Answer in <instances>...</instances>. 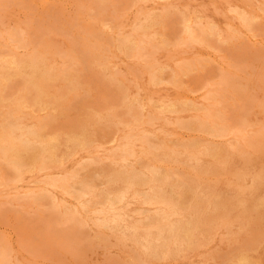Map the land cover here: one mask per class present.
<instances>
[{"label": "rangeland", "instance_id": "rangeland-1", "mask_svg": "<svg viewBox=\"0 0 264 264\" xmlns=\"http://www.w3.org/2000/svg\"><path fill=\"white\" fill-rule=\"evenodd\" d=\"M19 1V2H18ZM45 1V3H44ZM16 0V4H15V0H1L0 1V36L3 40L0 41V48L2 49L0 51V118L2 119V115L6 113H8L9 111H12L13 113V118L14 119H18L19 117V121L21 122V124L30 126L32 125L33 127H38L41 125L44 126V132L42 137L43 139H45V141L49 140V146L47 147V150L45 149L44 151H41L39 147H36V145L33 146H28L27 149H24L22 152H19L18 156L19 159H21V168H22V173L20 175V177L17 179H13V183L12 186L10 185V182H7L9 180H12L11 178L13 177V174H8V172H6L5 170H1L0 171V176H2V174H7V175H3L2 177H0V195H3V198H1L0 201V207H2L1 203H5L6 202V206L8 204L9 207L14 206L13 208L7 209L8 207L5 206V208L1 209L0 208V248L6 250L7 255H8V261H10V264H49L51 262V264H68L67 262L65 263V261H68L69 264H71L74 261V264H82L81 262H83V264H140V263H147V264H238V263H242V264H264V175H262V173L264 174V107L262 105H264V25H261L262 22L264 24V0H258L257 3H255L256 1L254 0H160L163 2H158L157 0ZM57 1V2H56ZM59 2H67L65 3L66 6H63L64 3H58ZM69 1V2H68ZM71 1V2H70ZM75 1V2H74ZM77 1V2H76ZM94 1V2H93ZM104 3H103V2ZM112 1V3L110 2ZM115 1V2H114ZM132 1V2H131ZM135 1V2H133ZM137 1V2H136ZM148 1V2H147ZM156 1V2H155ZM165 1V2H164ZM190 1V2H189ZM200 1V3L198 4V2ZM13 2V3H12ZM33 2V3H32ZM39 2V3H38ZM47 2V3H46ZM90 2V3H88ZM121 2V3H120ZM125 2V3H124ZM143 2V3H142ZM151 2L154 4H151ZM173 2V3H172ZM184 5H183V3ZM196 2V3H195ZM209 2V4H208ZM217 2V3H216ZM224 2V3H223ZM234 2V3H233ZM250 2V3H249ZM253 2V3H251ZM20 3V4H19ZM38 3V4H37ZM71 3V4H69ZM99 3V4H97ZM134 3V4H133ZM137 3V4H136ZM164 3V4H163ZM181 3V4H179ZM207 3V4H206ZM232 3V4H231ZM249 5H247V4ZM255 3V4H254ZM263 4V6L261 4ZM7 4V6H6ZM12 4V5H11ZM14 4V5H13ZM20 6H19V5ZM46 4V5H45ZM50 4V5H49ZM55 4V5H54ZM59 4V7L58 5ZM61 4V5H60ZM94 6H93V5ZM126 6H125V5ZM141 4V5H139ZM174 4V5H173ZM190 4V5H189ZM193 4V5H191ZM206 4V5H205ZM217 4V5H216ZM234 4V5H233ZM240 4V5H237ZM244 6H243V5ZM3 5V6H2ZM16 5V6H15ZM23 5V6H22ZM32 5V6H31ZM98 5V7H97ZM103 5V6H102ZM113 7H112V6ZM144 5V6H142ZM159 5V6H158ZM229 5V6H228ZM258 5V6H256ZM5 6V7H4ZM22 6V7H21ZM29 6V7H28ZM46 6V7H45ZM51 6V7H50ZM119 6V7H118ZM133 6V8H132ZM147 6V7H145ZM172 6V8H171ZM180 6V7H179ZM184 8H183V7ZM190 6V7H189ZM224 6V7H223ZM234 6V8H233ZM242 6V7H241ZM246 6V7H245ZM260 6V7H259ZM8 7V8H7ZM12 9H11V8ZM17 7V8H15ZM27 7V9L25 8ZM50 10H49V8ZM62 7V8H61ZM94 7V8H93ZM107 7V8H105ZM111 7V8H110ZM123 7V9L121 10V8ZM137 7V9H136ZM151 7V8H150ZM194 7V8H193ZM213 7V10L211 9ZM222 7V8H221ZM244 7V8H243ZM251 7V8H250ZM257 7V9L255 8ZM5 8V9H4ZM19 8V9H18ZM21 8V9H20ZM24 8L26 10H24ZM59 8H61L59 10ZM120 8V9H119ZM204 12H203V10ZM42 9V10H41ZM78 9V10H77ZM89 9V11H88ZM99 9V10H98ZM110 11H109V10ZM114 9V10H113ZM125 9V10H124ZM151 9V10H150ZM161 9V10H160ZM173 9V10H172ZM180 11H179V10ZM184 11H183V10ZM202 11H201V10ZM207 9V11H206ZM211 9L212 12L209 10ZM219 9V10H218ZM260 9V11L258 10ZM263 9V11H262ZM36 10V11H35ZM39 10V11H38ZM47 10V11H46ZM59 10V11H58ZM86 10V11H85ZM93 10H95V12H93ZM127 10V11H126ZM155 10V11H154ZM160 10V11H159ZM178 10V11H177ZM182 10V11H181ZM189 10V11H188ZM225 10H228L225 12ZM241 10V12H240ZM244 10V11H243ZM247 10V12H246ZM251 10V11H250ZM16 11V12H15ZM29 11V12H28ZM33 11V12H32ZM66 11V12H65ZM73 11V12H72ZM76 11V12H75ZM98 11V13H97ZM109 13H108V12ZM197 11V12H196ZM235 13H234V12ZM251 13H249V12ZM15 12V13H13ZM26 14H24V13ZM37 12V13H36ZM46 15H44L43 14ZM63 12V13H62ZM68 12V13H67ZM113 12V14H112ZM119 12V13H117ZM131 12V13H130ZM133 12V13H132ZM143 12V13H142ZM153 12V13H152ZM159 12V13H158ZM173 12V14L171 13ZM180 12V14H179ZM182 12V13H181ZM215 12V13H214ZM219 12H221L222 14H219ZM229 12V14H228ZM233 12V13H231ZM246 12V13H245ZM9 13V14H8ZM61 13V14H60ZM66 15H63L65 14ZM71 15H70V14ZM73 13V14H72ZM81 13V14H80ZM82 13H85L84 15ZM86 13H87V17H86ZM102 13V14H101ZM136 13V14H135ZM184 13V14H183ZM188 13V14H187ZM212 13V14H211ZM237 13V15H236ZM240 13H244L247 15H254L256 18L253 22V26L249 27L250 30L247 28V30L245 29V23H243L242 19L240 17ZM263 13V14H262ZM11 14V15H10ZM31 14V15H30ZM38 14V15H37ZM40 14V15H39ZM54 14V15H53ZM58 17H57V15ZM79 14V15H78ZM94 14V15H93ZM101 16H100V15ZM128 14V15H127ZM131 14V15H130ZM155 14V15H154ZM164 14V17H163ZM166 14V15H165ZM183 14V15H182ZM187 16H186V15ZM203 14V15H202ZM231 14V15H230ZM7 15V16H6ZM21 15V16H20ZM33 15V16H32ZM99 15V16H98ZM103 15V16H102ZM105 15V16H104ZM120 17H119V16ZM133 15V18H132ZM135 15V16H134ZM153 15V16H152ZM190 17H189V16ZM221 15V16H220ZM239 15V18H238ZM259 15H263V16H259ZM19 16V17H18ZM24 16V17H23ZM62 16V18H61ZM109 16V17H108ZM113 16H116L114 18H112ZM125 16V17H123ZM142 16V17H141ZM160 16V17H159ZM162 16V19H160ZM194 16V17H193ZM211 18H210V17ZM223 16V18H222ZM226 16V17H225ZM237 16V17H236ZM32 17H34L35 19H33ZM38 17H40L38 19ZM42 17V19H41ZM66 17V18H65ZM78 19H77V18ZM83 17V18H82ZM86 17V18H85ZM89 17H93L92 19H90ZM98 17V18H97ZM103 17V18H102ZM130 17V18H129ZM152 17V19H151ZM197 17V18H196ZM200 17V18H199ZM204 17V18H203ZM235 17V18H234ZM30 18V19H29ZM58 18V19H56ZM60 18V19H59ZM85 18V19H84ZM118 18V19H117ZM121 18V19H120ZM124 20H123V19ZM167 18V19H166ZM195 19L196 21L194 22ZM206 18V19H205ZM222 18V19H221ZM260 18V19H259ZM8 19V20H7ZM12 19V20H11ZM16 19V20H15ZM26 19V20H25ZM32 19V22L35 24H32V22L30 21ZM55 19V22H54ZM104 21H103V20ZM114 19V20H113ZM130 19V20H129ZM158 19V20H156ZM179 19V20H178ZM200 19V20H197ZM212 19V20H211ZM226 19V20H224ZM238 19V20H237ZM262 19V20H261ZM35 20V21H33ZM42 20V21H40ZM44 20V22H43ZM62 20V21H61ZM81 20V21H80ZM86 20V21H84ZM117 20V21H116ZM172 20L175 24L173 25V22L170 21ZM176 20V21H175ZM206 20V21H205ZM229 20V21H228ZM232 20V21H231ZM5 21V22H4ZM21 23H20V22ZM64 21V22H63ZM72 21L74 24H72ZM78 21V22H77ZM94 21V22H93ZM138 23H136V22ZM147 21V22H146ZM152 21V22H151ZM167 21V22H166ZM169 23L172 22V23ZM182 21V22H181ZM188 21L191 26H192V21L194 22L193 24V28H197L195 30H197V32L199 33L202 31H205L202 34V38L203 39H199V40H194L189 38L186 39V31H183V22ZM231 21V22H230ZM242 21V22H241ZM258 21V22H257ZM12 24H11V23ZM27 22V23H25ZM47 22V23H45ZM57 22V23H56ZM87 22V23H85ZM91 24H90V23ZM102 22V23H101ZM110 22V24H109ZM121 22V24H120ZM143 22V24H142ZM151 22V24H150ZM155 22V23H153ZM158 22V23H157ZM176 22H178L176 24ZM181 22V23H180ZM213 22V23H212ZM234 24H233V23ZM239 22V24H238ZM14 23V24H13ZM44 23V24H43ZM56 23V24H55ZM89 23V24H88ZM98 23V24H97ZM105 23V24H104ZM118 23V24H116ZM153 23V24H152ZM197 23V24H196ZM203 23V24H202ZM242 23V24H241ZM255 23V24H254ZM29 24V25H28ZM36 25V26H32V25ZM42 24V26L40 25ZM57 26L54 27L53 26ZM60 24V25H59ZM67 24V25H66ZM80 26L78 27L77 26ZM87 24V25H86ZM103 24V25H102ZM127 24V25H126ZM131 24V25H130ZM150 24V25H147ZM164 26H163V25ZM218 24V25H217ZM221 24V25H220ZM223 24V25H222ZM228 24V25H226ZM11 25V26H10ZM13 25H15L16 27H14ZM22 25L24 27H22ZM47 25V27H45ZM52 25V27H51ZM71 25V26H70ZM76 25V26H75ZM118 27H117V26ZM161 27H160V26ZM180 25V26H179ZM196 25V27H195ZM198 25V26H197ZM201 25V26H200ZM220 25V26H219ZM236 25V27H234ZM238 25V26H237ZM244 25V26H243ZM254 25L256 27H254ZM260 25V26H259ZM9 28L10 31L12 29V33L9 32V29L5 28ZM41 28H40V27ZM61 26V27H60ZM85 26V27H82ZM91 26V27H89ZM104 26V27H103ZM115 26V28L113 27ZM150 26V28H149ZM155 26V27H154ZM159 26V27H158ZM175 26V27H174ZM212 26V27H211ZM223 26V27H222ZM233 26V27H232ZM241 26V28H240ZM26 27V28H25ZM51 27V28H50ZM73 27V29H72ZM88 27V28H87ZM103 27V28H102ZM121 29H120V28ZM144 27V28H142ZM146 27V28H145ZM169 27V28H168ZM174 27V28H173ZM200 27V28H199ZM209 27V28H208ZM238 27V28H237ZM243 27V28H242ZM246 27H248L246 25ZM254 27V29H253ZM50 28V30H49ZM69 28V29H68ZM78 28V29H77ZM90 28V29H89ZM92 28V29H91ZM96 30L94 31L93 29ZM107 28V29H106ZM128 28H131L128 29ZM133 28V29H132ZM182 28V29H180ZM199 28V30H198ZM202 28V29H201ZM206 28V29H205ZM216 28V29H215ZM256 28V29H255ZM3 31H2V30ZM6 29V30H5ZM26 29V30H25ZM29 29V30H28ZM34 31H33V30ZM35 29L37 30V32H35ZM57 29V34L56 32H54V30L56 31ZM66 29V30H65ZM103 29V31H102ZM104 29H106L104 31ZM116 29V31H115ZM141 29V30H140ZM176 29V30H174ZM210 29V30H209ZM228 29V30H226ZM235 29V30H234ZM262 31L261 33L259 32V30ZM18 30V31H16ZM49 30V32H48ZM52 30V31H51ZM60 30V31H59ZM100 30V31H99ZM109 30V31H108ZM134 30V31H132ZM155 30V31H154ZM160 30H162L160 32ZM218 30V31H217ZM243 30V31H242ZM245 30V32H244ZM253 30V31H252ZM255 30V31H254ZM1 31L3 33H1ZM6 31V33H5ZM16 31V32H15ZM28 31V32H27ZM43 31V32H42ZM44 31H46V34L44 33ZM62 31V32H61ZM81 31V33L79 32ZM142 31V32H141ZM147 31V32H146ZM173 31L175 33H173ZM212 31V32H211ZM235 31V33H234ZM240 31V32H238ZM17 32H19L17 34ZM32 34H30V33ZM54 32V33H53ZM61 32V33H60ZM65 32V34L63 33ZM68 32V33H66ZM91 32V33H88ZM113 32V33H112ZM134 34H132V33ZM178 34H177V33ZM218 34H217V33ZM224 32V33H223ZM250 35H252V38L247 35V33ZM14 34L17 36L15 41L10 40L8 37L9 35ZM29 33V34H28ZM43 33V34H41ZM48 33V35H47ZM52 33V34H50ZM56 33V34H55ZM63 33V34H62ZM74 33V34H72ZM84 33V34H83ZM101 33V34H100ZM106 35H105V34ZM209 33V34H208ZM220 33V34H219ZM231 33V34H230ZM257 33V36H255L254 34ZM9 34V35H8ZM82 36H81V35ZM93 34V35H92ZM125 34V35H124ZM128 34V35H127ZM141 34V36L139 37V35ZM148 36H147V35ZM158 34V35H157ZM172 34V35H171ZM216 34V35H215ZM228 34V35H226ZM238 34V36L236 35ZM241 34V36H240ZM246 35L243 37V35ZM261 34V35H260ZM6 37H5V36ZM25 37V36H27ZM47 35V36H46ZM50 35L52 37H50ZM55 37H54V36ZM76 35V36H75ZM90 35V36H88ZM92 35V36H91ZM96 35V37L94 38V36ZM99 35V38H98ZM112 35V36H111ZM135 35V36H134ZM146 35V36H145ZM160 35V36H159ZM168 35L169 38L166 36ZM179 38H178V36ZM184 35V36H183ZM205 35H207V40L205 39ZM215 35V36H214ZM235 35V36H234ZM263 35V36H262ZM22 36V37H21ZM33 37V42H31L30 37ZM39 38H38V37ZM42 36V37H41ZM45 36V38H44ZM59 36V37H58ZM70 36V37H69ZM84 36V38H83ZM88 36V37H87ZM101 36V37H100ZM114 36V37H113ZM175 36V37H174ZM223 36V37H222ZM233 36H234V41H233ZM240 36V38H239ZM72 37V38H71ZM80 37V38H79ZM92 37L94 38L92 40ZM134 37V38H133ZM137 39H136V38ZM145 37V38H143ZM148 37V38H146ZM157 37V38H156ZM160 37V39H159ZM166 37V38H165ZM183 37V38H182ZM243 37V38H242ZM258 37V38H257ZM260 37V38H259ZM0 38V39H1ZM7 38L8 40L6 41L5 39ZM18 38V39H17ZM44 38V39H43ZM69 38V39H67ZM71 38V39H70ZM86 38V39H85ZM90 38V39H89ZM98 40H97V39ZM131 38V39H130ZM133 38V39H132ZM143 38V39H141ZM215 38V40L213 39ZM225 38V39H224ZM245 38V39H244ZM25 39V40H23ZM42 39V40H41ZM47 39V42H46ZM49 39V40H48ZM55 39V40H54ZM88 39V40H87ZM117 42H116V40ZM155 39V40H154ZM157 39V40H156ZM178 41H177V40ZM186 39V40H184ZM238 39V40H237ZM245 41H244V40ZM254 39V40H252ZM262 39V40H261ZM19 40V41H18ZM36 40V41H35ZM40 40V42H39ZM73 40H76L73 42ZM85 40V41H84ZM107 43H105L104 42ZM109 40V41H108ZM130 40V41H127ZM136 40V41H135ZM139 42H138V41ZM160 40V41H159ZM174 40V41H173ZM184 42L182 43L181 42ZM190 40V41H189ZM252 40V41H251ZM260 40V41H259ZM12 41V42H11ZM23 41V43H22ZM29 41V42H28ZM54 41V42H53ZM69 41V43H67ZM73 45H71L72 43ZM119 41V42H118ZM125 41V42H124ZM127 41V42H126ZM135 41V42H134ZM145 41V42H144ZM150 41V42H149ZM153 41V42H152ZM157 41V42H156ZM188 41V43H186ZM194 41V42H193ZM196 41V42H195ZM214 41V42H213ZM218 41V42H217ZM222 41V42H220ZM236 41V42H235ZM239 41V43H238ZM243 41V42H242ZM255 43H254V42ZM262 41V43H261ZM10 44L11 42V45ZM20 42V43H19ZM34 42L38 45L33 46ZM61 42V43H60ZM132 42V43H131ZM134 42V43H133ZM169 42V43H168ZM200 42V43H199ZM220 42V43H219ZM260 42V43H259ZM5 43V44H4ZM19 47H17L18 45ZM32 43V44H31ZM40 43V44H39ZM65 43V44H64ZM92 43V44H89ZM118 49H117V46ZM128 43V44H127ZM138 45H136V44ZM141 43V44H139ZM146 43V45H145ZM149 43V44H148ZM172 43V44H171ZM187 45H186V44ZM196 45H195V44ZM205 45H204V44ZM211 46H210V44ZM216 43V44H215ZM222 43L224 45V47L222 46ZM236 43V44H234ZM250 43V44H249ZM256 43H258V45H256ZM7 44V45H6ZM98 44V46H96ZM104 44V45H103ZM170 44V45H169ZM181 44V45H180ZM202 44V45H201ZM216 47H214V45ZM9 45V49L8 46ZM13 45V47H12ZM26 45V46H24ZM28 45H31V49ZM35 45V44H34ZM41 45V46H40ZM44 45V46H43ZM51 46V49L50 46ZM60 45V46H59ZM69 45V46H68ZM71 45V46H70ZM76 45V46H74ZM95 47L94 49L91 47ZM99 45L101 47H99ZM124 45V46H123ZM126 45V46H125ZM133 45V46H132ZM154 45V46H153ZM162 45V46H161ZM177 45V46H176ZM180 45V46H179ZM184 45V46H183ZM199 47H198V46ZM202 47H201V46ZM209 45V46H208ZM213 45V46H212ZM221 47H220V46ZM229 45V46H228ZM246 47H245V46ZM263 47H262V46ZM5 46V48L3 47ZM11 46V48H10ZM73 46V47H72ZM84 46V47H83ZM105 46V48L103 47ZM123 46V47H122ZM138 48H136V47ZM168 46V47H167ZM175 46V47H174ZM226 46V48H225ZM240 46V47H239ZM16 47V48H14ZM22 47V50H21ZM43 47V48H42ZM71 47V48H70ZM91 47V48H90ZM110 47H112L110 49ZM127 47V48H126ZM132 47V48H130ZM144 47V49H143ZM152 49H151V48ZM156 50H155V48ZM163 49H162V48ZM198 47V48H197ZM212 47V48H211ZM223 47V48H222ZM230 47V48H229ZM236 47V48H235ZM244 48L243 49H241ZM254 47V48H253ZM259 47V48H258ZM4 48V49H3ZM14 48V49H13ZM26 48V49H24ZM57 48V49H56ZM60 48V49H59ZM73 48V49H72ZM76 48V49H75ZM83 48V49H82ZM98 48V49H97ZM140 48V51L138 50ZM154 48V49H153ZM161 48V49H160ZM202 48L204 50H202ZM207 48V49H206ZM210 48V49H209ZM225 48V49H224ZM229 48V51H228ZM233 48V49H232ZM24 49V51H23ZM30 49V50H29ZM47 49V50H46ZM53 49V50H52ZM62 49V50H61ZM70 49V50H69ZM72 49V51H71ZM93 49V50H92ZM103 49V50H102ZM106 49V50H104ZM114 49V50H113ZM124 49V50H123ZM127 49V50H126ZM133 49V50H132ZM148 49V50H147ZM151 49V50H150ZM169 49V50H168ZM188 49V51H187ZM200 49V52H199ZM241 50V53L239 50ZM13 50V52H12ZM34 53H32V51ZM43 50V51H42ZM46 50V51H45ZM51 50V51H50ZM57 50V51H56ZM59 50V51H58ZM69 50L70 53H68L67 51ZM76 50V51H75ZM95 50V51H94ZM101 50V51H100ZM116 50V53H115ZM143 50V51H142ZM166 50V52L164 51ZM168 50V52H167ZM173 50V51H172ZM182 50V51H181ZM184 50V51H183ZM190 50V51H189ZM211 50H214L215 53H213ZM220 52H218V51ZM260 50V51H259ZM9 51V52H7ZM16 51V52H15ZM31 51V53H30ZM54 51V53H53ZM61 51V52H60ZM79 51V52H78ZM99 51V52H98ZM106 51V52H104ZM147 51V52H146ZM152 53H151V52ZM158 51V52H157ZM160 51V52H159ZM162 51V52H161ZM170 51H172L170 53ZM176 53H175V52ZM209 51V52H208ZM224 51V52H223ZM233 53H232V52ZM240 55V57L235 53V52ZM6 52V53H5ZM12 52V54H11ZM37 52V53H36ZM44 52V54H43ZM50 52L53 54H50ZM65 52V53H64ZM82 52V53H80ZM88 56H86L87 54ZM96 52V54H95ZM120 52V53H118ZM127 52V53H126ZM135 52V53H132ZM163 52H165L166 54L163 55ZM179 52V53H178ZM181 52V53H180ZM202 52V54H201ZM205 52V53H204ZM209 54H208V53ZM219 54H217V53ZM228 52V53H226ZM256 54H255V53ZM2 53V54H1ZM5 53V54H4ZM25 53V54H24ZM46 53V54H45ZM58 53V55L56 54ZM62 55H61V54ZM83 54L80 55L79 57L77 54ZM90 53H92L90 55ZM112 53V54H111ZM118 53V55H117ZM132 53V55L130 54ZM141 55H139V54ZM142 53V54H141ZM148 53V54H147ZM235 53V54H234ZM248 53V54H247ZM250 53V54H249ZM18 54V55H17ZM19 54H20V58H19ZM22 54V56H21ZM36 54V55H35ZM60 54V56H59ZM70 54V55H69ZM116 54V55H115ZM121 54V55H120ZM169 54V55H168ZM189 56H188V55ZM192 54V55H191ZM201 54V55H200ZM223 54V55H222ZM243 54V58L242 55ZM254 58L253 57V55ZM262 54V55H260ZM28 55V56H27ZM67 57H65V56ZM72 55H74L76 58H74V56L72 57ZM101 55V56H100ZM129 55V56H128ZM144 55V56H143ZM162 55V56H161ZM178 55V56H177ZM183 55V56H182ZM185 55V56H184ZM191 55V57H190ZM195 55V56H194ZM205 55V56H204ZM232 55V56H231ZM258 55V56H257ZM5 56V58L3 57ZM8 56V57H7ZM13 56V58H12ZM31 56V57H30ZM38 56V57H37ZM54 56V57H53ZM103 56V57H102ZM106 58H105V57ZM132 56H137L134 59L132 58ZM147 56V57H146ZM157 56V57H156ZM166 58H165V57ZM169 56H171L172 58H170ZM202 56V57H201ZM221 56V57H220ZM224 56V58L222 57ZM247 56V57H246ZM22 57V58H21ZM28 57H30L29 59H27ZM43 57V59H42ZM59 57V59H58ZM81 57L82 60H80L79 58ZM85 57V58H83ZM93 57V58H91ZM96 57V58H95ZM113 57V58H112ZM129 57V58H128ZM140 59H139V58ZM143 59H142V58ZM146 57V58H144ZM159 57V58H158ZM175 57V58H174ZM196 57V58H195ZM204 57V59H203ZM207 57V58H206ZM212 57H215L213 60ZM217 57L219 58L217 60ZM232 57V58H231ZM234 57V58H233ZM252 57V58H251ZM2 58V59H1ZM16 58V59H15ZM47 60H46V59ZM49 58V60H48ZM55 58V59H54ZM66 58V59H65ZM88 58V59H87ZM95 58V59H94ZM138 58V59H137ZM153 58V59H152ZM156 58V59H155ZM165 58V59H164ZM168 58V60H167ZM182 61H181V59ZM230 59V61L226 60V59ZM237 58V59H236ZM241 58V59H240ZM245 58V59H244ZM249 58V59H248ZM12 59V60H11ZM32 59V60H31ZM43 61H42V60ZM52 59V60H51ZM77 62H76V60ZM91 59V60H90ZM105 59V60H103ZM107 59V60H106ZM124 59V60H123ZM129 59V60H128ZM147 59V60H145ZM159 59V60H157ZM164 59V60H163ZM195 59L197 61H195ZM208 59V60H206ZM211 59V60H209ZM226 61H225V60ZM251 59V60H250ZM256 59V60H255ZM30 60V61H29ZM45 60V61H44ZM61 62H60V61ZM64 63H63V61ZM74 60V61H73ZM84 60V62H83ZM90 60V61H88ZM94 60H96L97 62H95ZM103 60V61H102ZM117 60V61H116ZM126 60V61H125ZM128 60V61H127ZM132 60L133 63H132ZM139 60V61H138ZM141 60V61H140ZM145 60V61H143ZM155 60V61H154ZM170 60V61H169ZM175 60V61H174ZM190 60H192L190 62ZM204 60V62L202 61ZM207 62H206V61ZM218 62H217V61ZM224 60V61H223ZM242 60V62H241ZM250 60V61H249ZM254 60V61H253ZM262 63H261V61ZM2 61V62H1ZM15 61V62H13ZM17 61V62H16ZM19 61V62H18ZM29 61V62H28ZM51 61V62H50ZM93 61V62H92ZM107 61V62H106ZM154 63H153V62ZM166 61V62H165ZM169 61V62H168ZM180 61V62H177ZM212 61V62H211ZM221 61V62H219ZM235 61V62H234ZM244 61V62H243ZM253 61V62H252ZM13 62V63H11ZM25 62V63H23ZM55 62V63H54ZM75 62V63H74ZM82 62V63H81ZM92 62V63H90ZM123 62V64H122ZM130 62V63H128ZM143 62V63H142ZM168 62V63H167ZM171 62V63H170ZM173 62V63H172ZM176 62V63H175ZM228 62V63H226ZM248 64H247V63ZM257 62V64H256ZM20 63V64H19ZM23 63V64H22ZM29 63V65H28ZM51 63V64H50ZM53 63V64H52ZM63 63V64H62ZM101 63V64H99ZM108 63V64H107ZM131 63L134 65L135 63V67L133 65H131ZM153 63V64H152ZM179 63V64H178ZM181 63V64H180ZM183 63L186 65H183ZM187 63V64H186ZM200 63V64H199ZM211 63H215L214 65ZM223 63V64H222ZM225 63V64H224ZM232 63V64H230ZM238 63V65H237ZM254 65H252V64ZM1 64H3L1 66ZM15 64V65H14ZM17 64V65H16ZM34 65V68L32 65ZM37 64V65H36ZM56 64V65H55ZM85 64V65H84ZM87 64L88 67H85ZM99 64V65H98ZM106 66H105V65ZM117 64V65H116ZM121 64V65H120ZM137 64V65H136ZM139 64V65H138ZM157 64V65H156ZM163 64V65H162ZM174 64V65H173ZM193 66H191V65ZM196 64V65H195ZM201 65L198 67V69L196 68L198 65ZM203 64V65H202ZM207 64V65H206ZM208 64L209 66H212L210 68V70L212 71L213 69V73L209 74V70L207 69L206 71H208V73L205 71L203 72V69L208 68ZM256 64V65H255ZM259 64V65H258ZM11 65V66H10ZM27 65V66H26ZM40 65V66H39ZM43 65V66H42ZM60 68H59V66ZM104 65V66H102ZM125 65V66H124ZM144 65V66H143ZM146 65V67H145ZM169 65V66H168ZM216 65V67H215ZM225 65V66H224ZM233 65V67L231 66ZM258 65V66H257ZM262 65V66H261ZM17 68H16V67ZM23 66V67H22ZM30 66V67H29ZM32 66V67H31ZM39 68H38V67ZM54 66V67H53ZM58 66V67H56ZM63 66V67H62ZM70 66V68H69ZM73 66V67H72ZM76 66V67H74ZM92 66V67H91ZM110 66V68H109ZM118 66V67H117ZM133 66V67H132ZM138 66V67H137ZM156 66V67H155ZM184 68H182V67ZM218 66V67H217ZM229 66V67H228ZM235 66V67H234ZM253 66V67H251ZM257 66V67H256ZM4 67V68H3ZM15 69H14V68ZM49 67V68H48ZM97 67V68H96ZM108 67V69L106 68ZM125 67V68H124ZM148 68L146 71L144 70V68ZM152 67V68H150ZM158 67V68H157ZM176 67V68H173ZM237 67V68H236ZM247 67V68H246ZM250 67V68H248ZM8 68V69H7ZM14 70H13V69ZM31 68V69H30ZM43 68V69H42ZM53 68V69H52ZM58 68V69H57ZM67 68V69H66ZM72 68V70H71ZM74 68V69H73ZM77 68V69H76ZM86 68V69H85ZM102 68V69H101ZM105 68V69H103ZM114 68V71H113ZM130 68V70H133V74L136 75L134 76L132 74V72L128 69ZM141 68V69H140ZM157 68V69H156ZM171 68V69H170ZM179 71H178V69ZM181 68V69H180ZM189 68V69H188ZM194 68V69H192ZM213 68V69H212ZM221 68V69H219ZM229 68V69H226ZM231 68V69H230ZM241 68V71L246 72L243 74V72L241 73L242 75H240L239 71ZM246 68V69H245ZM12 69V70H11ZM45 69V70H44ZM52 69V70H51ZM80 69V71L78 70ZM82 69V70H81ZM94 69V71H93ZM122 69V70H121ZM125 69V70H123ZM127 69V71H126ZM143 69V70H142ZM150 69V70H149ZM175 70V72L172 71ZM200 69V70H199ZM234 69H238V72L233 71ZM250 69V70H249ZM254 69V70H253ZM9 70V71H8ZM38 72H37V71ZM54 70V71H53ZM61 74H60V72ZM78 70V71H77ZM90 70V71H89ZM96 70V71H95ZM107 70V71H106ZM121 70V71H120ZM135 70V73H134ZM152 70V71H151ZM157 70V71H156ZM167 70V71H166ZM195 70V72H193ZM220 74H219V71ZM222 70V71H221ZM8 71V72H6ZM15 71V73H14ZM20 71V72H19ZM31 71V72H30ZM37 73H36V72ZM40 71V72H39ZM49 73H48V72ZM51 71V72H50ZM64 71V72H63ZM74 71H77V73ZM83 71V72H82ZM144 71V72H143ZM161 73H160V72ZM188 71V73L186 72ZM190 71V72H189ZM218 73H217V72ZM248 71V72H247ZM252 71V72H251ZM25 72V73H24ZM30 72V73H28ZM43 72V75H42ZM90 72V73H89ZM99 72V73H98ZM101 72V73H100ZM114 72V73H112ZM117 72L120 73L117 75ZM126 72V73H125ZM130 72V74H129ZM141 72V73H139ZM171 72V73H170ZM177 72V74H176ZM200 72V73H199ZM203 72V73H202ZM221 72L226 73V75L228 76H219L221 75ZM256 72V73H255ZM10 73V74H9ZM13 73V74H12ZM33 73V74H32ZM53 73V74H51ZM55 73V74H54ZM71 73V74H70ZM81 73V74H80ZM96 73V74H95ZM116 73V75H115ZM122 73V74H121ZM148 73V75H147ZM152 73H156L159 78L157 79H153L152 80ZM170 73V74H169ZM184 73V74H183ZM199 76H198V74ZM202 73V74H201ZM217 73V74H215ZM239 73V74H238ZM248 73V74H247ZM253 73V74H252ZM2 74V75H1ZM23 74V75H22ZM40 74V75H39ZM51 74V75H50ZM66 74V75H65ZM75 77H73V75ZM95 74V76H94ZM99 74V75H98ZM101 74V75H100ZM113 74V75H112ZM180 74V75H179ZM188 74V75H187ZM195 75L193 77V75ZM201 74V75H200ZM207 74L211 77H214V80L212 78V80H210L209 78L207 80V78H203L204 81L203 83H198V82H202V76L206 77ZM233 74V75H232ZM246 74V75H245ZM9 75V76H7ZM29 75V76H28ZM35 75V77H34ZM37 75V76H36ZM48 75L47 78H45ZM53 75V76H52ZM60 75V76H58ZM64 75V76H63ZM133 75V76H131ZM168 75V76H167ZM185 75V76H184ZM196 75L198 76V78L196 77ZM251 75V76H250ZM14 76V77H13ZM19 76V78H18ZM24 76V77H23ZM56 76V78H54ZM63 76V77H62ZM72 76V77H70ZM106 76V77H105ZM114 76V77H113ZM124 76V77H123ZM161 76V77H160ZM165 76V77H164ZM191 76V77H190ZM218 76V77H217ZM231 76V80L229 79ZM51 77V78H50ZM86 77V78H85ZM100 77V78H99ZM103 77V80H102ZM116 77V78H115ZM127 77V78H126ZM141 77V79L139 78ZM150 77V78H149ZM170 77V78H169ZM225 77V78H224ZM229 77V78H226ZM235 77V78H234ZM238 77V78H237ZM247 77V78H246ZM250 77V78H249ZM256 77V78H255ZM13 78V79H12ZM38 78V79H37ZM45 78V79H44ZM50 78V79H49ZM79 83V85H74V83L72 82ZM90 78V79H89ZM97 78V79H96ZM135 78V80H133ZM140 80H138V79ZM150 79L147 80V79ZM173 78V79H172ZM192 78V79H191ZM219 78V80L221 81H217L216 80ZM24 79V80H23ZM29 79V80H28ZM33 79V80H32ZM41 79V81H40ZM53 79V80H52ZM59 79V80H58ZM101 79V81H100ZM175 79V80H174ZM177 79V80H176ZM182 79V81L180 80ZM186 80V81H183ZM201 79V80H200ZM232 79H234V81H232ZM237 79V80H236ZM242 79V80H241ZM4 80V81H3ZM17 80V81H16ZM26 81V83L28 84H24V82ZM32 80V81H31ZM39 80V81H38ZM43 80V81H42ZM45 80V81H44ZM55 80V81H54ZM65 80V81H64ZM69 80V81H68ZM117 80V81H116ZM126 80V81H125ZM180 80V81H179ZM192 80V81H191ZM222 80L226 81V87L225 84L222 82ZM245 80V81H244ZM248 80V81H247ZM252 80V81H251ZM8 83H7V82ZM54 81V82H52ZM67 81V82H66ZM76 81V82H75ZM96 81V83H94ZM110 81V82H109ZM130 81V82H127ZM144 81V82H143ZM165 81V82H163ZM173 81V82H172ZM189 81V83L187 82ZM196 84H194V82ZM209 81H212V83H209ZM213 81H215L214 84ZM232 81V82H231ZM237 81V83H236ZM251 83H250V82ZM256 81V82H255ZM4 82V83H3ZM42 82V83H41ZM46 82V84H45ZM51 82V83H50ZM66 84H65V83ZM105 82V83H104ZM115 82V83H114ZM117 82V83H116ZM122 83L121 84H119ZM143 82V83H142ZM147 82V85H146ZM160 82V83H158ZM183 82V83H181ZM34 83V85H33ZM36 83V84H35ZM48 83V84H47ZM58 83V84H57ZM60 83V84H59ZM72 83V84H71ZM85 83V86H84ZM87 83V84H86ZM108 83V85H107ZM127 83V84H126ZM138 83V84H137ZM151 86H150V84ZM218 83L219 85H223L224 87L219 86V90H218ZM221 83V84H220ZM232 83V87L235 86L234 88L231 89L230 84ZM235 85H234V84ZM7 84V85H5ZM14 84V85H13ZM39 84V85H38ZM45 84V85H44ZM70 84V85H69ZM83 84V86H82ZM95 84V85H94ZM142 84V85H141ZM154 84H156V87L154 86ZM184 84V85H183ZM189 84V85H188ZM192 84V85H190ZM203 84L206 85L205 87H202ZM212 84V85H211ZM242 84V85H241ZM255 84V85H254ZM5 85V86H3ZM37 85V86H36ZM50 85V87H49ZM74 87H73V86ZM134 85V86H133ZM163 85V86H162ZM169 85V86H168ZM177 85L179 87H177ZM194 85H196V87H194ZM198 85V86H197ZM210 85V86H208ZM217 87H215V86ZM239 85V86H238ZM249 85V87H248ZM252 85V86H251ZM258 85V86H257ZM7 86V87H6ZM30 86V87H29ZM32 86V87H31ZM39 86V87H38ZM55 86V87H54ZM79 88H77V87ZM82 86V87H81ZM95 86V87H94ZM118 86V87H117ZM139 86L143 87V89L145 88V91L142 90V88ZM150 88H148V87ZM154 86V87H153ZM168 86V87H167ZM173 86V87H172ZM185 86V87H184ZM187 86V87H186ZM257 88H256V87ZM4 87V88H3ZM27 91H26V88ZM45 87V88H44ZM47 87V88H46ZM52 87V88H51ZM65 87V88H64ZM100 87V88H98ZM161 87V88H160ZM167 87V88H166ZM193 87V88H192ZM197 87L198 91H197ZM25 88V89H24ZM42 88V89H41ZM58 88V89H56ZM89 88V89H86ZM98 88V89H96ZM105 88H110V89H105ZM114 88V89H113ZM130 88V89H129ZM137 90H135V89ZM153 88V89H151ZM155 88H157L158 90H155ZM173 88V89H172ZM181 88V89H180ZM184 88H187L189 91L185 90ZM217 88V90H216ZM224 88V89H223ZM22 89V91H21ZM32 89V90H31ZM38 89V90H37ZM51 89V90H50ZM70 89V90H68ZM123 89V91H122ZM126 89V90H125ZM169 89V90H168ZM178 89V90H177ZM193 89V91L191 90ZM195 89V90H194ZM207 90V91H203ZM212 89V91H211ZM215 89V90H214ZM222 89V90H221ZM242 91H241V90ZM252 89V91H251ZM262 89V90H261ZM35 92H34V91ZM41 90H44L42 92H40ZM65 92H64V91ZM78 92V94L76 95V91ZM93 90V91H92ZM98 90V91H97ZM111 90V91H110ZM149 90V91H148ZM151 90H153L154 92H151ZM162 90V91H161ZM172 90V91H171ZM220 90L222 92H220ZM224 90V91H223ZM234 90V91H231ZM260 90V91H259ZM20 91V92H19ZM37 91V92H36ZM39 91V92H38ZM47 91V92H46ZM85 91V92H84ZM107 91V92H105ZM122 91V92H121ZM142 91V92H141ZM158 91V92H157ZM166 91V92H165ZM175 91L177 93H175ZM187 91V92H186ZM228 91V92H226ZM237 91V92H235ZM240 91V92H239ZM244 91V92H243ZM263 91V93H262ZM4 92V93H3ZM19 92V93H17ZM26 92V93H25ZM51 92V93H50ZM54 92V93H52ZM71 92V93H70ZM72 92H73V97H72ZM81 92V93H80ZM96 92V93H95ZM99 92V93H98ZM112 92V93H111ZM120 92V93H119ZM133 92V93H132ZM146 92H150V93H146ZM168 92V93H167ZM172 92V93H170ZM186 92V93H184ZM193 93V95H191V93ZM217 92V93H216ZM230 92V93H229ZM243 92V95H242ZM261 92V93H260ZM10 93V96H8ZM14 93V94H13ZM25 93V94H24ZM29 93V94H28ZM37 93V94H36ZM70 93V94H69ZM105 93V94H104ZM130 93V94H129ZM135 93V94H134ZM139 93V94H138ZM145 93V94H144ZM151 93H153L151 95ZM160 93V94H158ZM165 93V94H164ZM170 93V94H169ZM175 93V95H174ZM203 93V95H202ZM206 93V94H205ZM212 93V94H211ZM250 93V94H249ZM260 93V94H259ZM18 94V95H17ZM40 94V95H39ZM42 94H46L45 97ZM68 94V95H67ZM75 94V95H74ZM103 94V95H102ZM110 94V95H109ZM112 94V95H111ZM143 94V95H142ZM169 94V95H167ZM187 94V95H186ZM191 96H190V95ZM196 94V95H195ZM215 94L216 97H212V95ZM223 96H222V95ZM226 94H229V96H226ZM239 96H237V95ZM246 94V95H245ZM12 95V96H11ZM60 98H59V96ZM89 95V97H88ZM98 95V96H96ZM111 96L110 98L107 96ZM116 97H115V96ZM130 96V98H128V96ZM148 95V96H147ZM164 95H166L164 97ZM173 95V96H172ZM209 95V99L207 98V96ZM247 95H250L249 97H247ZM253 95V96H252ZM25 96V98H24ZM31 96V97H30ZM35 96V98L33 99V97ZM43 96V97H42ZM57 96V97H56ZM66 96V97H65ZM80 96V97H79ZM95 96V97H94ZM105 96V97H104ZM126 96V97H125ZM138 96V97H137ZM142 96V97H141ZM156 96V97H155ZM162 96V97H161ZM182 96V97H180ZM190 96V97H188ZM228 98L225 99L224 98ZM238 98H237V97ZM242 96V97H241ZM2 97V98H1ZM5 97V98H4ZM53 97V98H52ZM55 97V98H54ZM64 97V98H63ZM68 97V98H67ZM83 97V98H82ZM124 97V98H123ZM134 97V98H133ZM136 97V98H135ZM144 97V98H143ZM146 97V98H145ZM171 97V98H170ZM177 97V98H176ZM186 97V98H185ZM198 97H202L199 98ZM220 97V98H218ZM240 97V99H239ZM245 97H247L245 99ZM254 97V98H253ZM5 100H4V99ZM9 98V99H8ZM11 98V99H10ZM27 98V99H26ZM39 98V99H38ZM49 98V99H48ZM57 98V99H56ZM95 98V99H94ZM102 101H101V99ZM104 98V99H103ZM133 98V100H132ZM140 98V99H139ZM142 98V99H141ZM153 98L155 100H153ZM216 98V99H215ZM230 98V99H229ZM232 98L234 100H232ZM236 98V99H235ZM242 98V99H241ZM8 99V100H7ZM16 99V101H15ZM33 99V100H32ZM38 99V100H37ZM44 99V100H43ZM48 99V101H46ZM63 99V100H62ZM67 99V100H66ZM111 99V100H110ZM114 99V100H113ZM139 99V100H137ZM161 99V100H160ZM189 99V100H188ZM224 99V100H223ZM249 99V101H248ZM256 99V100H255ZM22 100V101H21ZM26 100V101H25ZM73 100V101H70ZM88 100V102H87ZM106 100V101H105ZM127 100V101H126ZM137 100V101H136ZM144 102H143V101ZM147 102H146V101ZM153 100V101H152ZM164 100V101H163ZM166 100V101H165ZM181 100H187L189 103H192L191 105L194 106L193 108H189L187 109H183L180 111H165L162 110V105L167 104V103H173V102H178ZM197 100V101H195ZM206 102H205V101ZM210 100V101H209ZM216 100V101H215ZM224 101V103H222ZM239 100V101H238ZM245 100L247 101L246 104L248 103L249 106H246L245 104ZM259 100V102L262 103H258L257 101ZM261 100V101H260ZM9 101V102H8ZM20 101V102H19ZM34 101V102H33ZM35 101H37L35 103ZM43 101V102H42ZM63 101V102H62ZM72 102V103H67L66 102ZM76 101V102H75ZM83 101V102H82ZM93 101V102H92ZM99 103H97V102ZM112 101V102H111ZM119 101V102H118ZM142 101V102H141ZM158 101V102H156ZM169 101V102H168ZM238 105H237V103ZM241 101V103H240ZM253 101H255L253 103ZM2 102V103H1ZM42 102V103H41ZM45 102V103H44ZM52 102V104H51ZM80 102V103H79ZM85 102V103H84ZM139 102V104H137ZM155 102V103H154ZM228 102V103H226ZM243 102V103H242ZM5 103V104H4ZM21 103V105H20ZM48 103V105L46 104ZM54 103V105H53ZM97 103V104H96ZM109 103V104H108ZM115 103V104H112ZM132 103V104H131ZM148 105H147V104ZM153 103V104H152ZM162 103V104H161ZM195 103V104H194ZM210 103V105H209ZM215 103H217L215 105ZM220 103V104H218ZM222 103V104H221ZM232 103V104H231ZM23 104V105H22ZM58 104L60 105V107L58 106ZM85 104V105H84ZM93 104V105H92ZM101 104V105H100ZM103 104V105H102ZM121 104V105H120ZM123 104V105H122ZM136 104V105H135ZM155 104V105H154ZM157 104V106H156ZM205 104V105H204ZM230 104V105H229ZM242 107H241V105ZM247 104V105H248ZM251 104V105H250ZM262 104V105H261ZM37 105V106H36ZM45 105V106H44ZM50 105V106H49ZM73 105V106H70ZM77 105V106H76ZM81 105V106H80ZM87 105V106H86ZM107 105V106H106ZM125 105V106H124ZM129 105V106H128ZM138 105V106H137ZM152 107H151V106ZM161 105V106H160ZM198 105V106H196ZM207 105V106H206ZM225 105V106H224ZM238 107H237V106ZM257 105V106H256ZM43 106V107H42ZM54 106V107H53ZM58 106V108H57ZM70 106V107H69ZM90 106V107H88ZM118 106V107H117ZM131 106V107H130ZM160 106V107H159ZM220 107V109H222L225 113L226 111H228V115H226L222 110H220L218 107ZM223 106V107H222ZM236 106V107H234ZM246 106V107H245ZM251 106V107H250ZM16 107V108H15ZM26 107V108H25ZM53 107V108H52ZM67 107V108H65ZM92 107V108H91ZM98 107V108H97ZM103 107V108H102ZM108 107V108H107ZM139 107V108H138ZM142 109H141V108ZM146 107V108H145ZM155 107V108H154ZM197 107V109H196ZM200 107V108H199ZM204 107H213L214 110H219L223 112L224 116H228V117H224V119H226L225 121L227 123H229L230 126H234L235 124H238L241 119L245 121V125L243 126V128L241 129L240 135L238 132H233L232 130L228 131L225 135L223 136H216L214 134H212L209 130H206L205 128H199L197 126L196 121H194L195 116L194 115H198L199 111L202 110V108ZM248 107V108H247ZM255 107V108H254ZM263 107V109L261 108ZM6 108V109H4ZM14 108V109H13ZM47 108V109H46ZM64 108V110H63ZM80 108V109H79ZM113 108H117L116 110H114ZM129 108V110H128ZM199 108V109H198ZM236 108V109H235ZM239 108V110H237ZM245 108V109H243ZM251 108V109H250ZM257 108V109H256ZM28 109V111H27ZM40 109V110H39ZM49 109V110H48ZM69 109V110H68ZM89 109H91L89 111ZM100 109V110H99ZM149 109V110H148ZM195 109V111H194ZM230 109L234 110L233 111ZM243 109V110H242ZM262 109V110H260ZM25 110V111H24ZM30 110V111H29ZM44 110V111H43ZM48 110V111H47ZM76 112H75V111ZM114 110V111H112ZM156 110V112L154 111ZM193 110V111H192ZM5 111V112H4ZM20 111V112H19ZM89 111V113H88ZM93 111V112H92ZM95 111V112H94ZM101 111V112H100ZM122 113V117L120 112ZM126 111V114H125ZM131 114H129L128 113ZM137 111V112H136ZM139 111V112H138ZM146 111V112H145ZM153 111V112H152ZM166 113H165V112ZM190 114H188V112ZM197 111V113H196ZM239 111V112H238ZM243 111V112H242ZM247 111V112H245ZM254 111V112H253ZM258 111V112H257ZM263 111V112H262ZM4 112V113H3ZM40 112V113H38ZM58 112V113H57ZM87 112V113H86ZM104 112V113H103ZM109 112V113H108ZM119 115L120 118H117V114ZM145 112V113H144ZM155 112V113H154ZM170 112V114H169ZM175 112V114H174ZM185 112V113H184ZM187 112V113H186ZM230 112V113H229ZM236 112V113H235ZM22 113V114H21ZM34 113L36 115H34ZM86 113V115H85ZM112 113V115H111ZM115 115H114V114ZM124 113V114H123ZM158 113V114H156ZM243 113V114H241ZM245 113V114H244ZM28 114V115H27ZM31 114V115H30ZM55 114V115H54ZM61 114V115H60ZM77 114V115H76ZM94 114V115H93ZM133 114V115H132ZM174 114V116H173ZM183 114H186V116H184ZM240 114V115H238ZM30 115V116H29ZM42 115V116H41ZM84 115V116H83ZM97 115V117H96ZM109 115L111 117H109ZM114 115V116H113ZM140 115V116H138ZM147 115V116H146ZM162 115V116H161ZM172 115V116H171ZM183 115V116H182ZM231 115V116H230ZM16 116V117H15ZM50 117L48 119V117ZM55 116V117H54ZM58 116V117H57ZM63 116V117H62ZM91 116V117H90ZM143 116V117H142ZM146 116V117H145ZM168 116V117H166ZM241 116V117H240ZM244 116V117H242ZM27 117V119H25ZM35 117V118H34ZM72 117V118H71ZM90 117V118H89ZM96 117V118H95ZM103 117V118H102ZM140 118L139 121L136 123L135 118ZM152 119H150V118ZM239 117V118H238ZM52 118V119H51ZM127 118V119H126ZM149 118V119H148ZM187 118V119H185ZM228 118L230 120H228ZM235 118H237L236 120H234ZM247 118V119H246ZM260 118V119H258ZM0 119V121H1ZM85 119V121H84ZM95 119V120H94ZM111 119V120H110ZM164 119V120H163ZM189 119V120H188ZM231 119H233V122ZM256 119V120H255ZM28 120V121H25ZM31 120V122H30ZM44 120V121H42ZM91 120V121H90ZM100 120V121H99ZM114 120V121H113ZM119 120V121H118ZM123 120V121H121ZM130 120V121H129ZM151 122H150V121ZM173 120V121H172ZM180 120H188L191 123H194L195 126H193V124L190 123L189 126H182L180 125ZM18 121V120H17ZM24 121V122H23ZM112 121V122H111ZM117 121V122H116ZM157 121V122H156ZM163 121V122H162ZM167 121V122H166ZM176 124H175V122ZM194 121V122H193ZM250 121V122H249ZM258 121V122H256ZM35 122V123H34ZM37 122V123H36ZM86 122V123H85ZM89 122V123H88ZM96 122V123H94ZM119 122V123H118ZM123 124H122V123ZM125 122V124H124ZM131 124H130V123ZM147 122V124H146ZM162 122V123H161ZM52 123V125L50 124ZM83 123V125H82ZM118 123V124H117ZM122 125H121V124ZM164 123V124H163ZM168 123V124H167ZM174 125H173V124ZM47 124V125H46ZM68 124V126H67ZM117 124V126H115ZM120 124V125H119ZM128 124V125H127ZM137 124V125H136ZM146 124V125H145ZM66 125V126H65ZM135 126V129H133V127ZM167 125V126H166ZM171 125V126H170ZM173 125V126H172ZM179 125V126H177ZM259 125V127H257ZM62 126V127H61ZM89 126V127H88ZM92 126V127H91ZM114 126V127H113ZM148 126V127H146ZM154 126V127H153ZM160 126V127H159ZM164 126V127H163ZM166 126V127H165ZM176 126V127H174ZM193 126V127H192ZM232 126V127H233ZM247 126V128H246ZM251 126V127H249ZM104 127V128H103ZM113 127V128H112ZM116 127V129H115ZM144 127V128H142ZM168 127V128H167ZM174 127V128H172ZM178 127V128H177ZM261 127V128H260ZM1 128V126H0ZM55 128V129H54ZM92 128V129H91ZM106 128V129H105ZM123 128V129H121ZM151 128V129H150ZM154 128L157 130H154ZM165 128V129H164ZM184 128V129H183ZM260 128V129H257ZM48 129V130H46ZM67 129V130H66ZM85 131H84V130ZM89 129V130H88ZM95 129V130H94ZM109 129V131L107 130ZM129 131H128V130ZM194 129V130H193ZM198 129V131H197ZM204 129V130H203ZM246 129V130H245ZM256 129V130H255ZM51 130V131H50ZM115 130V131H112ZM118 130H120L118 132ZM127 130V131H126ZM159 130V131H158ZM177 130V131H175ZM188 132H187V131ZM248 130V132H247ZM263 130V131H262ZM1 131V129H0ZM73 131V132H72ZM78 131V132H77ZM90 131V132H89ZM106 133H105V132ZM117 131V132H116ZM156 131V132H155ZM158 131V133H157ZM164 131V132H163ZM168 131V132H167ZM174 131V132H173ZM179 131V132H178ZM205 131V132H204ZM20 131H16V133H19ZM53 132V133H52ZM67 132V133H66ZM84 132V133H83ZM86 132V133H85ZM115 132V133H114ZM155 132V133H154ZM171 132V133H170ZM175 132L179 133L176 134ZM181 132V133H180ZM245 132V133H244ZM251 132V134H250ZM254 132V133H252ZM49 133V134H48ZM73 133V135L71 134ZM75 133V134H74ZM83 135H82V134ZM92 133V134H91ZM94 133V134H93ZM123 133V134H121ZM127 133V134H126ZM134 133L135 135H139L142 133H149V137L150 139H152L153 141H160L163 144V147L160 149H163V152L161 153L160 150H151V152L147 151L146 147L143 146L144 144H142L141 141L134 140V144H132V148L134 150V155L131 156L128 161L125 162H120L115 160L116 155H114L119 149V147L125 142L124 138L126 137V135L128 134H132ZM165 133V134H164ZM188 133V134H187ZM234 133V135L232 134ZM258 134L259 136L257 137L256 134ZM260 133V134H259ZM52 136H51V135ZM68 134V135H67ZM80 134V135H79ZM85 134V135H84ZM157 136V138L155 137V135ZM159 134V135H158ZM167 134V135H166ZM48 135V136H47ZM71 138H70V136ZM75 135V136H74ZM91 135V136H90ZM113 135V136H112ZM170 135V136H169ZM176 135V136H175ZM193 135V136H192ZM203 135V136H202ZM211 135V136H210ZM232 135V136H231ZM242 135V136H241ZM249 135L250 137L248 138ZM59 136V137H58ZM63 136V137H62ZM68 136V137H67ZM84 140H83V138ZM89 136V137H88ZM94 136V138H93ZM122 136V139H120ZM161 136L163 139H161ZM168 136V139L166 138ZM189 136V137H188ZM192 136V137H191ZM205 136V137H204ZM215 137L212 138V137ZM235 136V137H233ZM243 137V138H240ZM45 137V138H44ZM53 137V138H50ZM66 137V139H65ZM75 137V138H74ZM77 137V138H76ZM87 137V138H86ZM91 137V138H90ZM99 139H98V138ZM101 137V139H100ZM113 137V138H111ZM179 137V138H178ZM187 137L189 138V140L187 139ZM196 137V138H195ZM198 137V138H197ZM207 137V138H206ZM210 137V138H209ZM50 138V139H49ZM119 140H117V139ZM165 138V139H164ZM174 138V139H173ZM201 138V139H200ZM221 140H220V139ZM224 138V139H223ZM245 138V139H244ZM258 138V140H257ZM263 138V139H262ZM47 139V140H46ZM78 139V141H77ZM109 139V140H108ZM113 139V140H112ZM126 139V138H125ZM172 139V140H171ZM178 139V140H177ZM185 139V140H184ZM233 139V140H232ZM59 140V141H58ZM76 140V142H75ZM87 140V141H86ZM89 140V141H88ZM91 140H94L91 142ZM102 140V141H101ZM169 140V141H168ZM171 140V142H170ZM198 140V141H196ZM204 140V141H203ZM215 140V141H213ZM219 140V141H218ZM230 140V141H229ZM253 140V141H252ZM57 141V142H56ZM65 143H64V142ZM70 141V142H69ZM72 141V142H71ZM74 141V142H73ZM98 143H96V142ZM121 141V142H120ZM183 141V142H182ZM187 141V142H186ZM237 141V143H236ZM252 141V142H251ZM61 142V143H60ZM68 142V143H67ZM84 142V144H83ZM90 142V143H89ZM95 142V143H94ZM196 142V143H195ZM213 142V143H212ZM216 142V144L214 143ZM234 142V143H233ZM246 142L248 143V145L250 146V148L248 147V145L246 144ZM260 142V143H259ZM56 143V144H55ZM72 143V144H70ZM80 143V144H79ZM92 143V144H91ZM178 143V144H177ZM203 143V145H202ZM208 145H207V144ZM220 143V144H218ZM222 143V144H221ZM229 143V144H228ZM232 143V144H231ZM250 143V144H249ZM259 145H257V144ZM263 143V144H262ZM52 144V145H51ZM59 144V145H58ZM75 144L77 146H75ZM79 144V145H78ZM84 146H83V145ZM91 144V145H90ZM110 144V145H107ZM118 144L120 146H118ZM169 144V145H168ZM184 144V145H183ZM195 144V146H193ZM210 144V145H209ZM236 144V145H235ZM245 144V145H244ZM253 144V145H252ZM54 145V146H53ZM59 147H58V146ZM71 145V146H70ZM88 147H86V146ZM107 145V146H106ZM213 145V146H212ZM229 145V146H228ZM239 148H238V146ZM261 145V148H260ZM62 146V147H61ZM110 146V147H109ZM136 146V147H135ZM204 148H203V147ZM211 146V147H210ZM226 146V147H225ZM232 146V149H231ZM243 146V147H242ZM246 146V148H245ZM58 147V148H57ZM68 147V148H67ZM93 147V148H92ZM114 147V148H113ZM137 147H141L142 149L144 148V150H138ZM175 147V148H173ZM179 147V149H178ZM182 147V148H181ZM191 147V148H189ZM202 147V149L200 148ZM210 147V148H209ZM236 147V148H235ZM57 148V149H56ZM74 148V150H72ZM80 148H84V149H80ZM90 148V149H89ZM102 148H104L103 150H101ZM117 148V149H115ZM136 148V149H135ZM139 148V149H141ZM177 148V149H176ZM189 148V150H187ZM199 148V149H198ZM217 148V149H216ZM241 148V149H240ZM51 149V150H50ZM54 149V150H53ZM56 149V150H55ZM59 149V150H58ZM63 152H62V150ZM68 149V151H67ZM78 149V150H77ZM92 149V150H91ZM96 149V150H95ZM99 149V150H98ZM114 149V150H113ZM181 149V150H180ZM203 149H205L204 151H202ZM216 151H215V150ZM219 149V150H218ZM230 149V150H228ZM245 149V150H244ZM253 149V151H252ZM28 150V151H27ZM33 150V151H31ZM39 150V151H38ZM85 153H82L84 152ZM87 150V151H86ZM136 150V151H135ZM138 150V151H137ZM180 150V151H179ZM194 152H193V151ZM212 150V151H211ZM237 150V151H236ZM25 151V152H24ZM58 151H61L59 153H56ZM72 151V152H71ZM82 151V152H81ZM90 151V152H88ZM92 151V152H91ZM104 151V152H103ZM108 151V152H107ZM141 151V152H139ZM145 151V152H144ZM173 151V152H172ZM182 151V153H181ZM201 151V152H200ZM210 151V152H209ZM256 151V152H255ZM37 152V153H36ZM138 152L141 154H138ZM156 152V153H155ZM170 152V153H169ZM180 152V153H179ZM196 152V153H195ZM225 152V153H224ZM228 152V153H226ZM241 152V153H240ZM248 152V153H247ZM27 153V154H26ZM49 153V155H48ZM54 153V154H53ZM63 153V154H62ZM67 153V154H66ZM74 153V154H73ZM88 153V154H86ZM98 153V154H96ZM138 155H136V154ZM146 153V154H144ZM152 154L151 155H149ZM161 153V154H159ZM165 153V154H163ZM214 153V154H212ZM217 153V154H216ZM219 153V154H218ZM237 153V154H236ZM259 153V155H258ZM28 154H30L28 156ZM32 154V155H31ZM60 154V155H59ZM66 156H65V155ZM73 154V155H72ZM94 154V155H93ZM100 154V155H99ZM142 154L144 156H142ZM156 154V155H155ZM158 154V155H157ZM184 154V155H183ZM194 154V155H193ZM202 154V155H201ZM206 154V155H204ZM209 154V155H208ZM235 156H234V155ZM255 154V155H254ZM27 157H26V156ZM36 155V156H35ZM47 155V156H46ZM69 155V156H68ZM88 155V156H86ZM90 155V156H89ZM110 155V156H109ZM136 155V156H135ZM155 155V156H154ZM168 155V156H167ZM179 155V156H178ZM233 155V156H232ZM251 155V156H250ZM31 156V157H30ZM51 156V157H50ZM71 156V157H70ZM73 156V158H72ZM115 156V157H114ZM172 156V157H171ZM197 156V157H196ZM204 156V157H203ZM216 156H219L218 159L216 158ZM242 156V157H241ZM245 156H249L248 159L247 157L245 158ZM257 158H256V157ZM61 157V158H60ZM66 157V158H65ZM77 157V159H76ZM104 157V158H102ZM114 157V158H113ZM146 157V158H145ZM149 157V158H148ZM153 159H152V158ZM179 157V158H178ZM192 157V158H190ZM201 159H200V158ZM206 157V158H205ZM230 157V158H229ZM250 157L252 159H250ZM259 157V158H258ZM29 158V159H28ZM31 158V161H30ZM43 158V159H42ZM56 160H55V159ZM70 158V159H69ZM72 158V159H71ZM86 158V159H84ZM136 158V159H135ZM175 158V161H174ZM221 158V160H220ZM229 158V159H228ZM48 159V161H47ZM61 159V160H60ZM141 159V160H139ZM148 159V160H146ZM166 159L169 161H167L168 163H166ZM211 159V161H210ZM240 159V160H239ZM247 161H246V160ZM29 160V161H28ZM44 160L45 162V166H43L42 168L38 167L39 163ZM52 162H51V161ZM79 160V161H78ZM87 162H86V161ZM137 160H139L137 162ZM156 160V161H155ZM160 160V161H159ZM165 160V161H164ZM179 160V161H178ZM194 160V162H193ZM201 162H200V161ZM208 160V161H207ZM213 160V161H212ZM239 160V161H238ZM243 160V161H242ZM252 160V162H251ZM262 160V161H261ZM57 161V162H56ZM61 161V162H60ZM67 161V162H65ZM70 161V162H69ZM73 161V164H72ZM75 161V163H74ZM85 161V162H84ZM105 161V162H104ZM131 161V162H130ZM145 161V162H144ZM164 161V162H162ZM171 161V162H170ZM183 161V162H182ZM186 161V162H184ZM189 161V162H188ZM210 161V163H209ZM228 161V162H226ZM246 161V162H245ZM251 163H250V162ZM33 162V163H32ZM60 162V163H59ZM95 162V163H94ZM107 162V163H106ZM135 162V163H134ZM163 164H162V163ZM183 164H182V163ZM244 162V163H243ZM256 162V163H255ZM261 162V163H258ZM59 163V164H58ZM108 163L110 165H108ZM120 163V164H118ZM171 163V164H170ZM175 163V165H174ZM185 163V164H184ZM190 163V164H189ZM247 163V164H246ZM258 163V164H257ZM81 164V165H80ZM115 164V165H113ZM116 164H118L116 166ZM130 166H129V165ZM142 167H139L138 165H141ZM168 164V165H167ZM182 166H181V165ZM189 164V165H188ZM200 164V165H199ZM202 164V165H201ZM204 164V165H203ZM217 164V165H216ZM223 164V165H222ZM252 165V166H248V165ZM260 164V165H259ZM262 164V165H261ZM33 165V166H31ZM68 165V166H67ZM92 165V166H91ZM95 165V166H94ZM152 165V166H151ZM157 165V166H156ZM165 165V167H164ZM167 165V166H166ZM177 165V166H176ZM193 165V166H192ZM212 165V166H211ZM215 165V166H214ZM235 165V166H234ZM245 167H239V166H243ZM246 165V166H245ZM57 166V167H56ZM63 166V167H62ZM79 166V167H78ZM126 166V167H125ZM156 166V169H155ZM188 168H187V167ZM199 166V167H198ZM218 166V167H217ZM232 168H231V167ZM31 167V168H30ZM54 167V168H53ZM59 167V169H57ZM62 167V168H61ZM69 167V168H67ZM76 167V168H75ZM96 167V168H95ZM108 167V168H107ZM120 167V168H119ZM181 167V168H180ZM197 167V168H196ZM203 167V169H202ZM209 167V168H208ZM220 167V168H219ZM224 167V168H223ZM254 167V168H253ZM39 168V169H38ZM50 168V170H49ZM65 168V169H64ZM67 168V170H66ZM75 168V169H74ZM79 168V169H78ZM106 168V169H105ZM111 168V169H110ZM119 168V170H117ZM124 168V169H123ZM126 168V170H125ZM130 169H134L137 171L141 172V176L139 178V182L140 183H136V185L133 188H129L127 189L126 192V196L124 198V200L120 203H118L115 207L118 211H120V213L122 214V218L119 220V222L117 224H115L111 227L110 225L107 227L102 226L101 227L96 224V219L98 214L95 213V210L103 208V209H108L110 210V208L108 207V202L106 200V197H104V195H107V193L110 192V194H115L118 192H121L124 190V188H126V184H128V179L125 178V174L126 172H130ZM184 168V169H183ZM191 168V169H190ZM208 168V169H207ZM229 168V169H228ZM231 168V169H230ZM250 168V169H249ZM260 168L259 170H256ZM24 169V170H23ZM37 169V170H36ZM48 169V170H47ZM54 169V171H53ZM56 169V170H55ZM105 169V170H104ZM109 169L111 171H109ZM146 169V170H145ZM160 169V170H159ZM175 169V170H174ZM186 169V170H185ZM188 169V170H187ZM219 169V170H218ZM31 170V171H30ZM39 170V171H38ZM74 170V171H73ZM89 170V171H87ZM142 170V171H141ZM150 170V171H148ZM156 171V175L154 174V171ZM183 170V171H181ZM185 170V171H184ZM201 170V171H200ZM204 173H203V171ZM208 170V171H207ZM214 170H216L214 172ZM228 170V171H226ZM233 170V171H232ZM242 170V171H240ZM50 171V172H48ZM81 171V172H80ZM148 171V172H147ZM161 171V172H160ZM223 171V172H222ZM225 171V172H224ZM246 171V173H245ZM255 171V172H254ZM2 172V173H1ZM5 172V173H4ZM25 172V173H24ZM29 174H28V173ZM35 172V173H34ZM46 172V173H43ZM53 172V173H52ZM58 172V173H57ZM68 172V173H67ZM78 173L80 174L78 176L79 177H85L87 178L88 176L98 173L99 177L96 180V193L94 192L92 195H87L84 199H76L68 194H64V190L59 189L61 187H52L50 184L46 183V179L53 177V175L57 176V177H62V176H68L71 173ZM105 172H109L108 174H106ZM146 172V173H145ZM179 172V173H178ZM187 172V173H186ZM198 172V173H197ZM217 172H220L217 174ZM228 172V173H226ZM241 172V173H240ZM33 174H36L35 177ZM39 173V175L37 174ZM41 173V174H40ZM65 173V174H64ZM70 173V174H69ZM105 173V174H104ZM121 173V174H118ZM125 173V174H124ZM152 173V174H151ZM163 173V174H162ZM181 173V174H180ZM195 173V174H194ZM210 173V174H209ZM221 173H223L221 175ZM226 173V174H225ZM234 173V174H233ZM250 175H249V174ZM254 173V174H253ZM24 174V175H23ZM44 177H43V175ZM84 174V175H82ZM105 176H104V175ZM115 174V175H114ZM143 174V175H142ZM169 174V175H168ZM175 174L177 176H175ZM179 174V175H178ZM202 174V175H201ZM207 174V175H206ZM231 176H230V175ZM238 174V175H237ZM242 174V175H241ZM11 175V177L9 176ZM23 175V176H22ZM51 175V176H48ZM61 175V176H60ZM111 175L113 177H111ZM167 175V176H166ZM174 175V176H173ZM185 175V176H184ZM195 175V176H194ZM217 175L219 177H217ZM237 175V177H236ZM245 175V177H244ZM252 175V176H251ZM262 175V177L260 176ZM8 176V179H7ZM30 176V177H29ZM48 176V177H46ZM104 176V177H102ZM118 176V177H117ZM121 176V177H120ZM123 176V177H122ZM150 176V177H149ZM153 176V177H152ZM161 176V177H159ZM165 176V177H164ZM169 176V178H168ZM179 176V177H178ZM198 176V177H197ZM245 178V180L242 178ZM256 178H255V177ZM28 177V179H27ZM38 177V178H37ZM40 177V178H39ZM42 177V178H41ZM115 177V178H114ZM149 177V178H147ZM158 177V178H157ZM4 181H2V179ZM5 178V179H4ZM36 179L33 181V179ZM45 178V179H44ZM120 178V179H118ZM125 178V179H124ZM144 178V179H143ZM146 178V179H145ZM167 178V180H166ZM187 178V179H186ZM197 178V179H196ZM213 178V179H212ZM223 178V179H222ZM226 178V179H225ZM235 178V179H234ZM239 178V179H238ZM243 180H242V179ZM260 178V179H259ZM7 179V180H6ZM25 179V181L23 180ZM27 179V180H26ZM38 179V180H37ZM41 179V180H39ZM176 179V181H175ZM219 179V180H218ZM222 179V180H221ZM257 179V180H256ZM262 179V180H261ZM30 180V181H29ZM32 180V181H31ZM123 180V182H122ZM143 180V181H142ZM163 180V181H162ZM166 180V181H164ZM169 180V181H168ZM178 180V181H177ZM180 180V181H179ZM182 180V181H181ZM192 180L194 182H192ZM210 180V181H209ZM214 180V181H213ZM233 180V181H232ZM235 180V181H234ZM3 183H2V182ZM6 181V183H5ZM27 181V182H26ZM38 181V182H37ZM41 183H40V182ZM104 181V182H103ZM147 181V182H146ZM190 181V182H189ZM198 181V182H197ZM214 183H213V182ZM218 181V182H217ZM221 181V182H220ZM232 181V182H231ZM249 181V182H248ZM253 181V183H252ZM259 181V182H258ZM18 182V183H17ZM20 182V183H19ZM22 182V184H21ZM25 186H24V183ZM43 182V183H42ZM99 182V184H98ZM101 182V183H100ZM161 182V183H160ZM166 182V183H165ZM170 182V183H168ZM172 182L175 184H172ZM179 182V183H178ZM180 182L182 185H180ZM189 182V183H188ZM217 182V184H215ZM229 182V183H226ZM234 182V183H233ZM237 184H236V183ZM257 182V183H255ZM262 182V183H261ZM5 183V184H4ZM33 183V184H32ZM108 183V186H107ZM116 183V184H114ZM156 184V186L161 185L164 188L165 191V196H169L168 200L170 198V200L172 202L176 203V206H179L176 208V213H173L171 215V213L169 212H164L163 208H161V204L160 205H156V204H148L144 203L139 195V193L137 191H141L144 189H147L149 184ZM168 183V184H167ZM197 183V184H196ZM222 183V184H221ZM252 183V184H251ZM260 183V184H259ZM9 184V185H8ZM15 184V185H14ZM30 184V185H28ZM36 184V185H35ZM38 184V185H37ZM44 184V185H41ZM48 184V185H46ZM123 186H122V185ZM141 184V185H140ZM147 184V185H146ZM172 184V185H170ZM179 184V185H178ZM8 185V187L6 186ZM18 185V186H17ZM22 185V186H21ZM32 188H29L31 187ZM35 185V186H34ZM138 185V186H137ZM167 185V186H166ZM187 185V186H186ZM196 185V186H195ZM207 185V187H205ZM235 185H237L235 187ZM246 185V186H245ZM259 185V188L258 186ZM261 185V186H260ZM6 186V187H5ZM17 186V187H16ZM100 186V187H99ZM102 186V187H101ZM114 186V187H113ZM116 186V187H115ZM120 186V187H119ZM147 186V187H146ZM169 186V187H168ZM178 186V187H175ZM231 186V187H230ZM52 187V190H50ZM167 187V188H166ZM180 187V188H179ZM185 187V188H184ZM188 187V188H187ZM194 187V188H193ZM199 187V188H198ZM247 187V189H246ZM6 188V189H5ZM10 188V190L8 189ZM19 188V189H18ZM24 188V189H22ZM38 188V189H37ZM54 188V189H53ZM99 188V189H98ZM111 188V189H110ZM121 188V189H120ZM173 188V189H172ZM179 188V189H178ZM198 188V189H197ZM203 188V189H202ZM205 188V189H204ZM207 188V189H206ZM215 188V189H214ZM225 188V189H224ZM4 189V190H3ZM8 189V191H6ZM12 189V190H11ZM27 189V190H26ZM29 189V190H28ZM36 189V190H35ZM56 189V190H55ZM110 189V190H109ZM119 189V190H117ZM133 189V190H132ZM139 189V190H138ZM190 189V190H189ZM210 189L211 193L209 192ZM226 191H224V190ZM241 189V191L239 190ZM245 189V190H243ZM15 190L18 192L15 193ZM20 190V191H19ZM60 190V193L59 191ZM107 192H106V191ZM112 190V191H111ZM115 190V191H114ZM126 190V189H125ZM168 190V191H167ZM175 190V191H174ZM222 190V191H221ZM238 190V191H237ZM243 190V192H242ZM5 191V192H4ZM13 191V192H12ZM40 191H48L47 193L49 194H53L55 195V202L59 203V212L57 210L55 211V213L53 214L54 211H52L53 209L48 205H47V201L45 202L44 199L43 200H37L38 203H35V199L32 197V195L34 193H38ZM62 191V192H61ZM181 191V192H180ZM184 191V192H183ZM190 191V192H189ZM193 191V192H192ZM207 191V193H206ZM8 192V193H7ZM114 192V193H113ZM133 192V193H132ZM192 192V193H191ZM197 192V193H196ZM201 192V193H200ZM240 192V193H239ZM250 192V193H249ZM25 193V194H24ZM29 193V194H27ZM31 193V194H30ZM55 193V194H54ZM100 193V194H99ZM103 193V194H102ZM106 193V194H104ZM185 193V194H184ZM237 193V194H236ZM22 194V195H21ZM63 194V195H62ZM130 194V196H128ZM136 194V195H135ZM177 194V195H176ZM189 194V195H188ZM196 194V195H195ZM198 194V195H197ZM206 194V195H204ZM210 194V196H209ZM212 194V196H211ZM223 194V195H222ZM243 194V195H242ZM246 194V196L244 195ZM250 194V195H249ZM253 194V195H252ZM262 194V195H261ZM11 195H12V199L15 201V203H13V201L11 200ZM13 195H16V197H13ZM17 195L20 197H17ZM26 195L23 199V196ZM95 195V196H94ZM187 195V197H185ZM194 195V196H193ZM229 195V196H228ZM6 196V197H5ZM9 196V197H8ZM58 196V197H57ZM64 196V197H63ZM97 196V197H96ZM132 196V197H131ZM189 196V197H188ZM192 198H191V197ZM197 196V198H196ZM203 196V197H202ZM208 196V197H207ZM214 196V197H213ZM229 200V201H226ZM238 196V197H237ZM241 196V197H240ZM244 196V198H243ZM251 196V197H250ZM258 196V197H257ZM29 200H28V198ZM62 197V198H61ZM91 197V199H90ZM96 197V198H95ZM135 197V198H134ZM219 197V198H218ZM230 197V198H229ZM235 197V198H234ZM246 197V199H245ZM7 198V199H6ZM10 198V200L8 199ZM19 198L20 200H17L18 202H16V199ZM100 198V199H98ZM103 198V199H102ZM127 198V199H126ZM188 198V199H187ZM203 198V199H202ZM241 198L243 200H241ZM262 198V199H261ZM3 199V200H2ZM5 199V200H4ZM21 199L23 201H25L24 203L21 202ZM33 199V200H32ZM97 199V200H96ZM102 199V200H101ZM136 199V200H135ZM177 199V200H175ZM208 199V200H206ZM214 201H213V200ZM220 201L223 200V201ZM235 199V200H234ZM248 199V200H247ZM28 200V201H27ZM33 203H32V201ZM81 200H83V202L85 204H88L87 207L83 208L81 206ZM94 202H93V201ZM101 200V201H100ZM140 200V201H138ZM192 200V201H191ZM195 200L194 204L193 201ZM197 200V202H196ZM199 200V201H198ZM206 202H205V201ZM260 200V201H259ZM11 201V202H10ZM20 201V202H19ZM40 201H43L42 203H40ZM61 201V202H59ZM67 201V202H66ZM90 201L92 202V204L90 203ZM97 201V203L95 202ZM100 201V203H98ZM107 203H106V202ZM179 201V202H177ZM202 201V203H201ZM204 201V202H203ZM226 201V202H225ZM248 201V202H247ZM255 201V203H254ZM45 202V203H44ZM88 202V203H87ZM102 202V203H101ZM142 203V204H138V203ZM189 202V203H188ZM219 202V203H218ZM222 202V203H221ZM235 202V203H234ZM252 202V203H251ZM31 203V205H30ZM44 203V206L42 205ZM62 203V205H61ZM65 203V204H64ZM126 203V204H125ZM178 203V205H177ZM181 203V204H180ZM186 203V204H185ZM197 203V204H196ZM204 203V204H203ZM226 203V204H225ZM231 203V204H230ZM247 203V204H246ZM259 203V204H258ZM33 204V205H32ZM46 204V205H45ZM49 204V203H48ZM91 204V205H90ZM94 204V205H93ZM96 204V205H95ZM123 204V205H122ZM130 204V205H129ZM132 204V205H131ZM137 204V205H136ZM147 204V205H146ZM200 204V205H199ZM237 204L240 206H237ZM256 204V205H255ZM5 205V204H4ZM16 205H19L18 208ZM22 205V206H21ZM40 205V206H39ZM68 205V206H67ZM70 205V206H69ZM79 205V206H78ZM107 205V206H106ZM153 205V206H151ZM155 205V206H154ZM195 205V206H194ZM199 205V206H198ZM204 205V206H203ZM252 205V206H251ZM28 206V207H27ZM43 206V207H42ZM64 206V207H63ZM65 206L70 207L71 209H74L77 207V209L81 212L82 214V218H85L86 216V220L85 223L83 225H78L77 223H69V222H64L63 218L64 216L62 215ZM76 206V207H75ZM81 206V208H80ZM92 206V207H91ZM100 206V207H99ZM119 206V207H118ZM124 206V207H123ZM142 206V207H141ZM159 206V207H158ZM186 206V207H185ZM190 206V208H189ZM208 206V207H207ZM218 208H217V207ZM231 206V207H230ZM244 206V207H243ZM44 207H48L51 209H46V211L48 212V210L51 212L48 213L46 211H42ZM108 207V208H107ZM197 209H196V208ZM203 207V208H202ZM225 209H224V208ZM232 207H237V208H232ZM246 207V208H245ZM249 207V208H248ZM251 207V208H250ZM256 207V209H255ZM259 207V208H258ZM262 207V208H261ZM24 208V209H23ZM28 208V211H27ZM29 208H31L29 210ZM123 208V209H121ZM138 208V209H137ZM146 208V209H145ZM152 208V209H151ZM185 208V209H184ZM194 208L196 209L195 211L197 213L194 212ZM248 208V209H247ZM261 208V209H260ZM7 209V210H6ZM15 209V210H14ZM39 209L41 212H39ZM62 209V210H61ZM85 211H84V210ZM133 209V210H132ZM154 209V210H153ZM159 209V210H158ZM178 209H179V214H178ZM229 209V210H228ZM231 209V210H230ZM237 209V210H236ZM25 210V211H24ZM32 210V211H31ZM36 210V211H34ZM93 210V211H92ZM131 210V211H130ZM147 210V211H146ZM149 210V211H148ZM187 210V212H186ZM189 210V213H188ZM199 210H201V212H198ZM205 213H203L204 211ZM209 210V211H208ZM226 210V211H225ZM247 210V211H246ZM249 210V211H248ZM254 210V211H253ZM259 212H258V211ZM17 211L19 213H17ZM21 211V214H20ZM25 213H24V212ZM83 211V212H82ZM89 211V212H88ZM126 211V212H125ZM129 211V212H128ZM138 213H137V212ZM145 211V212H144ZM163 211V212H162ZM192 211V212H190ZM212 211V212H211ZM223 211V212H222ZM230 211V212H229ZM236 211H237V215H236ZM243 211V213H242ZM29 212V214H27ZM46 212V213H45ZM86 212V213H85ZM93 212V213H92ZM134 212V213H133ZM152 212V213H151ZM161 212V213H160ZM186 213V215L184 213ZM239 212L241 213L239 215ZM255 212V213H254ZM24 213V215H22ZM31 213L33 214L32 216H34L37 218H40V220L38 219L37 223H35V217H30ZM44 213L46 215L45 219L47 217H51V214L55 219H52L51 217V222H48L47 225H43L45 224L47 221L43 222L41 221V219L44 221L45 219L44 216L41 214ZM57 213V214H56ZM61 214V217L59 214ZM92 213V214H91ZM142 213V214H141ZM159 213V214H158ZM169 213V215H168ZM191 213V214H190ZM193 213V214H192ZM202 213V214H201ZM245 213L247 215H245ZM249 213V214H248ZM5 214V215H4ZM57 217H56V215ZM90 214V215H89ZM124 214V215H123ZM141 214V215H140ZM156 214V215H154ZM165 216H163V215ZM204 216H201L203 215ZM218 214V215H217ZM220 214V217H219ZM222 214V215H221ZM223 214H226L225 216ZM235 214V215H234ZM251 214V215H250ZM258 214V215H255ZM26 215L30 218H27ZM38 215V216H37ZM59 215V217H58ZM86 215V216H85ZM126 215V216H125ZM129 215V216H128ZM140 215V216H139ZM176 215V216H175ZM184 215V216H183ZM189 215V216H188ZM199 215V216H198ZM214 215V216H213ZM216 215V216H215ZM234 215V216H233ZM263 215V216H262ZM18 216V217H17ZM40 216V217H39ZM93 216V217H92ZM95 216V217H94ZM153 216V217H152ZM161 216V217H159ZM171 216V217H170ZM180 216V217H179ZM192 216V217H191ZM198 216V217H197ZM219 218H218V217ZM222 216V217H221ZM233 216V218H232ZM243 216V217H242ZM252 216V217H251ZM24 217H26L25 219L28 220V222L24 219ZM152 217V218H151ZM154 217L156 219H154ZM158 217V218H157ZM165 217V218H164ZM169 217V218H167ZM174 217V218H173ZM179 217V218H178ZM202 217V218H201ZM234 217H236L237 219H235ZM251 217V218H250ZM255 217V218H254ZM19 218V219H18ZM57 218H59V221L61 222V224H63V226H59L57 228H59L60 230H62L60 232V230H58L60 235H54V233L56 232V228L54 230L50 229L49 231L47 229L50 228V225L52 224L51 227H53L54 222L52 223L53 220H56L57 223L60 224V222L57 221ZM92 218V219H91ZM136 220H135V219ZM141 218V219H140ZM161 218V219H160ZM164 220H163V219ZM177 218V219H176ZM198 218V219H197ZM213 218V219H210ZM215 218V221H214ZM225 220H224V219ZM228 218V219H226ZM240 222L239 221V219ZM243 218V219H242ZM249 218V220H248ZM18 219V220H17ZM31 219V221H29ZM151 219V220H150ZM158 219H160L158 221ZM166 219V220H165ZM179 219V220H178ZM183 219V220H182ZM187 219V220H186ZM197 219V220H196ZM206 219V221H205ZM219 219V220H218ZM221 219V220H220ZM246 219V221H245ZM34 220V221H33ZM92 220V221H91ZM138 220V221H137ZM145 222H144V221ZM147 220H149L147 222ZM155 220V221H154ZM191 220V221H188ZM200 220V221H199ZM203 220V221H201ZM230 224H229V222ZM251 220V221H250ZM23 221V222H22ZM27 224H26V222ZM185 221V222H184ZM211 221L213 223V225L211 224ZM237 221V222H235ZM244 221V222H243ZM253 221V222H252ZM18 222V223H17ZM55 222V223H56ZM93 222V223H92ZM95 222V225H94ZM135 222V223H134ZM151 222V223H150ZM191 222V223H190ZM197 222V225H196ZM201 222V223H200ZM228 222V223H226ZM234 222V223H233ZM251 222V223H250ZM263 222V223H262ZM31 223V225H30ZM37 225H35V224ZM42 223V224H40ZM66 223V224H65ZM92 223V225H90ZM132 223V224H131ZM139 223V224H138ZM220 223V224H219ZM259 223L261 225H259ZM21 224V225H20ZM34 224V225H33ZM123 224V225H122ZM144 224V225H143ZM150 224V225H149ZM154 224H157L158 226H162V233L160 234V239L163 242H167L170 245L167 247H163L160 245V243L154 239L151 242H148L147 240L144 241L147 237V231L148 230H152L151 234H157L156 232H158L157 228L154 226ZM167 224V225H166ZM174 225L175 227V231H177L180 227V231H179V235L181 234V232H185V230H189V232L191 231L192 235L190 239L187 238H182V241L176 242V243H170L168 236V226L170 225ZM180 224V225H179ZM182 224L184 225L182 226ZM191 224H193L192 226H190ZM200 224V225H199ZM203 224V225H201ZM207 224V226H206ZM217 224V225H216ZM237 224V225H236ZM240 224V225H239ZM243 224V225H242ZM246 224V225H245ZM248 224V225H247ZM256 224V225H255ZM258 224V225H257ZM263 224V226H262ZM28 225V226H26ZM67 225V226H66ZM189 225V226H188ZM209 225V226H208ZM212 225V226H211ZM236 225V226H235ZM32 226V227H31ZM36 226V229H35ZM41 226V227H39ZM43 226H48L49 228H43ZM55 226V224H54ZM57 226V224H56ZM73 226V227H72ZM78 226V227H77ZM85 226V227H84ZM100 227L99 229L95 227ZM123 226V228H122ZM128 226V228L126 229V227ZM129 229V227H131ZM196 226L198 227V229L196 228ZM204 226V227H203ZM218 228H215V227ZM231 226V227H230ZM244 226V228H243ZM253 226V227H252ZM29 227V228H28ZM63 227V228H62ZM75 227H77V231L79 232V230L81 231V234L83 235L82 237L80 232L78 233L75 230ZM80 227V228H79ZM105 227V228H104ZM148 227V228H147ZM167 227V229H166ZM183 227V228H181ZM214 227V229H213ZM30 228H33L30 230ZM69 228H71V231ZM94 228V229H93ZM115 228V230L113 229ZM117 228V229H116ZM122 228V229H121ZM147 228V229H146ZM240 228V229H239ZM244 230H243V229ZM247 228V229H246ZM253 228V229H252ZM263 228V229H262ZM42 229V230H41ZM44 229V230H43ZM79 229V230H78ZM87 229V230H86ZM89 229V230H88ZM109 229V230H106ZM146 229V230H145ZM191 229V230H190ZM196 229V230H195ZM212 229V230H211ZM217 229V230H216ZM235 229V230H234ZM245 229L247 230V232L245 231ZM251 229V230H250ZM69 231L67 233V231ZM91 230V231H90ZM101 230V231H99ZM112 230V231H110ZM120 230V231H118ZM132 230H134L132 232ZM211 230V231H210ZM220 230V231H219ZM233 230V231H232ZM239 230V231H238ZM242 230V232H241ZM256 230V231H255ZM259 230V231H258ZM262 230V231H261ZM31 231V232H30ZM36 231V233H35ZM40 231V232H38ZM45 231V232H44ZM52 231L50 234L49 232ZM65 231V232H63ZM114 231V232H113ZM142 231V232H141ZM196 231V232H195ZM249 231V232H248ZM43 232L45 234L46 237H48V240H46L47 238H44L45 236L42 235ZM66 235V238L68 240H70V242L65 238V236L63 235V233ZM75 232L74 235H76V237H73V233ZM84 232V233H83ZM92 232V233H91ZM96 232V233H95ZM104 232V233H103ZM146 232V233H145ZM215 232V233H214ZM219 234H218V233ZM236 232V233H235ZM244 232V233H243ZM246 232V233H245ZM31 233V234H30ZM33 233V234H32ZM47 233V234H46ZM69 233H71L70 235H68ZM77 233V234H76ZM114 235H113V234ZM121 233V234H120ZM165 233V234H164ZM198 233V235H197ZM223 233V234H222ZM239 233V234H238ZM263 233V234H262ZM4 234V235H3ZM7 234V235H6ZM39 234L42 236H39ZM52 235V236H48ZM58 234V233H57ZM80 234V235H79ZM99 234V235H98ZM103 234V235H102ZM109 234V235H108ZM117 234V235H116ZM120 234V235H119ZM128 234H132L131 236ZM154 234V235H155ZM209 234V235H208ZM214 234V235H213ZM228 234V235H226ZM233 234V235H232ZM237 234V235H234ZM243 234V235H242ZM246 236H245V235ZM38 235V236H37ZM63 235V237L61 236ZM95 235V236H94ZM97 235V236H96ZM113 235V236H111ZM119 235V236H118ZM123 235L124 238H123ZM195 235V237H194ZM223 235L225 237H223ZM248 235V236H247ZM253 235V236H252ZM4 236V239H3ZM55 236V237H54ZM62 238H61V237ZM69 236V238L67 237ZM105 236V237H104ZM118 236V237H117ZM122 236V237H121ZM130 236V237H129ZM207 238H206V237ZM209 236V237H208ZM211 236V237H210ZM215 236V237H214ZM236 236V237H235ZM263 236V238H262ZM52 240H51V238ZM97 237V238H96ZM99 237V239H98ZM110 237V238H109ZM123 238L124 240L120 239ZM129 239H128V238ZM139 237V238H138ZM167 237V238H166ZM233 237V238H232ZM257 237V238H256ZM30 238V239H29ZM59 238V239H57ZM74 241H72L71 239ZM79 240H78V239ZM89 238V239H88ZM105 240H104V239ZM126 238V239H125ZM180 238V236L178 237ZM195 238V239H194ZM204 238V239H203ZM228 238V239H226ZM237 238V239H236ZM240 238L242 240H240ZM248 238V239H247ZM2 239V240H1ZM38 239V240H37ZM49 239L51 240V242L49 241ZM84 239V240H83ZM87 239V241H85ZM103 239V241H102ZM112 239V240H111ZM116 239V240H115ZM120 239V240H119ZM142 239V240H141ZM168 239L167 241H164ZM187 239V240H186ZM200 241H199V240ZM233 239V240H232ZM262 239V240H261ZM82 240V241H81ZM94 242H93V241ZM138 240V242H137ZM160 240V242L162 243V241ZM189 240V241H188ZM226 240V241H225ZM230 240V241H229ZM244 240V242H243ZM32 241V242H31ZM40 241V242H39ZM57 241V242H56ZM62 241V242H61ZM65 241V242H63ZM77 241V243H76ZM81 241V242H80ZM89 241V242H88ZM99 241V242H98ZM102 241V242H101ZM109 241H111L109 243ZM114 241H116L115 243H113ZM126 241V242H125ZM184 241V243H183ZM199 241V242H198ZM224 241V242H223ZM240 241V242H239ZM21 242V243H19ZM34 242V243H33ZM47 242V243H46ZM68 242V243H67ZM107 242V243H106ZM135 242V243H134ZM146 242V243H145ZM196 242H198L196 244ZM205 242V243H203ZM208 242V243H206ZM235 242V243H233ZM10 243V244H9ZM23 243V244H22ZM40 243V244H39ZM43 243V245L41 244ZM51 245L54 244V245ZM66 243V244H65ZM69 243L71 244V246L69 245ZM76 243V245H74ZM85 243V244H84ZM94 243V245H93ZM98 243V244H95ZM103 243V244H101ZM133 243V244H132ZM192 243V244H189ZM196 244L193 245V244ZM258 243V244H257ZM261 243V244H260ZM113 244V245H112ZM139 244V245H138ZM155 244V245H154ZM179 244V245H176ZM181 244V245H180ZM188 244V246H187ZM207 244V245H206ZM240 244V245H239ZM256 244V245H255ZM13 245V246H12ZM18 245V247H17ZM39 245V246H38ZM68 247H66V246ZM83 245V246H82ZM96 245V246H95ZM117 245V247H116ZM121 245V246H120ZM133 245V247H132ZM141 245V246H140ZM184 245H186L184 248ZM190 245V246H189ZM193 245L195 248L193 249ZM199 245V246H197ZM205 245V247H204ZM211 245V246H210ZM219 245V246H218ZM237 245V246H236ZM63 246V247H62ZM86 246V248H85ZM113 246V247H112ZM129 248H128V247ZM139 246V247H138ZM158 246V247H157ZM216 246V247H215ZM47 247V248H46ZM71 247V248H70ZM84 247V248H83ZM98 247V248H97ZM108 247V248H107ZM140 249H138V248ZM142 247V248H141ZM150 247V248H149ZM177 247V248H176ZM180 247H183L180 248ZM188 247V248H187ZM192 247V249H191ZM198 249H197V248ZM201 247V248H200ZM10 248V249H9ZM15 248V249H14ZM20 248V249H19ZM59 248V249H58ZM68 248V249H65ZM70 248V249H69ZM91 248V250L89 249ZM107 248V249H106ZM117 248V249H116ZM119 248V250H118ZM137 250H136V249ZM145 248V249H144ZM162 248V249H161ZM167 248V250H166ZM207 248V250H205ZM218 248V250H217ZM235 248V250H234ZM240 248V249H239ZM246 248V249H245ZM259 248V249H258ZM55 249V250H52ZM72 249V250H71ZM75 249V252H74ZM131 249V250H130ZM171 249V250H170ZM176 249V250H175ZM220 249V250H219ZM224 249V250H223ZM238 249V250H237ZM245 249V251H244ZM8 250V251H7ZM18 250V251H17ZM52 250V251H51ZM68 252H67V251ZM71 252H70V251ZM114 250V251H113ZM117 250V252H116ZM167 252H165V251ZM183 250V251H182ZM196 252H195V251ZM198 250V251H197ZM203 252H202V251ZM212 250V251H211ZM230 250V251H229ZM46 251V252H44ZM56 251V252H55ZM58 251V252H57ZM86 251V252H85ZM90 251V252H87ZM100 251V252H99ZM107 251V253H106ZM109 251V252H108ZM131 251V252H130ZM180 251V252H179ZM192 251V252H191ZM220 251V252H219ZM223 251V252H222ZM239 251V253H238ZM242 251V252H241ZM18 252V254H17ZM24 252V254H23ZM48 252V253H47ZM50 252V253H49ZM60 252V253H59ZM67 252V253H66ZM70 252V253H69ZM84 254H83V253ZM124 254H123V253ZM138 252V253H137ZM143 252V253H142ZM160 252V253H159ZM165 252V253H164ZM178 252V253H175ZM199 254H198V253ZM212 252V253H211ZM225 252V253H224ZM234 252V253H233ZM246 252H248L246 254ZM255 252V253H254ZM15 253V254H14ZM22 255H20V254ZM53 253V256L52 254ZM90 253V256H89ZM109 253V254H108ZM127 253V254H126ZM131 253V254H130ZM138 255H137V254ZM168 255H167V254ZM172 253V254H171ZM219 253V254H218ZM229 253V254H228ZM233 253V254H232ZM243 253V254H242ZM62 254V255H61ZM96 254V255H95ZM102 254V255H101ZM104 254V255H103ZM111 254V255H110ZM122 254V255H121ZM177 254V255H176ZM195 254V255H193ZM218 256H217V255ZM221 254V255H220ZM253 254V255H252ZM25 255V256H24ZM44 255V256H43ZM68 257H67V256ZM166 255V256H165ZM199 255V256H197ZM30 256V257H28ZM52 258H50V257ZM86 256V257H85ZM98 256V257H97ZM110 256V257H109ZM113 256V257H112ZM122 256V257H121ZM128 256V257H126ZM140 256V257H139ZM165 256V258H164ZM185 258H184V257ZM191 256V257H190ZM203 256V257H202ZM207 256V257H206ZM239 256V257H238ZM20 257V258H19ZM45 257L47 259H45ZM54 257V258H53ZM71 257V258H69ZM82 257V258H81ZM85 257V258H84ZM94 257V258H93ZM102 257V258H101ZM129 257H131L129 259ZM135 257V258H134ZM180 257V258H179ZM183 257V258H182ZM33 258V259H31ZM40 258V259H39ZM67 258V259H66ZM114 258V259H113ZM118 258V259H116ZM127 258V259H126ZM162 258V259H160ZM206 258V260L204 259ZM211 258V259H210ZM223 258V259H222ZM225 258V259H224ZM231 258V259H230ZM11 259V260H10ZM13 259V260H12ZM16 259V260H15ZM28 259V260H26ZM31 259V260H30ZM62 259V260H61ZM64 259V260H63ZM79 259V260H78ZM81 259V260H80ZM105 259V260H104ZM111 259V260H110ZM144 259V260H143ZM185 259V260H184ZM191 259V260H190ZM202 259V260H201ZM219 259V260H218ZM247 259V260H246ZM25 260V262H24ZM37 260V262H36ZM47 260V261H46ZM59 260V261H58ZM71 260V261H69ZM84 260V261H83ZM174 260V262H173ZM190 260V261H189ZM204 260V261H203ZM239 260V262H238ZM21 261V262H20ZM39 261V262H38ZM43 261V262H42ZM57 261V263H56ZM104 261V262H103ZM42 262V263H41ZM49 262V263H48ZM62 262V263H61ZM77 262V263H76ZM79 262V263H78ZM91 262V263H90ZM109 262V263H108ZM113 262V263H112ZM120 262V263H119ZM124 262V263H123ZM190 262V263H189ZM195 262V263H194ZM221 262V263H220ZM226 262V263H225ZM236 262V263H235ZM244 262V263H243Z\"/></svg>", "mask_w": 264, "mask_h": 264}, {"label": "bare ground", "instance_id": "bare-ground-1", "mask_svg": "<svg viewBox=\"0 0 264 264\" xmlns=\"http://www.w3.org/2000/svg\"><path fill=\"white\" fill-rule=\"evenodd\" d=\"M1 1V0H0ZM7 1V0H6ZM38 1V0H37ZM42 1H44V0H42ZM54 1V0H53ZM96 1V0H95ZM128 1V0H127ZM158 1V0H157ZM169 1V0H168ZM191 1V0H190ZM189 1V2H190ZM193 1V0H192ZM208 1V0H207ZM212 1V0H211ZM215 1V0H214ZM224 1V0H223ZM244 1V0H243ZM254 1V0H253ZM256 2L255 3H257V1L258 0H255ZM263 1V0H262ZM19 2V1H18ZM57 2V1H56ZM69 2V1H68ZM71 2V1H70ZM75 2V1H74ZM77 2V1H76ZM94 2V1H93ZM97 2V1H96ZM99 2H100V0H99ZM103 2V1H102ZM111 3H112V1H110ZM115 2V1H114ZM132 2V1H131ZM133 2H135V1H133ZM137 2V1H136ZM148 2V1H147ZM156 2V1H155ZM158 2H163V1H158ZM165 2V1H164ZM198 2V1H197ZM234 2H235V0H234ZM233 2V3H234ZM10 3H11V0H10ZM13 3V2H12ZM17 2H16V0H15V4H16ZM33 3V2H32ZM39 3V2H38ZM37 3V4H38ZM44 3H45V1H44ZM47 3V2H46ZM58 3H61V2H59L58 1ZM62 3H64L63 4V6H66L65 5V3H67V2H62ZM61 3V4H62ZM88 3H90V2H88ZM104 3V2H103ZM121 3V2H120ZM125 3V2H124ZM143 3V2H142ZM173 3V2H172ZM183 3V2H182ZM196 3V2H195ZM200 3V1L198 2V4ZM217 3V2H216ZM224 3V2H223ZM250 3V2H249ZM251 3H253V2H251ZM254 3V4H255ZM20 4V3H19ZM18 4V5H19ZM60 4V5H61ZM69 4H71V3H69ZM97 4H99V3H97ZM134 4V3H133ZM137 4V3H136ZM151 4H153L152 2H151ZM164 4V3H163ZM179 4H181V3H179ZM207 4V3H206ZM205 4V5H206ZM208 4H209V2H208ZM232 4V3H231ZM247 4V3H246ZM261 4V3H260ZM1 5V4H0ZM12 5V4H11ZM14 5V4H13ZM46 5V4H45ZM50 5V4H49ZM55 5V4H54ZM56 5H58V7H59V4H56ZM93 5V4H92ZM125 5V4H124ZM139 5H141V4H139ZM154 5V4H153ZM174 5V4H173ZM183 5H184V3H183ZM190 5V4H189ZM191 5H193V4H191ZM217 5V4H216ZM234 5V4H233ZM237 5H240V4H237ZM243 5V4H242ZM247 5H249V4H247ZM262 6H263V4H261ZM3 6V5H2ZM6 6H7V4H6ZM16 6V5H15ZM20 6V5H19ZM23 6V5H22ZM21 6V7H22ZM32 6V5H31ZM94 6V5H93ZM103 6V5H102ZM112 6V5H111ZM126 6V5H125ZM142 6H144V5H142ZM159 6V5H158ZM229 6V5H228ZM244 6V5H243ZM256 6H258V5H256ZM5 7V6H4ZM29 7V6H28ZM46 7V6H45ZM51 7V6H50ZM97 7H98V5H97ZM113 7V6H112ZM119 7V6H118ZM145 7H147V6H145ZM180 7V6H179ZM183 7V6H182ZM190 7V6H189ZM224 7V6H223ZM242 7V6H241ZM246 7V6H245ZM260 7V6H259ZM8 8V7H7ZM11 8V7H10ZM15 8H17V7H15ZM26 9H27V7H25ZM24 8V10H26ZM49 8V7H48ZM62 8V7H61ZM61 8H59V10L61 9ZM94 8V7H93ZM105 8H107V7H105ZM111 8V7H110ZM132 8H133V6H132ZM151 8V7H150ZM171 8H172V6H171ZM184 8V7H183ZM194 8V7H193ZM222 8V7H221ZM233 8H234V6H233ZM244 8V7H243ZM251 8V7H250ZM256 9H257V7H255ZM264 8V7H263ZM5 9V8H4ZM12 9V8H11ZM19 9V8H18ZM21 9V8H20ZM120 9V8H119ZM123 9V7L121 8V10ZM136 9H137V7H136ZM202 9V8H201ZM200 9V10H201ZM212 10H213V7L211 8ZM211 9H209L211 12H212V10ZM42 10V9H41ZM49 10H50V8H49ZM58 10V11H59ZM62 10V9H61ZM78 10V9H77ZM99 10V9H98ZM109 10V9H108ZM114 10V9H113ZM125 10V9H124ZM151 10V9H150ZM161 10V9H160ZM159 10V11H160ZM173 10V9H172ZM179 10V9H178ZM177 10V11H178ZM183 10V9H182ZM181 10V11H182ZM203 10V9H202ZM201 10V11H202ZM219 10V9H218ZM259 11H260V9H258ZM36 11V10H35ZM39 11V10H38ZM47 11V10H46ZM86 11V10H85ZM88 11H89V9H88ZM110 11V10H109ZM127 11V10H126ZM155 11V10H154ZM180 11V10H179ZM184 11V10H183ZM189 11V10H188ZM206 11H207V9H206ZM226 11H228V10H225V12ZM244 11V10H243ZM251 11V10H250ZM262 11H263V9H262ZM16 12V11H15ZM15 12H13V13H15ZM29 12V11H28ZM33 12V11H32ZM66 12V11H65ZM73 12V11H72ZM76 12V11H75ZM93 12H95V10H93ZM108 12V11H107ZM197 12V11H196ZM203 12H204V10H203ZM234 12V11H233ZM233 12H231V13H233ZM240 12H241V10H240ZM246 12H247V10H246ZM245 12V13H246ZM249 12V11H248ZM261 12V11H260ZM24 13V12H23ZM37 13V12H36ZM63 13V12H62ZM68 13V12H67ZM96 13V12H95ZM97 13H98V11H97ZM109 13V12H108ZM117 13H119V12H117ZM131 13V12H130ZM133 13V12H132ZM143 13V12H142ZM153 13V12H152ZM159 13V12H158ZM172 14H173V12H171ZM182 13V12H181ZM215 13V12H214ZM235 13V12H234ZM233 13V14H234ZM250 13V12H249ZM264 13V12H263ZM262 13V14H263ZM9 14V13H8ZM25 14V13H24ZM27 14V13H26ZM25 14V15H26ZM43 14H44V12H43ZM61 14V13H60ZM70 14V13H69ZM73 14V13H72ZM81 14V13H80ZM83 15L85 14V13H82ZM102 14V13H101ZM112 14H113V12H112ZM136 14V13H135ZM179 14H180V12H179ZM184 14V13H183ZM182 14V15H183ZM188 14V13H187ZM212 14V13H211ZM219 14H222L221 12H219ZM228 14H229V12H228ZM251 14V13H250ZM11 15V14H10ZM31 15V14H30ZM38 15V14H37ZM40 15V14H39ZM45 15V14H44ZM54 15V14H53ZM57 15V14H56ZM63 15H66V13L65 14H63ZM71 15V14H70ZM79 15V14H78ZM94 15V14H93ZM100 15V14H99ZM98 15V16H99ZM128 15V14H127ZM131 15V14H130ZM155 15V14H154ZM166 15V14H165ZM186 15V14H185ZM203 15V14H202ZM231 15V14H230ZM236 15H237V13H236ZM264 15V14H263ZM263 15H259V16H263ZM7 16V15H6ZM21 16V15H20ZM33 16V15H32ZM46 16V15H45ZM67 16V15H66ZM101 16V15H100ZM103 16V15H102ZM105 16V15H104ZM119 16V15H118ZM135 16V15H134ZM153 16V15H152ZM187 16V15H186ZM189 16V15H188ZM191 16V15H190ZM189 16V17H190ZM221 16V15H220ZM19 17V16H18ZM24 17V16H23ZM57 17H58V15H57ZM86 17H87V13H86ZM85 17V18H86ZM109 17V16H108ZM114 17H116V16H113L112 18H114ZM120 17V16H119ZM123 17H125V16H123ZM142 17V16H141ZM160 17V16H159ZM163 17H164V14H163ZM194 17V16H193ZM210 17V16H209ZM226 17V16H225ZM237 17V16H236ZM240 17L241 18H239V15H238V18L239 19H242V21H243V23H245L248 27H246V25H245V29L247 30V28L250 30V28L249 27H252L253 25V22H254V20H255V18L257 17H255L254 15H247V14H244V13H240ZM264 17V16H263ZM33 19H35L34 17H32ZM40 17H38V19H39ZM61 18H62V16H61ZM66 18V17H65ZM77 18V17H76ZM83 18V17H82ZM84 18V19H85ZM90 19H92L93 17H89ZM98 18V17H97ZM103 18V17H102ZM130 18V17H129ZM132 18H133V15H132ZM165 18V17H164ZM197 18V17H196ZM200 18V17H199ZM204 18V17H203ZM211 18V17H210ZM222 18H223V16H222ZM221 18V19H222ZM235 18V17H234ZM30 19V18H29ZM41 19H42V17H41ZM56 19H58V18H56ZM60 19V18H59ZM63 19V18H62ZM78 19V18H77ZM94 19V18H93ZM92 19V20H93ZM118 19V18H117ZM121 19V18H120ZM123 19V18H122ZM151 19H152V17H151ZM160 19H162V16H161V18ZM167 19V18H166ZM206 19V18H205ZM260 19V18H259ZM8 20V19H7ZM12 20V19H11ZM16 20V19H15ZM26 20V19H25ZM103 20V19H102ZM114 20V19H113ZM124 20V19H123ZM130 20V19H129ZM156 20H158V19H156ZM179 20V19H178ZM192 20H194V22L196 21L194 18L192 19ZM197 20H200V19H197ZM212 20V19H211ZM224 20H226V19H224ZM238 20V19H237ZM262 20V19H261ZM31 22H32V19L30 20ZM33 21H35V20H33ZM40 21H42V20H40ZM62 21V20H61ZM81 21V20H80ZM84 21H86V20H84ZM104 21V20H103ZM117 21V20H116ZM170 21H172V20H170ZM176 21V20H175ZM206 21V20H205ZM229 21V20H228ZM232 21V20H231ZM230 21V22H231ZM241 21V22H242ZM256 21V20H255ZM5 22V21H4ZM20 22V21H19ZM43 22H44V20H43ZM54 22H55V19H54ZM64 22V21H63ZM78 22V21H77ZM94 22V21H93ZM136 22V21H135ZM147 22V21H146ZM152 22V21H151ZM151 22H150V24H151ZM158 22H159V20H158ZM157 22V23H158ZM167 22V21H166ZM173 22V21H172ZM172 22H170V23H172ZM182 22V21H181ZM180 22V23H181ZM194 22L192 21V23L194 24ZM197 22V21H196ZM258 22V21H257ZM11 23V22H10ZM21 23V22H20ZM25 23H27V22H25ZM45 23H47V22H45ZM57 23V22H56ZM55 23V24H56ZM85 23H87V22H85ZM90 23V22H89ZM88 23V24H89ZM102 23V22H101ZM137 23V22H136ZM153 23H155V22H153ZM152 23V24H153ZM168 23H169V21H168ZM169 23V24H170ZM178 22H176V24H177ZM184 24H183V31H186V39H188V37L189 38H191V39H194V40H199L200 38L201 39H203L202 38V34L205 32V31H202V32H200L199 31V33L197 32V30H195V29H197V28H193L194 26H193V24H192V26H191V22L189 23L188 21H185V22H183ZM213 23V22H212ZM233 23V22H232ZM12 24V23H11ZM14 24V23H13ZM32 24H35V23H33L32 22ZM31 24V25H32ZM44 24V23H43ZM72 24H74L73 23V21H72ZM91 24V23H90ZM98 24V23H97ZM105 24V23H104ZM109 24H110V22H109ZM116 24H118V23H116ZM120 24H121V22H120ZM138 24V23H137ZM142 24H143V22H142ZM150 24H147V25H150ZM175 23L173 22V25H174ZM197 24V23H196ZM203 24V23H202ZM234 24V23H233ZM238 24H239V22H238ZM242 24V23H241ZM255 24V23H254ZM29 25V24H28ZM41 26H42V24H40ZM60 25V24H59ZM67 25V24H66ZM87 25V24H86ZM103 25V24H102ZM127 25V24H126ZM131 25V24H130ZM163 25V24H162ZM165 25V24H164ZM163 25V26H164ZM218 25V24H217ZM221 25V24H220ZM219 25V26H220ZM223 25V24H222ZM226 25H228V24H226ZM261 25H264L263 24V22H262V24ZM1 26V25H0ZM11 26V25H10ZM14 27H16L15 25H13ZM32 26H36V25H32ZM53 26H54V24H53ZM71 26V25H70ZM76 26V25H75ZM77 26H78V24H77ZM117 26V25H116ZM160 26V25H159ZM158 26V27H159ZM180 26V25H179ZM198 26V25H197ZM201 26V25H200ZM238 26V25H237ZM244 26V25H243ZM260 26V25H259ZM2 27V26H1ZM22 27H24L23 25H22ZM40 27V26H39ZM45 27H47V25L45 26ZM51 27H52V25H51ZM50 27V28H51ZM54 27H57V26H54ZM61 27V26H60ZM78 27H80V26H78ZM82 27H85V26H82ZM89 27H91V26H89ZM104 27V26H103ZM102 27V28H103ZM114 28H115V26H113ZM118 27V26H117ZM155 27V26H154ZM161 27V26H160ZM175 27V26H174ZM173 27V28H174ZM195 27H196V25H195ZM212 27V26H211ZM223 27V26H222ZM233 27V26H232ZM234 27H236V25L234 26ZM254 27H256L255 25H254ZM254 27H253V29H254ZM5 28H6V26H5ZM10 28V27H9ZM9 28H6V29H9ZM17 28V27H16ZM26 28V27H25ZM41 28V27H40ZM50 28H49V30H50ZM86 28V27H85ZM88 28V27H87ZM120 28V27H119ZM142 28H144V27H142ZM146 28V27H145ZM149 28H150V26H149ZM169 28V27H168ZM200 28V27H199ZM199 28H198V30H199ZM209 28V27H208ZM238 28V27H237ZM240 28H241V26H240ZM243 28V27H242ZM5 29V30H6ZM13 29V28H12ZM12 29H11V31H12ZM69 29V28H68ZM72 29H73V27H72ZM78 29V28H77ZM90 29V28H89ZM92 29V28H91ZM107 29V28H106ZM106 29H104V31L106 30ZM121 29V28H120ZM128 29H130L131 30V28H128ZM133 29V28H132ZM180 29H182V28H180ZM202 29V28H201ZM206 29V28H205ZM216 29V28H215ZM256 29V28H255ZM2 30V29H1ZM26 30V29H25ZM29 30V29H28ZM33 30V29H32ZM49 30H48V32H49ZM66 30V29H65ZM94 31L96 30V28L95 29H93ZM141 30V29H140ZM174 30H176V29H174ZM210 30V29H209ZM226 30H228V29H226ZM235 30V29H234ZM259 30V29H258ZM3 31V30H2ZM1 31V33H3ZM10 31V29H9V32H11ZM16 31H18V30H16ZM15 31V32H16ZM34 31V30H33ZM52 31V30H51ZM60 31V30H59ZM100 31V30H99ZM102 31H103V29H102ZM109 31V30H108ZM115 31H116V29H115ZM132 31H134V30H132ZM155 31V30H154ZM162 30H160V32H161ZM218 31V30H217ZM243 31V30H242ZM248 31V30H247ZM253 31V30H252ZM255 31V30H254ZM263 31V30H262ZM262 31H260L259 30V32L261 33ZM28 32V31H27ZM35 32H37V30L35 29ZM43 32V31H42ZM54 32H56L57 33V29H56V31L54 30ZM53 32V33H54ZM62 32V31H61ZM60 32V33H61ZM80 33H81V31H79ZM142 32V31H141ZM147 32V31H146ZM212 32V31H211ZM238 32H240V31H238ZM244 32H245V30H244ZM5 33H6V31H5ZM12 33V32H11ZM10 33V35H9V39L10 40H12V41H15L16 40V37L17 36H19V35H15V33L14 34H11ZM19 32H17V34H18ZM30 33V32H29ZM28 33V34H29ZM44 33L46 34V31H44ZM55 33V34H56ZM64 34H65V32H63ZM62 33V34H63ZM66 33H68V32H66ZM88 33H91V32H88ZM113 33V32H112ZM132 33V32H131ZM173 33H175L174 31H173ZM177 33V32H176ZM217 33V32H216ZM224 33V32H223ZM234 33H235V31H234ZM247 33V35H249L248 34V32H246ZM264 33V32H263ZM7 34V33H6ZM31 34V33H30ZM33 34V33H32ZM31 34V35H32ZM41 34H43V33H41ZM50 34H52V33H50ZM57 34H59V33H57ZM72 34H74V33H72ZM84 34V33H83ZM101 34V33H100ZM105 34V33H104ZM132 34H134V33H132ZM178 34V33H177ZM205 34V33H204ZM209 34V33H208ZM218 34V33H217ZM220 34V33H219ZM231 34V33H230ZM262 34V33H261ZM260 34V35H261ZM47 35H48V33H47ZM46 35V36H47ZM81 35V34H80ZM93 35V34H92ZM91 35V36H92ZM106 35V34H105ZM125 35V34H124ZM128 35V34H127ZM147 35V34H146ZM145 35V36H146ZM158 35V34H157ZM172 35V34H171ZM216 35V34H215ZM214 35V36H215ZM226 35H228V34H226ZM237 36H238V34H236ZM243 35V37L244 36H246V35H244V34H242ZM250 35H251V33H250ZM249 35V36H250ZM255 36H257V33L256 34H254ZM5 36V35H4ZM29 35H27V36H25V37H27V38H29L28 37ZM54 36V35H53ZM76 36V35H75ZM82 36V35H81ZM88 36H90V35H88ZM87 36V37H88ZM112 36V35H111ZM135 36V35H134ZM141 36V34L139 35V37ZM148 36V35H147ZM160 36V35H159ZM168 38H169V36L168 35H166ZM178 36V35H177ZM184 36V35H183ZM188 36V37H187ZM235 36V35H234ZM234 36H233V41L235 40L234 39ZM240 36H241V34H240ZM240 36H239V38H240ZM263 36V35H262ZM6 37V36H5ZM22 37V36H21ZM33 37L34 36H32V37H30V38H32L31 39V42H33L32 40H33ZM38 37V36H37ZM42 37V36H41ZM50 37H52L51 35H50ZM55 37V36H54ZM59 37V36H58ZM70 37V36H69ZM96 37V35L94 36V38ZM101 37V36H100ZM114 37V36H113ZM175 37V36H174ZM223 37V36H222ZM242 37V38H243ZM251 38H252V35L250 36ZM0 38H1V36H0ZM39 38V37H38ZM44 38H45V36H44ZM43 38V39H44ZM72 38V37H71ZM70 38V39H71ZM80 38V37H79ZM83 38H84V36H83ZM93 37H92V40L94 39ZM98 38H99V35H98ZM134 38V37H133ZM132 38V39H133ZM136 38V37H135ZM143 38H145V37H143ZM143 38H141V39H143ZM146 38H148V37H146ZM157 38V37H156ZM166 38V37H165ZM178 38H179V36H178ZM183 38V37H182ZM258 38V37H257ZM260 38V37H259ZM5 39V38H4ZM18 39V38H17ZM67 39H69V38H67ZM86 39V38H85ZM90 39V38H89ZM97 39V38H96ZM131 39V38H130ZM137 39V38H136ZM159 39H160V37H159ZM186 39H184V40H186ZM205 39L207 40V42H208V39H207V35H205ZM214 40H215V38H213ZM225 39V38H224ZM245 39V38H244ZM243 39V40H244ZM1 40H3L2 38L0 39V41ZM6 41L8 40L7 38L5 39ZM23 40H25V39H23ZM42 40V39H41ZM49 40V39H48ZM55 40V39H54ZM88 40V39H87ZM98 40V39H97ZM99 40H100V38H99ZM116 40V39H115ZM155 40V39H154ZM157 40V39H156ZM177 40V39H176ZM184 40H183V42H184ZM238 40V39H237ZM252 40H254V39H252ZM251 40V41H252ZM262 40V39H261ZM11 41V42H12ZM19 41V40H18ZM36 41V40H35ZM75 41V43H76V40H73V42ZM85 41V40H84ZM109 41V40H108ZM127 41H130V40H127ZM126 41V42H127ZM136 41V40H135ZM134 41V42H135ZM138 41V40H137ZM160 41V40H159ZM174 41V40H173ZM178 41V40H177ZM190 41V40H189ZM195 41V42H196ZM245 41V40H244ZM260 41V40H259ZM11 42H10V44H9V42H8V44L9 45H11ZM29 42V41H28ZM39 42H40V40H39ZM46 42H47V39H46ZM54 42V41H53ZM104 42H105V40H104ZM116 42H117V40H116ZM119 42V41H118ZM125 42V41H124ZM133 42V43H134ZM139 42V41H138ZM145 42V41H144ZM150 42V41H149ZM153 42V41H152ZM157 42V41H156ZM181 42H182V40H181ZM182 42V43H183ZM194 42V41H193ZM214 42V41H213ZM218 42V41H217ZM220 42H222V41H220ZM219 42V43H220ZM236 42V41H235ZM243 42V41H242ZM254 42V41H253ZM3 43V42H2ZM2 43H0V44H2ZM20 43V42H19ZM18 43V44H19ZM22 43H23V41H22ZM61 43V42H60ZM67 43H69V41L67 42ZM71 43H72V41H71ZM106 43V42H105ZM132 43V42H131ZM169 43V42H168ZM186 43H188V41L186 42ZM185 43V44H186ZM200 43V42H199ZM238 43H239V41H238ZM255 43V42H254ZM260 43V42H259ZM261 43H262V41H261ZM5 44V43H4ZM17 44V43H16ZM17 44V45H18ZM32 44V43H31ZM35 44V45H34ZM34 44H33V46H36V45H38V43L36 44L35 42H34ZM40 44V43H39ZM65 44V43H64ZM89 44H92V43H89ZM107 44V43H106ZM128 44V43H127ZM136 44V43H135ZM138 44V43H137ZM136 44V45H137ZM139 44H141V43H139ZM149 44V43H148ZM172 44V43H171ZM195 44V43H194ZM204 44V43H203ZM210 44V43H209ZM216 44V43H215ZM234 44H236V43H234ZM250 44V43H249ZM7 45V44H6ZM9 45L7 46L8 47V49H9ZM20 45V44H19ZM19 45L17 46V47H19ZM71 45H73V43L71 44ZM70 45V46H71ZM104 45V44H103ZM142 45V44H141ZM145 45H146V43H145ZM170 45V44H169ZM181 45V44H180ZM179 45V46H180ZM187 45V44H186ZM188 45H189V43H188ZM196 45V44H195ZM202 45V44H201ZM200 45V46H201ZM205 45V44H204ZM214 45V44H213ZM212 45V46H213ZM256 45H258V43H256ZM24 46H26V45H24ZM30 48H31V45H28ZM41 46V45H40ZM44 46V45H43ZM50 46V45H49ZM52 46V45H51ZM51 46H50V48L49 49H51ZM60 46V45H59ZM69 46V45H68ZM74 46H76V45H74ZM91 46V45H90ZM96 46H98V44L96 45ZM116 46H117V43H116ZM124 46V45H123ZM122 46V47H123ZM126 46V45H125ZM133 46V45H132ZM138 46V45H137ZM154 46V45H153ZM162 46V45H161ZM177 46V45H176ZM184 46V45H183ZM198 46V45H197ZM209 46V45H208ZM210 46H211V44H210ZM220 46V45H219ZM222 46L224 47V45H223V43H222ZM229 46V45H228ZM236 46H237V44H236ZM245 46V45H244ZM262 46V45H261ZM4 48H5V46H3ZM12 47H13V45H12ZM73 47V46H72ZM84 47V46H83ZM92 47V46H91ZM90 47V48H91ZM99 47H101L100 45H99ZM104 48H105V46H103ZM136 47V46H135ZM168 47V46H167ZM175 47V46H174ZM199 47V46H198ZM197 47V48H198ZM202 47V46H201ZM216 47H217V45L215 46L214 45V47L213 48H215L216 49ZM221 47V46H220ZM222 47V48H223ZM240 47V46H239ZM246 47V46H245ZM263 47V46H262ZM3 48V49H4ZM10 48H11V46H10ZM14 48H16V47H14ZM13 48V49H14ZM43 48V47H42ZM52 48H53V46H52ZM71 48V47H70ZM93 49L95 48V47H92ZM112 47H110V49H111ZM127 48V47H126ZM130 48H132V47H130ZM136 48H138V47H136ZM151 48V47H150ZM155 48V47H154ZM153 48V49H154ZM162 48V47H161ZM160 48V49H161ZM212 48V47H211ZM225 48H226V46H225ZM224 48V49H225ZM230 48V47H229ZM229 48H228V51H229ZM236 48V47H235ZM254 48V47H253ZM259 48V47H258ZM24 49H26V48H24ZM24 49H23V51H24ZM31 49H34V48H31ZM57 49V48H56ZM60 49V48H59ZM73 49V48H72ZM72 49H71V51H72ZM76 49V48H75ZM83 49V48H82ZM92 49V50H93ZM98 49V48H97ZM117 49H118V46H117ZM143 49H144V47H143ZM152 49V48H151ZM150 49V50H151ZM163 49V48H162ZM207 49V48H206ZM210 49V48H209ZM233 49V48H232ZM241 49H243L244 50V48H242L241 47ZM2 49L0 48V51H1ZM21 50H22V47H21ZM30 50V49H29ZM47 50V49H46ZM45 50V51H46ZM53 50V49H52ZM62 50V49H61ZM70 50V49H69ZM69 50L67 51L68 53H70L69 52ZM103 50V49H102ZM104 50H106V49H104ZM114 50V49H113ZM124 50V49H123ZM127 50V49H126ZM133 50V49H132ZM139 51H140V48L138 49ZM145 50V49H144ZM148 50V49H147ZM155 50H156V48H155ZM169 50V49H168ZM168 50H167V52H168ZM202 50H204L203 48H202ZM239 50V49H238ZM32 51V50H31ZM31 51H30V53H31ZM43 51V50H42ZM51 51V50H50ZM57 51V50H56ZM59 51V50H58ZM76 51V50H75ZM95 51V50H94ZM101 51V50H100ZM143 51V50H142ZM165 52H166V50H164ZM173 51V50H172ZM172 51H170V53L172 52ZM182 51V50H181ZM184 51V50H183ZM187 51H188V49H187ZM190 51V50H189ZM212 52L214 51V50H211ZM218 51V50H217ZM240 52H241V50H239ZM260 51V50H259ZM7 52H9V51H7ZM12 52H13V50H12ZM12 52H11V54H12ZM16 52V51H15ZM61 52V51H60ZM79 52V51H78ZM99 52V51H98ZM104 52H106V51H104ZM147 52V51H146ZM151 52V51H150ZM158 52V51H157ZM160 52V51H159ZM162 52V51H161ZM165 52H163V55L164 54H166ZM175 52V51H174ZM199 52H200V49H199ZM209 52V51H208ZM207 52V53H208ZM219 52V51H218ZM224 52V51H223ZM230 52V51H229ZM232 52V51H231ZM235 52V51H234ZM6 53V52H5ZM4 53V54H5ZM32 53H34L33 51H32ZM37 53V52H36ZM53 53H54V51H53ZM65 53V52H64ZM80 53H82V52H80ZM79 53V54H80ZM86 53V52H85ZM115 53H116V50H115ZM118 53H120V52H118ZM118 53H117V55H118ZM127 53V52H126ZM132 53H135V52H132ZM132 53H130L131 55H132ZM152 53V52H151ZM173 53V52H172ZM171 53V54H172ZM176 53V52H175ZM179 53V52H178ZM181 53V52H180ZM205 53V52H204ZM213 53H215V51L213 52ZM217 53V52H216ZM220 53V52H219ZM226 53H228V52H226ZM233 53V52H232ZM236 53V52H235ZM234 53V54H235ZM241 53H243V52H241ZM255 53V52H254ZM2 54V53H1ZM9 54H10V52H9ZM25 54V53H24ZM43 54H44V52H43ZM46 54V53H45ZM50 54H52L51 52H50ZM57 55H58V53H56ZM61 54V53H60ZM60 54H59V56H60ZM77 54V53H76ZM79 54H77L78 55V57H79ZM84 54V53H83ZM83 54H80V55H83ZM87 54V53H86ZM92 53H90V55H91ZM95 54H96V52H95ZM112 54V53H111ZM139 54V53H138ZM142 54V53H141ZM148 54V53H147ZM201 54H202V52H201ZM200 54V55H201ZM209 54V53H208ZM218 54V53H217ZM237 54V53H236ZM248 54V53H247ZM250 54V53H249ZM256 54V53H255ZM13 55V54H12ZM18 55V54H17ZM36 55V54H35ZM53 55V54H52ZM62 55V54H61ZM70 55V54H69ZM97 55V54H96ZM116 55V54H115ZM121 55V54H120ZM140 55V54H139ZM169 55V54H168ZM188 55V54H187ZM192 55V54H191ZM191 55H190V57H191ZM219 55V54H218ZM223 55V54H222ZM238 55V54H237ZM242 55V58H243V54H241ZM253 55V54H252ZM260 55H262V54H260ZM21 56H22V54H21ZM28 56V55H27ZM63 56H65V55H63ZM74 55H72V57H73ZM86 56H88V54L86 55ZM101 56V55H100ZM119 56V55H118ZM129 56V55H128ZM141 56V55H140ZM144 56V55H143ZM162 56V55H161ZM178 56V55H177ZM183 56V55H182ZM185 56V55H184ZM189 56V55H188ZM195 56V55H194ZM205 56V55H204ZM232 56V55H231ZM239 57H240V55H238ZM258 56V55H257ZM4 58H5V56H3ZM8 57V56H7ZM31 57V56H30ZM30 57H28L27 59H29ZM38 57V56H37ZM54 57V56H53ZM61 57V56H60ZM65 57H67V56H65ZM103 57V56H102ZM105 57V56H104ZM135 57H137V56H135ZM134 56H132V58L134 59L135 58ZM147 57V56H146ZM146 57H144V58H146ZM157 57V56H156ZM165 57V56H164ZM170 58H172L171 56H169ZM202 57V56H201ZM221 57V56H220ZM219 57V58H220ZM223 58H224V56H222ZM247 57V56H246ZM253 57H254V55H253ZM12 58H13V56H12ZM19 58H20V54H19ZM22 58V57H21ZM74 58H76L75 56H74ZM83 58H85V57H83ZM91 58H93V57H91ZM96 58V57H95ZM94 58V59H95ZM106 58V57H105ZM113 58V57H112ZM129 58V57H128ZM139 58V57H138ZM137 58V59H138ZM142 58V57H141ZM159 58V57H158ZM166 58V57H165ZM164 58V59H165ZM175 58V57H174ZM196 58V57H195ZM207 58V57H206ZM213 58V60H215L214 58L215 57H212ZM218 57H217V60L219 59ZM232 58V57H231ZM234 58V57H233ZM252 58V57H251ZM254 58H256V57H254ZM2 59V58H1ZM6 59V58H5ZM16 59V58H15ZM42 59H43V57H42ZM41 59V60H42ZM46 59V58H45ZM55 59V58H54ZM58 59H59V57H58ZM66 59V58H65ZM76 59H78V58H76ZM75 59V60H76ZM80 60H82L81 59V57L79 58ZM88 59V58H87ZM136 59V58H135ZM140 59V58H139ZM143 59V58H142ZM153 59V58H152ZM156 59V58H155ZM163 59V60H164ZM181 59V58H180ZM203 59H204V57H203ZM226 59V58H225ZM224 59V60H225ZM237 59V58H236ZM241 59V58H240ZM245 59V58H244ZM249 59V58H248ZM12 60V59H11ZM32 60V59H31ZM47 60V59H46ZM48 60H49V58H48ZM52 60V59H51ZM91 60V59H90ZM90 60H88V61H90ZM103 60H105V59H103ZM102 60V61H103ZM107 60V59H106ZM124 60V59H123ZM129 60V59H128ZM127 60V61H128ZM145 60H147V59H145ZM145 60H143V61H145ZM157 60H159V59H157ZM167 60H168V58H167ZM206 60H208V59H206ZM205 60V61H206ZM209 60H211V59H209ZM216 60V61H217ZM223 60V61H224ZM226 60H228V61H230V59H226ZM225 60V61H226ZM251 60V59H250ZM249 60V61H250ZM256 60V59H255ZM30 61V60H29ZM28 61V62H29ZM43 61V60H42ZM45 61V60H44ZM60 61V60H59ZM63 61V60H62ZM74 61V60H73ZM95 62H97L96 60H94ZM117 61V60H116ZM126 61V60H125ZM133 61L134 60H132V63H133ZM139 61V60H138ZM141 61V60H140ZM155 61V60H154ZM170 61V60H169ZM168 61V62H169ZM175 61V60H174ZM181 61H182V59H181ZM192 60H190V62H191ZM195 61H197V62H199L198 61V59L196 60L195 59ZM203 62H204V60H202ZM254 61V60H253ZM252 61V62H253ZM261 61V60H260ZM263 61V60H262ZM262 61H261V63H262ZM2 62V61H1ZM13 62H15V61H13ZM13 62H11V63H13ZM17 62V61H16ZM19 62V61H18ZM51 62V61H50ZM61 62V61H60ZM76 62H77V60H76ZM83 62H84V60H83ZM93 62V61H92ZM92 62H90V63H92ZM107 62V61H106ZM153 62V61H152ZM166 62V61H165ZM167 62V63H168ZM177 62H180V61H177ZM207 62V61H206ZM212 62V61H211ZM218 62V61H217ZM219 62H221V61H219ZM235 62V61H234ZM241 62H242V60H241ZM244 62V61H243ZM23 63H25V62H23ZM22 63V64H23ZM55 63V62H54ZM63 63H64V61H63ZM62 63V64H63ZM75 63V62H74ZM82 63V62H81ZM98 63V62H97ZM128 63H130V62H128ZM131 63V65H133ZM143 63V62H142ZM154 63V62H153ZM152 63V64H153ZM171 63V62H170ZM173 63V62H172ZM176 63V62H175ZM205 63V62H204ZM226 63H228V62H226ZM247 63V62H246ZM264 63V62H263ZM20 64V63H19ZM51 64V63H50ZM53 64V63H52ZM99 64H101V63H99ZM98 64V65H99ZM108 64V63H107ZM106 64V65H107ZM122 64H123V62H122ZM179 64V63H178ZM181 64V63H180ZM187 64V63H186ZM200 64V63H199ZM211 64H213V63H211ZM215 64V63H214ZM213 64V65H214ZM223 64V63H222ZM225 64V63H224ZM229 64V63H228ZM230 64H232V63H230ZM248 64V63H247ZM252 64V63H251ZM256 64H257V62H256ZM255 64V65H256ZM3 64H1V66H2ZM15 65V64H14ZM17 65V64H16ZM28 65H29V63H28ZM32 65V64H31ZM37 65V64H36ZM56 65V64H55ZM85 65V64H84ZM105 65V64H104ZM104 65H102V66H104ZM105 65V66H106ZM117 65V64H116ZM121 65V64H120ZM137 65V64H136ZM139 65V64H138ZM157 65V64H156ZM163 65V64H162ZM174 65V64H173ZM183 65H185L184 63H183ZM189 65H191V64H189ZM196 65V64H195ZM198 65V64H197ZM203 65V64H202ZM207 65V64H206ZM213 65L212 66H209V64H208V68H206V69H203V72H205L207 69L209 70V74H212L213 72V70L211 71L210 70V68L211 67H213ZM237 65H238V63H237ZM252 65H254V64H252ZM259 65V64H258ZM257 65V66H258ZM4 66V65H3ZM11 66V65H10ZM27 66V65H26ZM33 66V68H34V65H32ZM31 66V67H32ZM40 66V65H39ZM43 66V65H42ZM59 66V65H58ZM58 66H56V67H58ZM104 66V67H105ZM125 66V65H124ZM134 67H135V63H134V65H133ZM132 66V67H133ZM144 66V65H143ZM169 66V65H168ZM186 66V65H185ZM191 66H193V65H191ZM199 66H201V65H198L196 68L198 69V67ZM225 66V65H224ZM231 66V65H230ZM256 66V67H257ZM262 66V65H261ZM16 67V66H15ZM23 67V66H22ZM30 67V66H29ZM38 67V66H37ZM54 67V66H53ZM63 67V66H62ZM73 67V66H72ZM74 67H76V66H74ZM85 67H88L87 66V64H86V66ZM92 67V66H91ZM118 67V66H117ZM138 67V66H137ZM145 67H146V65H145ZM156 67V66H155ZM182 67V66H181ZM202 67V66H201ZM215 67H216V65H215ZM218 67V66H217ZM229 67V66H228ZM231 67H233V65L231 66ZM235 67V66H234ZM251 67H253V66H251ZM1 68V67H0ZM4 68V67H3ZM14 68V67H13ZM12 68V69H13ZM17 68V67H16ZM39 68V67H38ZM49 68V67H48ZM59 68H60V66H59ZM69 68H70V66H69ZM97 68V67H96ZM107 69H108V67H106ZM109 68H110V66H109ZM125 68V67H124ZM144 68V67H143ZM150 68H152V67H150ZM158 68V67H157ZM156 68V69H157ZM173 68H176V67H173ZM183 68V67H182ZM185 68V67H184ZM183 68V69H184ZM237 68V67H236ZM247 68V67H246ZM245 68V69H246ZM248 68H250V67H248ZM2 69V68H1ZM8 69V68H7ZM11 69V70H12ZM15 69V68H14ZM13 69V70H14ZM31 69V68H30ZM43 69V68H42ZM53 69V68H52ZM51 69V70H52ZM58 69V68H57ZM67 69V68H66ZM74 69V68H73ZM77 69V68H76ZM86 69V68H85ZM102 69V68H101ZM103 69H105V68H103ZM129 70H130V68H128ZM141 69V68H140ZM147 70L148 68H144V70ZM171 69V68H170ZM178 69V68H177ZM181 69V68H180ZM189 69V68H188ZM192 69H194V68H192ZM219 69H221V68H219ZM226 69H229V68H226ZM231 69V68H230ZM238 69H240L239 71H241V68H238ZM238 69L236 70V69H232L233 71H235V72H238ZM251 69V68H250ZM249 69V70H250ZM45 70V69H44ZM71 70H72V68H71ZM79 71H80V69H78ZM77 70V71H78ZM82 70V69H81ZM122 70V69H121ZM120 70V71H121ZM123 70H125V69H123ZM143 70V69H142ZM145 70V71H146ZM150 70V69H149ZM200 70V69H199ZM252 70V69H251ZM254 70V69H253ZM1 71V70H0ZM9 71V70H8ZM8 71H6V72H8ZM37 71V70H36ZM35 71V72H36ZM54 71V70H53ZM77 71H74V73L76 72L77 73ZM90 71V70H89ZM93 71H94V69H93ZM96 71V70H95ZM107 71V70H106ZM113 71H114V68H113ZM126 71H127V69H126ZM131 72L133 71V70H130ZM148 71V70H147ZM152 71V70H151ZM157 71V70H156ZM167 71V70H166ZM172 71H173V69H172ZM178 71H179V69H178ZM219 71V70H218ZM222 71V70H221ZM20 72V71H19ZM31 72V71H30ZM30 72H28V73H30ZM38 72V71H37ZM36 72V73H37ZM40 72V71H39ZM48 72V71H47ZM51 72V71H50ZM59 72H60V70H59ZM64 72V71H63ZM81 72V71H80ZM83 72V71H82ZM115 72V71H114ZM114 72H112V73H114ZM144 72V71H143ZM160 72V71H159ZM173 72H175V70L173 71ZM187 73H188V71H186ZM190 72V71H189ZM193 72H195V70L193 71ZM202 72V73H203ZM207 73H208V71H206ZM210 72H212V73H210ZM217 72V71H216ZM243 71H241V72H239L240 73V75H242L241 73H242ZM248 72V71H247ZM252 72V71H251ZM14 73H15V71H14ZM25 73V72H24ZM49 73V72H48ZM90 73V72H89ZM99 73V72H98ZM101 73V72H100ZM126 73V72H125ZM134 73H135V70H134ZM139 73H141V72H139ZM161 73V72H160ZM171 73V72H170ZM169 73V74H170ZM200 73V72H199ZM201 73V74H202ZM218 73V72H217ZM217 73H215V74H217ZM238 73V74H239ZM244 73H246V72H243V74ZM256 73V72H255ZM10 74V73H9ZM13 74V73H12ZM33 74V73H32ZM51 74H53V73H51ZM50 74V75H51ZM55 74V73H54ZM60 74H61V72H60ZM71 74V73H70ZM81 74V73H80ZM96 74V73H95ZM95 74H94V76H95ZM118 74H120V73H118L117 72V75ZM122 74V73H121ZM129 74H130V72H129ZM132 74H133V72H132ZM176 74H177V72H176ZM184 74V73H183ZM198 74V73H197ZM200 74V75H201ZM219 74H220V71H219ZM248 74V73H247ZM253 74V73H252ZM2 75V74H1ZM23 75V74H22ZM40 75V74H39ZM42 75H43V72H42ZM66 75V74H65ZM73 75V77H75L74 76V74H72ZM99 75V74H98ZM101 75V74H100ZM113 75V74H112ZM115 75H116V73H115ZM134 75V74H133ZM133 75H131V76H133ZM135 75H136V73H135ZM134 75V76H135ZM147 75H148V73H147ZM180 75V74H179ZM188 75V74H187ZM193 75V74H192ZM228 76V75H226V73L224 72V74H223V72H221V75H219V76ZM233 75V74H232ZM246 75V74H245ZM7 76H9V75H7ZM29 76V75H28ZM37 76V75H36ZM53 76V75H52ZM58 76H60V75H58ZM64 76V75H63ZM62 76V77H63ZM97 76V75H96ZM95 76V77H96ZM149 76V75H148ZM168 76V75H167ZM185 76V75H184ZM195 75H193V77H194ZM198 76H199V74H198ZM198 76L196 75V77L198 78ZM251 76V75H250ZM14 77V76H13ZM24 77V76H23ZM34 77H35V75H34ZM48 77V75L45 77V78H47ZM70 77H72V76H70ZM106 77V76H105ZM114 77V76H113ZM124 77V76H123ZM161 77V76H160ZM165 77V76H164ZM191 77V76H190ZM200 77V76H199ZM207 77H209L210 78V76L207 74V76L206 77H203L202 76V82L200 81V82H198V83H203V78L205 79V78H207ZM218 77V76H217ZM18 78H19V76H18ZM44 78V79H45ZM51 78V77H50ZM49 78V79H50ZM54 78H56V76L54 77ZM86 78V77H85ZM100 78V77H99ZM116 78V77H115ZM127 78V77H126ZM140 79H141V77H139ZM150 78V77H149ZM147 79V80H149L150 81V79ZM157 78H159V76L156 74V73H152V80L153 79H157ZM170 78V77H169ZM209 78H207V80L209 79ZM212 78H213V80H214V77H211L210 78V80H212ZM225 78V77H224ZM226 78H229V77H226ZM235 78V77H234ZM238 78V77H237ZM247 78V77H246ZM250 78V77H249ZM256 78V77H255ZM1 79H3V78H1ZM0 79V80H1ZM13 79V78H12ZM38 79V78H37ZM71 80H72V82H73V79L72 78H70ZM90 79V78H89ZM97 79V78H96ZM138 79V78H137ZM140 79H138V80H140ZM173 79V78H172ZM192 79V78H191ZM200 79V80H201ZM230 80H231V76H230V78H229ZM24 80V79H23ZM29 80V79H28ZM33 80V79H32ZM31 80V81H32ZM53 80V79H52ZM59 80V79H58ZM102 80H103V77H102ZM133 80H135V78L133 79ZM175 80V79H174ZM177 80V79H176ZM181 81H182V79H180ZM179 80V81H180ZM198 80H199V78H198ZM206 80V79H205ZM219 80V78L216 80V82ZM221 80V79H220ZM219 80V81H220ZM237 80V79H236ZM242 80V79H241ZM4 81V80H3ZM17 81V80H16ZM26 81L27 80H25V82H24V84H28V83H26ZM39 81V80H38ZM40 81H41V79H40ZM43 81V80H42ZM45 81V80H44ZM55 81V80H54ZM54 81H52V82H54ZM65 81V80H64ZM69 81V80H68ZM100 81H101V79H100ZM117 81V80H116ZM126 81V80H125ZM183 81H186V80H184L183 79ZM192 81V80H191ZM224 80H222V82H223ZM232 81H234V79H232ZM231 81V82H232ZM245 81V80H244ZM248 81V80H247ZM252 81V80H251ZM7 82V81H6ZM67 82V81H66ZM76 82V81H75ZM110 82V81H109ZM127 82H130V81H127ZM144 82V81H143ZM142 82V83H143ZM163 82H165V81H163ZM173 82V81H172ZM188 83H189V81H187ZM194 82V81H193ZM196 82V81H195ZM194 82V84H196ZM215 81H213V83H214ZM221 82V81H220ZM250 82V81H249ZM256 82V81H255ZM4 83V82H3ZM8 83V82H7ZM42 83V82H41ZM51 83V82H50ZM65 83V82H64ZM74 83V82H73ZM94 83H96V81L94 82ZM105 83V82H104ZM115 83V82H114ZM117 83V82H116ZM158 83H160V82H158ZM181 83H183V82H181ZM209 83H212V81H209ZM224 84H225V87H226V84H229V83H226V81H224L223 82ZM236 83H237V81H236ZM251 83V82H250ZM36 84V83H35ZM45 84H46V82H45ZM44 84V85H45ZM48 84V83H47ZM58 84V83H57ZM60 84V83H59ZM66 84V83H65ZM72 84V83H71ZM79 85V83H74V85ZM87 84V83H86ZM97 84V83H96ZM119 84H121L122 85V83H120L119 82ZM127 84V83H126ZM138 84V83H137ZM150 84V83H149ZM204 84H205V81H204ZM214 84H217V83H214ZM221 84V83H220ZM223 84V85H224ZM234 84V83H233ZM5 85H7V84H5ZM5 85H3V86H5ZM14 85V84H13ZM33 85H34V83H33ZM39 85V84H38ZM70 85V84H69ZM95 85V84H94ZM107 85H108V83H107ZM142 85V84H141ZM146 85H147V82H146ZM184 85V84H183ZM189 85V84H188ZM190 85H192V84H190ZM200 85H202V87H205L206 85H204L203 86V84H200ZM212 85V84H211ZM222 85V84H221ZM221 85H219V83H218V90L220 89L219 88V86H221ZM222 85V87H224ZM232 85V83L230 84V86ZM235 85V84H234ZM242 85V84H241ZM255 85V84H254ZM37 86V85H36ZM73 86V85H72ZM82 86H83V84H82ZM81 86V87H82ZM84 86H85V83H84ZM134 86V85H133ZM150 86H151V84H150ZM154 86L156 87V84H154ZM153 86V87H154ZM163 86V85H162ZM169 86V85H168ZM167 86V87H168ZM198 86V85H197ZM208 86H210V85H208ZM215 86V85H214ZM239 86V85H238ZM252 86V85H251ZM258 86V85H257ZM7 87V86H6ZM30 87V86H29ZM32 87V86H31ZM39 87V86H38ZM49 87H50V85H49ZM55 87V86H54ZM74 87V86H73ZM77 87V86H76ZM95 87V86H94ZM118 87V86H117ZM141 86H139V88H140ZM144 87V86H143ZM143 87H141L142 88V90L143 91H145V88L143 89ZM148 87V86H147ZM166 87V88H167ZM173 87V86H172ZM177 87H179L178 85H177ZM185 87V86H184ZM187 87V86H186ZM194 87H196V85H194ZM215 87H217V86H215ZM235 86H231V89L232 88H234ZM248 87H249V85H248ZM256 87V86H255ZM4 88V87H3ZM26 88V87H25ZM24 88V89H25ZM45 88V87H44ZM47 88V87H46ZM52 88V87H51ZM65 88V87H64ZM77 88H79V87H77ZM98 88H100V87H98ZM98 88H96V89H98ZM149 88V87H148ZM161 88V87H160ZM193 88V87H192ZM198 88H200V87H197V91H198ZM257 88V87H256ZM42 89V88H41ZM56 89H58V88H56ZM86 89H89V88H86ZM105 89H110V88H105ZM114 89V88H113ZM130 89V88H129ZM135 89V88H134ZM150 89V88H149ZM151 89H153V88H151ZM173 89V88H172ZM181 89V88H180ZM185 90H187V91H189L190 90V88H189V90L187 89V88H184ZM224 89V88H223ZM32 90V89H31ZM38 90V89H37ZM51 90V89H50ZM68 90H70V89H68ZM126 90V89H125ZM135 90H137V89H135ZM155 90H158L157 88H155ZM169 90V89H168ZM178 90V89H177ZM192 91H193V89H191ZM195 90V89H194ZM208 90V89H207ZM207 90H204L203 89V91H207ZM215 90V89H214ZM216 90H217V88H216ZM222 90V89H221ZM220 90V92H222ZM241 90V89H240ZM262 90V89H261ZM21 91H22V89H21ZM26 91H27V88H26ZM34 91V90H33ZM42 91H44V90H41L40 92H42ZM64 91V90H63ZM76 91V90H75ZM78 91V90H77ZM76 91V92H77ZM93 91V90H92ZM98 91V90H97ZM111 91V90H110ZM122 91H123V89H122ZM121 91V92H122ZM149 91V90H148ZM159 91V90H158ZM157 91V92H158ZM162 91V90H161ZM172 91V90H171ZM186 91V92H187ZM211 91H212V89H211ZM224 91V90H223ZM231 91H234V90H231ZM242 91V90H241ZM251 91H252V89H251ZM260 91V90H259ZM1 92V91H0ZM20 92V91H19ZM19 92H17V93H19ZM23 92V91H22ZM35 92V91H34ZM37 92V91H36ZM39 92V91H38ZM47 92V91H46ZM65 92V91H64ZM85 92V91H84ZM105 92H107V91H105ZM142 92V91H141ZM151 92H154L153 90H151ZM166 92V91H165ZM178 92V91H177ZM176 91H175V93H177ZM186 92H184V93H186ZM194 92V91H193ZM226 92H228V91H226ZM235 92H237V91H235ZM240 92V91H239ZM244 92V91H243ZM243 92H242V95H243ZM253 92V91H252ZM4 93V92H3ZM26 93V92H25ZM24 93V94H25ZM51 93V92H50ZM52 93H54V92H52ZM71 93V92H70ZM69 93V94H70ZM81 93V92H80ZM96 93V92H95ZM99 93V92H98ZM108 93V92H107ZM112 93V92H111ZM120 93V92H119ZM133 93V92H132ZM147 94L148 93H150V92H146ZM168 93V92H167ZM170 93H172V92H170ZM169 93V94H170ZM175 93H174V95H175ZM191 93V95H193V93L192 92H190ZM217 93V92H216ZM230 93V92H229ZM261 93V92H260ZM259 93V94H260ZM262 93H263V91H262ZM14 94V93H13ZM29 94V93H28ZM37 94V93H36ZM78 94V92L76 93V95ZM105 94V93H104ZM130 94V93H129ZM135 94V93H134ZM139 94V93H138ZM145 94V93H144ZM153 93H151V95H152ZM158 94H160V93H158ZM165 94V93H164ZM169 94H167V95H169ZM173 94V93H172ZM206 94V93H205ZM212 94V93H211ZM250 94V93H249ZM1 95V94H0ZM18 95V94H17ZM40 95V94H39ZM42 95H44V94H42ZM46 95V94H45ZM45 95H44V97H45ZM68 95V94H67ZM75 95V94H74ZM103 95V94H102ZM110 95V94H109ZM112 95V94H111ZM143 95V94H142ZM187 95V94H186ZM190 95V94H189ZM190 95V96H191ZM196 95V94H195ZM202 95H203V93H202ZM222 95V94H221ZM237 95V94H236ZM246 95V94H245ZM8 96H10V93H9V95ZM12 96V95H11ZM59 96V95H58ZM96 96H98V95H96ZM108 95H106V97H107ZM115 96V95H114ZM128 96V95H127ZM148 96V95H147ZM166 95H164V97H165ZM173 96V95H172ZM190 96H188V97H190ZM194 96V95H193ZM216 97V95L215 94H213L212 95V97ZM223 96V95H222ZM226 96H229V94H226ZM237 96H239V95H237ZM236 96V97H237ZM250 95H247V97H249ZM253 96V95H252ZM31 97V96H30ZM43 97V96H42ZM57 97V96H56ZM66 97V96H65ZM72 97H73V92H72ZM80 97V96H79ZM88 97H89V95H88ZM95 97V96H94ZM105 97V96H104ZM109 98L111 97V96H108ZM116 97V96H115ZM126 97V96H125ZM138 97V96H137ZM142 97V96H141ZM156 97V96H155ZM162 97V96H161ZM180 97H182V96H180ZM209 97V95L207 96V98ZM229 97H232V96H229ZM242 97V96H241ZM247 97H245V99L247 98ZM2 98V97H1ZM5 98V97H4ZM3 98V99H4ZM24 98H25V96H24ZM35 98V96L33 97V99ZM53 98V97H52ZM55 98V97H54ZM59 98H60V96H59ZM64 98V97H63ZM68 98V97H67ZM83 98V97H82ZM90 98V97H89ZM124 98V97H123ZM128 98H130V96H128ZM134 98V97H133ZM133 98H132V100H133ZM136 98V97H135ZM144 98V97H143ZM146 98V97H145ZM171 98V97H170ZM177 98V97H176ZM186 98V97H185ZM199 98H201L202 99V97H198V100H199ZM218 98H220V97H218ZM224 98H225V96H224ZM238 98V97H237ZM254 98V97H253ZM9 99V98H8ZM7 99V100H8ZM11 99V98H10ZM27 99V98H26ZM32 99V100H33ZM39 99V98H38ZM37 99V100H38ZM49 99V98H48ZM48 99L46 100V101H48ZM57 99V98H56ZM95 99V98H94ZM101 99V98H100ZM104 99V98H103ZM140 99V98H139ZM139 99H137V100H139ZM142 99V98H141ZM209 99V98H208ZM216 99V98H215ZM225 99H228V98H225ZM230 99V98H229ZM236 99V98H235ZM239 99H240V97H239ZM242 99V98H241ZM5 100V99H4ZM44 100V99H43ZM63 100V99H62ZM67 100V99H66ZM111 100V99H110ZM114 100V99H113ZM136 100V101H137ZM153 100H155L154 98H153ZM152 100V101H153ZM161 100V99H160ZM189 100V99H188ZM224 100V99H223ZM232 100H234L233 98H232ZM247 100V99H246ZM245 100V104H246V101ZM256 100V99H255ZM0 101H1V99H0ZM15 101H16V99H15ZM22 101V100H21ZM26 101V100H25ZM70 101H73V100H70ZM66 102V105H67V103H72V102ZM101 101H102V99H101ZM106 101V100H105ZM127 101V100H126ZM140 101V100H139ZM143 101V100H142ZM141 101V102H142ZM146 101V100H145ZM164 101V100H163ZM166 101V100H165ZM195 101H197V100H195ZM205 101V100H204ZM210 101V100H209ZM216 101V100H215ZM218 101H221V100H218ZM239 101V100H238ZM248 101H249V99H248ZM261 101V100H260ZM9 102V101H8ZM20 102V101H19ZM34 102V101H33ZM37 101H35V103H36ZM43 102V101H42ZM41 102V103H42ZM63 102V101H62ZM76 102V101H75ZM83 102V101H82ZM87 102H88V100H87ZM93 102V101H92ZM97 102V101H96ZM100 102V101H99ZM99 102H97V103H99ZM112 102V101H111ZM119 102V101H118ZM144 102V101H143ZM147 102V101H146ZM156 102H158V101H156ZM169 102V101H168ZM198 102V101H197ZM206 102V101H205ZM222 102V101H221ZM255 101H253V103H254ZM258 103H262V102H259V100L257 101ZM2 103V102H1ZM45 103V102H44ZM80 103V102H79ZM85 103V102H84ZM96 103V104H97ZM155 103V102H154ZM159 103V102H158ZM222 103H224V101L222 102ZM221 103V104H222ZM226 103H228V102H226ZM236 103H237V101H236ZM240 103H241V101H240ZM243 103V102H242ZM5 104V103H4ZM47 105H48V103H46ZM51 104H52V102H51ZM73 104V103H72ZM109 104V103H108ZM112 104H115V103H112ZM132 104V103H131ZM137 104H139V102L137 103ZM147 104V103H146ZM153 104V103H152ZM162 104V103H161ZM192 103H189L187 100H181V101H179L178 100V102L176 101V102H173V103H167V104H164V105H162V110H167V111H180V110H183V109H189V108H193L194 106H192L191 105ZM195 104V103H194ZM217 103H215V105H216ZM218 104H220V103H218ZM232 104V103H231ZM248 104V103H247ZM246 104V106H249V104L247 105ZM264 104V103H263ZM20 105H21V103H20ZM23 105V104H22ZM53 105H54V103H53ZM85 105V104H84ZM93 105V104H92ZM101 105V104H100ZM103 105V104H102ZM121 105V104H120ZM123 105V104H122ZM136 105V104H135ZM148 105V104H147ZM155 105V104H154ZM205 105V104H204ZM209 105H210V103H209ZM230 105V104H229ZM237 105H238V103H237ZM236 105V106H237ZM241 105V104H240ZM251 105V104H250ZM262 105V104H261ZM37 106V105H36ZM45 106V105H44ZM50 106V105H49ZM58 106L60 107V105L58 104ZM58 106H57V108H58ZM70 106H73V105H70ZM69 106V107H70ZM77 106V105H76ZM81 106V105H80ZM87 106V105H86ZM107 106V105H106ZM125 106V105H124ZM129 106V105H128ZM138 106V105H137ZM151 106V105H150ZM156 106H157V104H156ZM161 106V105H160ZM159 106V107H160ZM196 106H198V105H196ZM207 106V105H206ZM225 106V105H224ZM236 106H234V107H236ZM245 106V107H246ZM257 106V105H256ZM263 107H264V105H262ZM43 107V106H42ZM54 107V106H53ZM52 107V108H53ZM88 107H90V106H88ZM118 107V106H117ZM131 107V106H130ZM152 107V106H151ZM218 107V106H217ZM223 107V106H222ZM238 107V106H237ZM241 107H242V105H241ZM251 107V106H250ZM263 107H261L262 109H263ZM16 108V107H15ZM26 108V107H25ZM65 108H67V107H65ZM92 108V107H91ZM98 108V107H97ZM103 108V107H102ZM108 108V107H107ZM139 108V107H138ZM141 108V107H140ZM146 108V107H145ZM155 108V107H154ZM195 108V107H194ZM200 108V107H199ZM198 108V109H199ZM219 109H220V107H218ZM248 108V107H247ZM255 108V107H254ZM4 109H6V108H4ZM14 109V108H13ZM47 109V108H46ZM80 109V108H79ZM114 110H116L115 108H113ZM142 109V108H141ZM196 109H197V107H196ZM236 109V108H235ZM234 109V110H235ZM243 109H245V108H243ZM242 109V110H243ZM251 109V108H250ZM257 109V108H256ZM262 109H260V110H262ZM7 110V109H6ZM40 110V109H39ZM49 110V109H48ZM47 110V111H48ZM63 110H64V108H63ZM69 110V109H68ZM91 109H89V111H90ZM100 110V109H99ZM114 110H112V111H114ZM128 110H129V108H128ZM149 110V109H148ZM220 110H222V109H220ZM232 109H230V111H231ZM234 110H232L233 111V113H234ZM237 110H239V108L237 109ZM25 111V110H24ZM27 111H28V109H27ZM30 111V110H29ZM44 111V110H43ZM75 111V110H74ZM89 111H88V113H89ZM155 112H156V110H154ZM164 111V112H165ZM184 111V110H183ZM193 111V110H192ZM194 111H195V109H194ZM223 111V110H222ZM222 111H219V110H214V108L212 107H204V108H202V110H200L199 111V113H198V115H194L195 116V119H194V121H196V123H197V126L199 127V128H205L206 130H209L212 134H214L215 135V137L216 136H223V135H225L229 130L231 131H233L234 133L235 132H238L239 133V135H240V132L239 131H241V129L243 128V126L245 125V121L244 120H240V121H238L237 120V122H239L238 124H235L233 127L232 126H230L229 125V123H227L225 120L226 119H224V117H228L229 115H228V111H226V115H228V116H224L223 115V112ZM5 112V111H4ZM3 112V113H4ZM20 112V111H19ZM76 112V111H75ZM93 112V111H92ZM95 112V111H94ZM101 112V111H100ZM120 112V111H119ZM137 112V111H136ZM139 112V111H138ZM146 112V111H145ZM144 112V113H145ZM153 112V111H152ZM154 112V113H155ZM188 112V111H187ZM186 112V113H187ZM239 112V111H238ZM243 112V111H242ZM245 112H247V111H245ZM254 112V111H253ZM258 112V111H257ZM263 112V111H262ZM38 113H40V112H38ZM58 113V112H57ZM87 113V112H86ZM86 113H85V115H86ZM104 113V112H103ZM109 113V112H108ZM128 113H129V111H128ZM166 113V112H165ZM185 113V112H184ZM196 113H197V111H196ZM230 113V112H229ZM236 113V112H235ZM22 114V113H21ZM114 114V113H113ZM116 114H117V112H116ZM120 114H121V117H122V113L120 112ZM124 114V113H123ZM125 114H126V111H125ZM130 114V113H129ZM156 114H158V113H156ZM169 114H170V112H169ZM174 114H175V112H174ZM174 114H173V116H174ZM188 114H190L189 112H188ZM241 114H243V113H241ZM245 114V113H244ZM28 115V114H27ZM31 115V114H30ZM29 115V116H30ZM34 115H36L35 113H34ZM55 115V114H54ZM61 115V114H60ZM77 115V114H76ZM94 115V114H93ZM111 115H112V113H111ZM115 115V114H114ZM113 115V116H114ZM131 115V114H130ZM133 115V114H132ZM184 116H186V114H183ZM182 115V116H183ZM238 115H240V114H238ZM42 116V115H41ZM84 116V115H83ZM117 118H120L119 117V115L117 114ZM138 116H140V115H138ZM147 116V115H146ZM145 116V117H146ZM162 116V115H161ZM172 116V115H171ZM231 116V115H230ZM16 117V116H15ZM48 117V116H47ZM55 117V116H54ZM58 117V116H57ZM63 117V116H62ZM91 117V116H90ZM89 117V118H90ZM96 117H97V115H96ZM95 117V118H96ZM109 117H111L110 115H109ZM143 117V116H142ZM166 117H168V116H166ZM241 117V116H240ZM242 117H244V116H242ZM20 118V117H19ZM19 118L16 120V119H14L13 118V113H12V111H9L8 113H6L5 112V114H3L2 115V119H1V121H0V126H1V131H0V171L2 170H5L6 172H8V174L10 173V174H13V177L11 178L12 180H9V181H7V182H10L11 184V186H12V181H13V179H16V181H17V179L20 177V175H21V173H22V168H21V159H19V156H18V154H19V152H22L24 149H27L28 148V146H33V145H36V147H39L40 148V150L41 151H44L45 149L47 150V147H50L49 146V140H47V141H45V139H43V137H42V135H43V133H45L44 132V126L43 125H41L40 124V126H38V127H33L32 125H30V126H27V124L26 125H23V124H21V122L19 121ZM35 118V117H34ZM50 117H48V119H49ZM72 118V117H71ZM103 118V117H102ZM150 118V117H149ZM148 118V119H149ZM239 118V117H238ZM20 119H22V118H20ZM25 119H27V117L25 118ZM52 119V118H51ZM127 119V118H126ZM139 119L140 118H135V121H136V123L139 121ZM150 119H152V118H150ZM168 119H169V117H168ZM185 119H187V118H185ZM237 118H235L234 120H236ZM247 119V118H246ZM258 119H260V118H258ZM95 120V119H94ZM111 120V119H110ZM164 120V119H163ZM189 120V119H188ZM188 120H180V121H178V122H180V125H182V126H189L190 125V121H188ZM228 120H230L229 118H228ZM232 121H233V119H231ZM256 120V119H255ZM25 121V120H24ZM23 121V122H24ZM26 121H28V120H26ZM25 121V122H26ZM42 121H44V120H42ZM84 121H85V119H84ZM91 121V120H90ZM100 121V120H99ZM114 121V120H113ZM119 121V120H118ZM121 121H123V120H121ZM130 121V120H129ZM150 121V120H149ZM173 121V120H172ZM193 121V122H194ZM30 122H31V120H30ZM45 122V121H44ZM112 122V121H111ZM117 122V121H116ZM151 122V121H150ZM157 122V121H156ZM163 122V121H162ZM161 122V123H162ZM167 122V121H166ZM175 122V121H174ZM233 122H235L236 123V121H233ZM250 122V121H249ZM256 122H258V121H256ZM35 123V122H34ZM37 123V122H36ZM86 123V122H85ZM89 123V122H88ZM94 123H96V122H94ZM119 123V122H118ZM117 123V124H118ZM122 123V122H121ZM120 123V124H121ZM130 123V122H129ZM51 125H52V123H50ZM117 124L115 125V126H117ZM119 124V125H120ZM123 124V123H122ZM121 124V125H122ZM124 124H125V122H124ZM131 124V123H130ZM146 124H147V122H146ZM145 124V125H146ZM164 124V123H163ZM168 124V123H167ZM173 124V123H172ZM175 124H176V122H175ZM191 124H193V126H195L194 125V123H191ZM47 125V124H46ZM82 125H83V123H82ZM128 125V124H127ZM137 125V124H136ZM174 125V124H173ZM172 125V126H173ZM66 126V125H65ZM67 126H68V124H67ZM134 126V125H133ZM167 126V125H166ZM165 126V127H166ZM171 126V125H170ZM177 126H179V125H177ZM192 126V127H193ZM62 127V126H61ZM89 127V126H88ZM92 127V126H91ZM114 127V126H113ZM112 127V128H113ZM146 127H148V126H146ZM154 127V126H153ZM160 127V126H159ZM164 127V126H163ZM174 127H176V126H174ZM174 127H172V128H174ZM249 127H251V126H249ZM257 127H259V125L257 126ZM104 128V127H103ZM142 128H144V127H142ZM149 128V127H148ZM168 128V127H167ZM178 128V127H177ZM246 128H247V126H246ZM261 128V127H260ZM260 128H257V129H260ZM55 129V128H54ZM92 129V128H91ZM106 129V128H105ZM115 129H116V127H115ZM121 129H123V128H121ZM133 129H135V126L133 127ZM151 129V128H150ZM165 129V128H164ZM184 129V128H183ZM20 131L19 133H16V131ZM46 130H48V129H46ZM67 130V129H66ZM84 130V129H83ZM89 130V129H88ZM95 130V129H94ZM108 131H109V129H107ZM124 130V129H123ZM128 130V129H127ZM126 130V131H127ZM136 130V129H135ZM154 130H157V128L155 129L154 128ZM194 130V129H193ZM204 130V129H203ZM246 130V129H245ZM256 130V129H255ZM261 130V129H260ZM51 131V130H50ZM85 131V130H84ZM112 131H115V130H112ZM120 130H118V132H119ZM129 131V130H128ZM159 131V130H158ZM158 131H157V133H158ZM175 131H177V130H175ZM187 131V130H186ZM189 131V130H188ZM187 131V132H188ZM197 131H198V129H197ZM263 131V130H262ZM73 132V131H72ZM78 132V131H77ZM90 132V131H89ZM105 132V131H104ZM117 132V131H116ZM156 132V131H155ZM154 132V133H155ZM164 132V131H163ZM168 132V131H167ZM174 132V131H173ZM179 132V131H178ZM205 132V131H204ZM247 132H248V130H247ZM53 133V132H52ZM67 133V132H66ZM84 133V132H83ZM86 133V132H85ZM106 133V132H105ZM115 133V132H114ZM171 133V132H170ZM176 134H178L179 135V133H177V132H175ZM181 133V132H180ZM234 133H232L233 135H234ZM245 133V132H244ZM252 133H254V132H252ZM46 134V133H45ZM44 134V135H45ZM49 134V133H48ZM72 135H73V133H71ZM75 134V133H74ZM82 134V133H81ZM92 134V133H91ZM94 134V133H93ZM121 134H123V133H121ZM127 134V133H126ZM149 134V133H148ZM147 133H142V134H140L139 133V135H135L134 133H132V134H128V135H126V139L124 138V140H125V142L120 146L119 144H118V146H120L119 147V149H117V148H115V149H117L118 151L114 154V155H116V158H115V160H117V161H120V162H125V161H128V159L131 157V156H133L134 155V150H133V148H132V144H134V140H139V141H141L142 142V144H144L143 146H145L146 147V149H147V151H149V152H151V150H160L162 147H163V143L162 142H160L159 140L158 141H153L152 139H150V137H149V135H148ZM165 134V133H164ZM188 134V133H187ZM250 134H251V132H250ZM256 134V133H255ZM260 134V133H259ZM43 135V136H44ZM51 135V134H50ZM68 135V134H67ZM80 135V134H79ZM83 135V134H82ZM85 135V134H84ZM155 135V134H154ZM159 135V134H158ZM167 135V134H166ZM48 136V135H47ZM52 136V135H51ZM70 136V135H69ZM75 136V135H74ZM91 136V135H90ZM113 136V135H112ZM170 136V135H169ZM176 136V135H175ZM193 136V135H192ZM191 136V137H192ZM203 136V135H202ZM211 136V135H210ZM232 136V135H231ZM242 136V135H241ZM240 136V138H243V137H241ZM248 136V138L250 137L249 135H247ZM256 136L258 137L259 135L258 134H256ZM59 137V136H58ZM63 137V136H62ZM68 137V136H67ZM82 137V136H81ZM89 137V136H88ZM121 137V136H120ZM122 137H124V136H122ZM122 137L120 138V139H122ZM155 137L157 138V136L155 135ZM162 137H164V136H161V139H163ZM189 137V136H188ZM187 137V139L189 140V138ZM205 137V136H204ZM215 137L213 136L212 138H214L215 139ZM233 137H235V136H233ZM45 138V137H44ZM50 138H53V137H50ZM49 138V139H50ZM70 138H71V136H70ZM75 138V137H74ZM77 138V137H76ZM83 138V137H82ZM87 138V137H86ZM91 138V137H90ZM93 138H94V136H93ZM98 138V137H97ZM111 138H113V137H111ZM167 139H168V136L166 137ZM179 138V137H178ZM196 138V137H195ZM198 138V137H197ZM207 138V137H206ZM210 138V137H209ZM65 139H66V137H65ZM99 139V138H98ZM100 139H101V137H100ZM117 139V138H116ZM165 139V138H164ZM174 139V138H173ZM201 139V138H200ZM220 139V138H219ZM224 139V138H223ZM245 139V138H244ZM263 139V138H262ZM83 140H84V138H83ZM109 140V139H108ZM113 140V139H112ZM117 140H119V139H117ZM137 140V141H138ZM172 140V139H171ZM171 140H170V142H171ZM178 140V139H177ZM185 140V139H184ZM221 140V139H220ZM233 140V139H232ZM257 140H258V138H257ZM264 140V139H263ZM59 141V140H58ZM77 141H78V139H77ZM87 141V140H86ZM89 141V140H88ZM92 141H94V140H91V142ZM102 141V140H101ZM139 141H138V143H139ZM169 141V140H168ZM196 141H198V140H196ZM204 141V140H203ZM213 141H215V140H213ZM219 141V140H218ZM230 141V140H229ZM253 141V140H252ZM251 141V142H252ZM57 142V141H56ZM64 142V141H63ZM70 142V141H69ZM72 142V141H71ZM74 142V141H73ZM75 142H76V140H75ZM96 142V141H95ZM94 142V143H95ZM121 142V141H120ZM183 142V141H182ZM187 142V141H186ZM61 143V142H60ZM65 143V142H64ZM68 143V142H67ZM90 143V142H89ZM97 143V142H96ZM196 143V142H195ZM213 143V142H212ZM215 144H216V142H214ZM234 143V142H233ZM236 143H237V141H236ZM260 143V142H259ZM56 144V143H55ZM70 144H72V143H70ZM80 144V143H79ZM78 144V145H79ZM83 144H84V142H83ZM82 144V145H83ZM92 144V143H91ZM90 144V145H91ZM98 144V143H97ZM140 144V143H139ZM178 144V143H177ZM207 144V143H206ZM218 144H220V143H218ZM222 144V143H221ZM229 144V143H228ZM232 144V143H231ZM246 144L248 145V143L246 142ZM250 144V143H249ZM257 144V143H256ZM263 144V143H262ZM52 145V144H51ZM59 145V144H58ZM57 145V146H58ZM90 145H88V146H90ZM107 145H110V144H107ZM106 145V146H107ZM169 145V144H168ZM184 145V144H183ZM202 145H203V143H202ZM208 145V144H207ZM210 145V144H209ZM236 145V144H235ZM245 145V144H244ZM253 145V144H252ZM258 145V144H257ZM54 146V145H53ZM71 146V145H70ZM75 146H77L76 144H75ZM84 146V145H83ZM86 146V145H85ZM88 146H86V147H88ZM193 146H195V144L193 145ZM213 146V145H212ZM229 146V145H228ZM238 146V145H237ZM259 146V145H258ZM59 147V146H58ZM57 147V148H58ZM62 147V146H61ZM91 147V146H90ZM110 147V146H109ZM136 147V146H135ZM203 147V146H202ZM202 147H200L201 149H202ZM211 147V146H210ZM209 147V148H210ZM226 147V146H225ZM243 147V146H242ZM248 147L250 148V146L248 145ZM56 148V149H57ZM68 148V147H67ZM93 148V147H92ZM114 148V147H113ZM139 148H141V147H137V149L138 150H144V148L142 149H139ZM173 148H175V147H173ZM182 148V147H181ZM189 148H191V147H189ZM189 148L187 149V150H189ZM204 148V147H203ZM236 148V147H235ZM238 148H239V146H238ZM245 148H246V146H245ZM260 148H261V145H260ZM263 148H264V146H263ZM55 149V150H56ZM80 149H84V148H80ZM90 149V148H89ZM104 148H102L101 150H103ZM136 149V148H135ZM177 149V148H176ZM178 149H179V147H178ZM199 149V148H198ZM217 149V148H216ZM231 149H232V146H231ZM241 149V148H240ZM251 149V148H250ZM51 150V149H50ZM54 150V149H53ZM59 150V149H58ZM62 150V149H61ZM64 150V149H63ZM63 150H62V152H63ZM72 150H74V148L72 149ZM78 150V149H77ZM92 150V149H91ZM96 150V149H95ZM99 150V149H98ZM114 150V149H113ZM137 150V151H138ZM181 150V149H180ZM179 150V151H180ZM205 149H203L202 151H204ZM215 150V149H214ZM219 150V149H218ZM228 150H230V149H228ZM245 150V149H244ZM262 150H264V149H262ZM28 151V150H27ZM31 151H33V150H31ZM39 151V150H38ZM67 151H68V149H67ZM87 151V150H86ZM136 151V150H135ZM163 152V149L162 150H160V152ZM193 151V150H192ZM212 151V150H211ZM216 151V150H215ZM231 151V150H230ZM237 151V150H236ZM252 151H253V149H252ZM25 152V151H24ZM34 152V151H33ZM56 152V151H55ZM59 152H61V151H59ZM58 151L56 152V153H59ZM72 152V151H71ZM82 152V151H81ZM88 152H90V151H88ZM92 152V151H91ZM104 152V151H103ZM108 152V151H107ZM139 152H141V151H139ZM138 152V154L140 155V157H141V154ZM145 152V151H144ZM161 152V153H162ZM173 152V151H172ZM194 152V151H193ZM201 152V151H200ZM210 152V151H209ZM254 152V151H253ZM256 152V151H255ZM37 153V152H36ZM82 153H85V150H84V152H82ZM151 153H153V152H151ZM156 153V152H155ZM161 153H159V154H161ZM170 153V152H169ZM180 153V152H179ZM181 153H182V151H181ZM196 153V152H195ZM225 153V152H224ZM226 153H228V152H226ZM241 153V152H240ZM248 153V152H247ZM27 154V153H26ZM54 154V153H53ZM63 154V153H62ZM67 154V153H66ZM74 154V153H73ZM72 154V155H73ZM86 154H88V153H86ZM96 154H98V153H96ZM136 154V153H135ZM138 154H136V155H138ZM144 154H146V153H144ZM163 154H165V153H163ZM212 154H214V153H212ZM217 154V153H216ZM219 154V153H218ZM237 154V153H236ZM30 154H28V156H29ZM32 155V154H31ZM48 155H49V153H48ZM60 155V154H59ZM65 155V154H64ZM94 155V154H93ZM100 155V154H99ZM135 155V156H136ZM149 155H151L152 156V154H150L149 153ZM156 155V154H155ZM154 155V156H155ZM158 155V154H157ZM184 155V154H183ZM194 155V154H193ZM202 155V154H201ZM204 155H206V154H204ZM209 155V154H208ZM234 155V154H233ZM232 155V156H233ZM255 155V154H254ZM258 155H259V153H258ZM264 155V154H263ZM26 156V155H25ZM36 156V155H35ZM47 156V155H46ZM66 156V155H65ZM69 156V155H68ZM86 156H88V155H86ZM90 156V155H89ZM110 156V155H109ZM142 156H144L143 154H142ZM168 156V155H167ZM179 156V155H178ZM235 156V155H234ZM251 156V155H250ZM27 157V156H26ZM31 157V156H30ZM51 157V156H50ZM71 157V156H70ZM115 157V156H114ZM113 157V158H114ZM172 157V156H171ZM197 157V156H196ZM204 157V156H203ZM218 157L219 156H216V158L218 159ZM242 157V156H241ZM247 156H245V158H246ZM249 157V156H248ZM248 157H247V159H248ZM256 157V156H255ZM61 158V157H60ZM66 158V157H65ZM72 158H73V156H72ZM71 158V159H72ZM102 158H104V157H102ZM146 158V157H145ZM149 158V157H148ZM152 158V157H151ZM179 158V157H178ZM190 158H192V157H190ZM200 158V157H199ZM206 158V157H205ZM230 158V157H229ZM228 158V159H229ZM257 158V157H256ZM259 158V157H258ZM29 159V158H28ZM43 159V158H42ZM55 159V158H54ZM57 159V158H56ZM55 159V160H56ZM70 159V158H69ZM74 159V158H73ZM76 159H77V157H76ZM84 159H86V158H84ZM136 159V158H135ZM153 159V158H152ZM201 159V158H200ZM250 159H252L251 157H250ZM61 160V159H60ZM130 160V159H129ZM139 160H141V159H139ZM139 160H137V162L139 161ZM146 160H148V159H146ZM220 160H221V158H220ZM240 160V159H239ZM238 160V161H239ZM246 160V159H245ZM29 161V160H28ZM30 161H31V158H30ZM47 161H48V159H47ZM51 161V160H50ZM53 161V160H52ZM51 161V162H52ZM79 161V160H78ZM86 161V160H85ZM84 161V162H85ZM156 161V160H155ZM160 161V160H159ZM165 161V160H164ZM164 161H162V162H164ZM168 160L166 159V163H168L167 162ZM174 161H175V158H174ZM179 161V160H178ZM200 161V160H199ZM208 161V160H207ZM210 161H211V159H210ZM210 161H209V163H210ZM213 161V160H212ZM243 161V160H242ZM247 161V160H246ZM245 161V162H246ZM262 161V160H261ZM45 161L44 160H42L40 163H39V166L38 167H40V168H42L43 166H45V163H44ZM57 162V161H56ZM61 162V161H60ZM59 162V163H60ZM65 162H67V161H65ZM70 162V161H69ZM87 162V161H86ZM105 162V161H104ZM131 162V161H130ZM145 162V161H144ZM161 162V163H162ZM171 162V161H170ZM183 162V161H182ZM181 162V163H182ZM184 162H186V161H184ZM189 162V161H188ZM193 162H194V160H193ZM201 162V161H200ZM226 162H228V161H226ZM250 162V161H249ZM251 162H252V160H251ZM250 162V163H251ZM264 162V161H263ZM33 163V162H32ZM58 163V164H59ZM74 163H75V161H74ZM95 163V162H94ZM107 163V162H106ZM135 163V162H134ZM187 163V162H186ZM244 163V162H243ZM256 163V162H255ZM258 163H261V162H258ZM257 163V164H258ZM72 164H73V161H72ZM118 164H120V163H118ZM118 164H116V166L118 165ZM163 164V163H162ZM171 164V163H170ZM183 164V163H182ZM185 164V163H184ZM190 164V163H189ZM188 164V165H189ZM247 164V163H246ZM81 165V164H80ZM108 165H110L109 163H108ZM113 165H115V164H113ZM121 165V164H120ZM129 165V164H128ZM168 165V164H167ZM166 165V166H167ZM174 165H175V163H174ZM181 165V164H180ZM200 165V164H199ZM202 165V164H201ZM204 165V164H203ZM217 165V164H216ZM223 165V164H222ZM260 165V164H259ZM262 165V164H261ZM31 166H33V165H31ZM68 166V165H67ZM92 166V165H91ZM95 166V165H94ZM130 166V165H129ZM139 167H142V164L141 165H138ZM152 166V165H151ZM157 166V165H156ZM156 166H155V169H156ZM177 166V165H176ZM182 166V165H181ZM193 166V165H192ZM212 166V165H211ZM215 166V165H214ZM235 166V165H234ZM246 166V165H245ZM248 166H252V165H248ZM57 167V166H56ZM63 167V166H62ZM61 167V168H62ZM79 167V166H78ZM126 167V166H125ZM164 167H165V165H164ZM187 167V166H186ZM199 167V166H198ZM218 167V166H217ZM231 167V166H230ZM239 167H244V165L243 166H239ZM31 168V167H30ZM54 168V167H53ZM67 168H69V167H67ZM67 168H66V170H67ZM76 168V167H75ZM74 168V169H75ZM96 168V167H95ZM108 168V167H107ZM120 168V167H119ZM119 168L117 169V170H119ZM181 168V167H180ZM188 168V167H187ZM197 168V167H196ZM209 168V167H208ZM207 168V169H208ZM220 168V167H219ZM224 168V167H223ZM232 168V167H231ZM230 168V169H231ZM254 168V167H253ZM39 169V168H38ZM57 169H59V167L57 168ZM65 169V168H64ZM79 169V168H78ZM106 169V168H105ZM104 169V170H105ZM111 169V168H110ZM109 169V171H111ZM124 169V168H123ZM184 169V168H183ZM191 169V168H190ZM202 169H203V167H202ZM229 169V168H228ZM244 169H245V167H244ZM250 169V168H249ZM260 168H258V169H256V170H259ZM24 170V169H23ZM37 170V169H36ZM48 170V169H47ZM49 170H50V168H49ZM56 170V169H55ZM125 170H126V168H125ZM146 170V169H145ZM160 170V169H159ZM175 170V169H174ZM186 170V169H185ZM184 170V171H185ZM188 170V169H187ZM219 170V169H218ZM31 171V170H30ZM39 171V170H38ZM53 171H54V169H53ZM74 171V170H73ZM87 171H89V170H87ZM119 171H121V170H119ZM129 171L130 172H126V174H125V178L126 179H128V184H126L127 186H126V188H124V190L123 191H121V192H118V193H115V194H110V192L109 193H107V195H104V197H106V200H107V202H108V207L110 208V210H108V209H103V208H101L100 206V209H98V207H97V210H95V213H97L98 214V216H97V219H96V224H97V226L99 225L100 227H101V225L102 226H113L114 225V227H115V224H117L118 222H119V220L122 218V214L120 213V211H118L117 209H116V205L118 204V203H120V202H122L123 200H124V198H125V196H126V192H127V189H131V188H133L134 189V186L136 185V183L138 182V183H140L138 180H139V178H140V176H141V172L140 171H137V169L136 170H134V169H130L129 168ZM142 171V170H141ZM148 171H150V170H148ZM147 171V172H148ZM154 171V170H153ZM181 171H183V170H181ZM201 171V170H200ZM203 171V170H202ZM208 171V170H207ZM216 170H214V172H215ZM226 171H228V170H226ZM233 171V170H232ZM240 171H242V170H240ZM48 172H50V171H48ZM81 172V171H80ZM90 172V171H89ZM151 172V171H150ZM161 172V171H160ZM223 172V171H222ZM225 172V171H224ZM255 172V171H254ZM264 172V171H263ZM2 173V172H1ZM5 173V172H4ZM25 173V172H24ZM28 173V172H27ZM35 173V172H34ZM43 173V172H42ZM44 173H46V172H44ZM43 173V174H44ZM53 173V172H52ZM58 173V172H57ZM68 173V172H67ZM106 174H108L107 172H105ZM104 173V174H105ZM146 173V172H145ZM156 171H154V174L156 175ZM179 173V172H178ZM187 173V172H186ZM198 173V172H197ZM203 173H204V171H203ZM218 173H220V172H217V174ZM226 173H228V172H226ZM225 173V174H226ZM241 173V172H240ZM245 173H246V171H245ZM29 174V173H28ZM38 175H39V173H37ZM41 174V173H40ZM42 174V175H43ZM65 174V173H64ZM70 174V173H69ZM103 174V175H104ZM118 174H121V173H118ZM152 174V173H151ZM163 174V173H162ZM181 174V173H180ZM195 174V173H194ZM210 174V173H209ZM223 173H221V175H222ZM234 174V173H233ZM249 174V173H248ZM254 174V173H253ZM3 175H7L6 173L5 174H2V176ZM24 175V174H23ZM22 175V176H23ZM34 175V177H35V175L36 174H33L32 173V176ZM80 174H78V173H71L70 175H68V176H62V177H57L56 175L54 176L53 175V177H50L49 179L47 178L46 180V183H48V184H50L52 187H61V188H59V189H63L64 190V194H68V195H70V196H72V197H74V198H76V199H83L84 201H85V197L87 196V195H92L95 191H96V180L98 179V178H100L99 177V174L98 173H95V174H93L92 175V173H91V175L90 176H88L87 178H85V177H79L78 178V176H79ZM82 175H84V174H82ZM115 175V174H114ZM143 175V174H142ZM169 175V174H168ZM179 175V174H178ZM202 175V174H201ZM207 175V174H206ZM230 175V174H229ZM238 175V174H237ZM237 175H236V177H237ZM242 175V174H241ZM250 175V174H249ZM262 175H264L263 173H262ZM262 175H260L261 177H262ZM2 176H0V177H2ZM9 176V175H8ZM8 176H7V179H8ZM48 176H51V175H48ZM48 176H46V177H48ZM61 176V175H60ZM105 176V175H104ZM104 176H102V177H104ZM167 176V175H166ZM174 176V175H173ZM175 176H177L176 174H175ZM185 176V175H184ZM195 176V175H194ZM220 176V175H219ZM218 175H217V177H219ZM223 176V175H222ZM231 176V175H230ZM252 176V175H251ZM9 177H11V175L9 176ZM30 177V176H29ZM43 177H44V175H43ZM111 177H113L112 175H111ZM118 177V176H117ZM121 177V176H120ZM123 177V176H122ZM150 177V176H149ZM149 177H147V178H149ZM153 177V176H152ZM159 177H161V176H159ZM165 177V176H164ZM179 177V176H178ZM198 177V176H197ZM244 177H245V175H244ZM255 177V176H254ZM38 178V177H37ZM40 178V177H39ZM42 178V177H41ZM115 178V177H114ZM124 178V179H125ZM158 178V177H157ZM162 178V177H161ZM168 178H169V176H168ZM242 178H243V176H242ZM241 178V179H242ZM256 178V177H255ZM264 178V177H263ZM2 179V181H4L3 180V178H1ZM5 179V178H4ZM6 179V180H7ZM27 179H28V177H27ZM26 179V180H27ZM33 179V178H32ZM45 179V178H44ZM118 179H120V178H118ZM144 179V178H143ZM146 179V178H145ZM187 179V178H186ZM197 179V178H196ZM213 179V178H212ZM223 179V178H222ZM221 179V180H222ZM226 179V178H225ZM235 179V178H234ZM239 179V178H238ZM244 180H245V178H243ZM242 179V180H243ZM260 179V178H259ZM24 181H25V179H23ZM34 180H36V179H33V181ZM38 180V179H37ZM39 180H41V179H39ZM166 180H167V178H166ZM166 180H164V181H166ZM219 180V179H218ZM257 180V179H256ZM262 180V179H261ZM1 181V182H2ZM30 181V180H29ZM32 181V180H31ZM143 181V180H142ZM163 181V180H162ZM169 181V180H168ZM175 181H176V179H175ZM178 181V180H177ZM180 181V180H179ZM182 181V180H181ZM210 181V180H209ZM214 181V180H213ZM212 181V182H213ZM233 181V180H232ZM231 181V182H232ZM235 181V180H234ZM27 182V181H26ZM25 182V183H26ZM38 182V181H37ZM40 182V181H39ZM104 182V181H103ZM122 182H123V180H122ZM147 182V181H146ZM190 182V181H189ZM188 182V183H189ZM192 182H194L193 180H192ZM198 182V181H197ZM218 182V181H217ZM217 182L215 183V184H217ZM221 182V181H220ZM249 182V181H248ZM259 182V181H258ZM264 182V181H263ZM3 183V182H2ZM5 183H6V181H5ZM4 183V184H5ZM18 183V182H17ZM20 183V182H19ZM24 183V182H23ZM25 183H24V186H25ZM41 183V182H40ZM43 183V182H42ZM101 183V182H100ZM137 183V184H138ZM161 183V182H160ZM166 183V182H165ZM168 183H170V182H168ZM167 183V184H168ZM179 183V182H178ZM214 183V182H213ZM226 183H229V182H226ZM234 183V182H233ZM236 183V182H235ZM252 183H253V181H252ZM251 183V184H252ZM255 183H257V182H255ZM262 183V182H261ZM21 184H22V182H21ZM33 184V183H32ZM48 184H46V185H48ZM98 184H99V182H98ZM114 184H116V183H114ZM172 184H174L173 182H172ZM172 184H170V185H172ZM176 184V183H175ZM174 184V185H175ZM197 184V183H196ZM222 184V183H221ZM237 184V183H236ZM260 184V183H259ZM9 185V184H8ZM8 185H6L7 187H8ZM15 185V184H14ZM28 185H30V184H28ZM36 185V184H35ZM34 185V186H35ZM38 185V184H37ZM41 185V184H40ZM42 185H44V184H42ZM41 185V186H42ZM100 185V184H99ZM122 185V184H121ZM139 185V184H138ZM137 185V186H138ZM141 185V184H140ZM147 185V184H146ZM179 185V184H178ZM180 185H182L181 184V182H180ZM5 186V187H6ZM18 186V185H17ZM16 186V187H17ZM22 186V185H21ZM107 186H108V183H107ZM123 186V185H122ZM167 186V185H166ZM187 186V185H186ZM196 186V185H195ZM237 185H235V187H236ZM246 186V185H245ZM258 186V188H259V185H257ZM261 186V185H260ZM52 187H51V189L50 190H52ZM100 187V186H99ZM102 187V186H101ZM114 187V186H113ZM116 187V186H115ZM120 187V186H119ZM147 187V186H146ZM169 187V186H168ZM175 187H178V186H175ZM205 187H207V185L205 186ZM231 187V186H230ZM1 188V187H0ZM29 188H32V185H31V187H29ZM167 188V187H166ZM180 188V187H179ZM178 188V189H179ZM185 188V187H184ZM188 188V187H187ZM194 188V187H193ZM199 188V187H198ZM197 188V189H198ZM6 189V188H5ZM9 190H10V188H8ZM8 189L6 190V191H8ZM19 189V188H18ZM22 189H24V188H22ZM38 189V188H37ZM54 189V188H53ZM99 189V188H98ZM111 189V188H110ZM109 189V190H110ZM121 189V188H120ZM126 189V190H125ZM132 189V190H133ZM173 189V188H172ZM203 189V188H202ZM205 189V188H204ZM207 189V188H206ZM215 189V188H214ZM225 189V188H224ZM223 189V190H224ZM246 189H247V187H246ZM4 190V189H3ZM12 190V189H11ZM27 190V189H26ZM29 190V189H28ZM36 190V189H35ZM56 190V189H55ZM117 190H119V189H117ZM139 190V189H138ZM190 190V189H189ZM209 190V192L211 191L210 189H208ZM240 191H241V189H239ZM243 190H245V189H243ZM243 190H242V192H243ZM20 191V190H19ZM59 191V193H60V190H58ZM106 191V190H105ZM112 191V190H111ZM115 191V190H114ZM168 191V190H167ZM175 191V190H174ZM222 191V190H221ZM225 191V190H224ZM238 191V190H237ZM5 192V191H4ZM13 192V191H12ZM17 191L15 190V193H16ZM48 191H40V192H38V193H34L33 195H32V197L35 199V203H38V201L37 200H43L44 199V201L46 202L47 200V202L49 203H47V205H48V207L50 206L53 210L52 211H54L53 212V214L55 213V211L57 210V208H58V206H59V203L58 202H55V195H53V194H48L47 193ZM62 192V191H61ZM107 192V191H106ZM138 193H139V195H140V197H141V199H142V201L144 202V203H147L148 204V206H149V204H156V205H160L161 204V208H163V211L166 213V212H169V213H171V215L173 214V213H176V208L177 207H179V206H176V203L175 202H172L171 200H170V198H169V200H168V197L167 196H165V191H164V188L161 186V185H157L156 186V184H149V186H148V188L147 189H144V190H141V191H137ZM181 192V191H180ZM184 192V191H183ZM190 192V191H189ZM193 192V191H192ZM191 192V193H192ZM226 192V191H225ZM8 193V192H7ZM18 193V192H17ZM96 193V192H95ZM114 193V192H113ZM133 193V192H132ZM197 193V192H196ZM201 193V192H200ZM206 193H207V191H206ZM211 193V192H210ZM240 193V192H239ZM250 193V192H249ZM1 194V193H0ZM25 194V193H24ZM27 194H29V193H27ZM31 194V193H30ZM55 194V193H54ZM100 194V193H99ZM103 194V193H102ZM104 194H106V193H104ZM185 194V193H184ZM208 194V193H207ZM237 194V193H236ZM22 195V194H21ZM63 195V194H62ZM96 195H97V193H96ZM136 195V194H135ZM177 195V194H176ZM189 195V194H188ZM196 195V194H195ZM198 195V194H197ZM204 195H206V194H204ZM223 195V194H222ZM243 195V194H242ZM245 196H246V194H244ZM250 195V194H249ZM253 195V194H252ZM262 195V194H261ZM1 196V198H3V195H0ZM26 195H24L23 196V199L25 200V197ZM95 196V195H94ZM128 196H130V194L128 195ZM194 196V195H193ZM209 196H210V194H209ZM211 196H212V194H211ZM229 196V195H228ZM264 196V195H263ZM6 197V196H5ZM9 197V196H8ZM13 197H16V195H13ZM17 197H19L18 195H17ZM58 197V196H57ZM64 197V196H63ZM97 197V196H96ZM95 197V198H96ZM127 197V196H126ZM132 197V196H131ZM185 197H187V195L185 196ZM189 197V196H188ZM191 197V196H190ZM203 197V196H202ZM208 197V196H207ZM214 197V196H213ZM224 197V196H223ZM238 197V196H237ZM241 197V196H240ZM251 197V196H250ZM258 197V196H257ZM1 198H0V201H1ZM20 198V197H19ZM19 198H17L16 199V202H18L17 200H20ZM28 198V197H27ZM62 198V197H61ZM135 198V197H134ZM192 198V197H191ZM196 198H197V196H196ZM219 198V197H218ZM225 198V197H224ZM230 198V197H229ZM235 198V197H234ZM243 198H244V196H243ZM262 198H264V197H262ZM261 198V199H262ZM7 199V198H6ZM9 200H10V198H8ZM90 199H91V197H90ZM98 199H100V198H98ZM103 199V198H102ZM101 199V200H102ZM127 199V198H126ZM188 199V198H187ZM203 199V198H202ZM245 199H246V197H245ZM3 200V199H2ZM5 200V199H4ZM11 200L13 201V203H15V201L12 199V195H11ZM28 200H29V198H28ZM27 200V201H28ZM33 200V199H32ZM31 200V201H32ZM83 200H81V206L83 207V208H85L88 204H85L84 202H83ZM97 200V199H96ZM100 200V201H101ZM136 200V199H135ZM175 200H177V199H175ZM206 200H208V199H206ZM213 200V199H212ZM225 200H226V198H225ZM235 200V199H234ZM241 200H243L242 198H241ZM248 200V199H247ZM26 201V200H25ZM25 201H23L22 199H21V202H25ZM93 201V200H92ZM100 201L98 202V203H100ZM138 201H140V200H138ZM192 201V200H191ZM199 201V200H198ZM205 201V200H204ZM203 201V202H204ZM214 201V200H213ZM218 201H219V199H218ZM220 201H223V200H221L220 199ZM219 201V202H220ZM226 201H229V200H226ZM225 201V202H226ZM260 201V200H259ZM11 202V201H10ZM20 202V201H19ZM43 201H40V203H42ZM44 202V203H45ZM59 202H61V201H59ZM67 202V201H66ZM94 202V201H93ZM96 203H97V201H95ZM106 202V201H105ZM106 202V203H107ZM177 202H179V201H177ZM194 202H195V200L193 201V204H194ZM196 202H197V200H196ZM206 202V201H205ZM218 202V203H219ZM229 202H231V201H229ZM248 202V201H247ZM26 203V202H25ZM32 203H33V201H32ZM44 203L42 204L43 206H44ZM88 203V202H87ZM90 203L92 204V202L90 201ZM102 203V202H101ZM189 203V202H188ZM201 203H202V201H201ZM222 203V202H221ZM231 203H233V202H231ZM230 203V204H231ZM235 203V202H234ZM252 203V202H251ZM254 203H255V201H254ZM3 204V205H2ZM5 204V205H4ZM65 204V203H64ZM90 204V205H91ZM126 204V203H125ZM139 205L140 204H142L141 202L140 203H138ZM146 204V205H147ZM181 204V203H180ZM186 204V203H185ZM197 204V203H196ZM204 204V203H203ZM226 204V203H225ZM247 204V203H246ZM259 204V203H258ZM1 205H2V207L3 208H5V206H6V202L5 203H1ZM9 205L10 204H8L6 207H8L7 209H10L11 210V208H13L14 206H10L9 207ZM30 205H31V203H30ZM33 205V204H32ZM46 205V204H45ZM61 205H62V203H61ZM86 205V206H85ZM94 205V204H93ZM96 205V204H95ZM106 205V206H107ZM123 205V204H122ZM130 205V204H129ZM132 205V204H131ZM137 205V204H136ZM177 205H178V203H177ZM200 205V204H199ZM198 205V206H199ZM256 205V204H255ZM17 206V208H18V206L19 205H16ZM22 206V205H21ZM40 206V205H39ZM42 206V207H43ZM68 206V205H67ZM67 206H65V209H64V211L62 212L63 214V216H64V222H69V223H77L78 225H83L84 223H85V218L87 217L86 215V217L85 218H82L83 216H82V214H81V212L77 209V207L76 208H74V209H71L70 207H67ZM70 206V205H69ZM79 206V205H78ZM81 206H80V208H81ZM151 206H153V205H151ZM155 206V205H154ZM195 206V205H194ZM204 206V205H203ZM237 206H239L238 204H237ZM241 206V205H240ZM239 206V207H240ZM252 206V205H251ZM2 207H0L1 209H3ZM28 207V206H27ZM48 207H44V208H42L43 210V212L44 211H46V209L48 208ZM64 207V206H63ZM87 207H89V206H87ZM92 207V206H91ZM107 207V208H108ZM119 207V206H118ZM124 207V206H123ZM142 207V206H141ZM159 207V206H158ZM186 207V206H185ZM208 207V206H207ZM217 207V206H216ZM231 207V206H230ZM244 207V206H243ZM189 208H190V206H189ZM196 208V207H195ZM194 208V212L195 213H197L195 210L197 209H195ZM203 208V207H202ZM218 208V207H217ZM224 208V207H223ZM233 209L234 208H237V207H232ZM246 208V207H245ZM249 208V207H248ZM247 208V209H248ZM251 208V207H250ZM259 208V207H258ZM262 208V207H261ZM260 208V209H261ZM6 209V210H7ZM24 209V208H23ZM31 208H29V210H30ZM48 209H50V208H48ZM121 209H123V208H121ZM138 209V208H137ZM146 209V208H145ZM152 209V208H151ZM185 209V208H184ZM225 209V208H224ZM238 209V208H237ZM236 209V210H237ZM255 209H256V207H255ZM15 210V209H14ZM62 210V209H61ZM84 210V209H83ZM133 210V209H132ZM154 210V209H153ZM159 210V209H158ZM229 210V209H228ZM231 210V209H230ZM25 211V210H24ZM23 211V212H24ZM27 211H28V208H27ZM32 211V210H31ZM34 211H36V210H34ZM50 211H51V209H50ZM49 210H48V212H47V215H48V213L50 212ZM58 212H59V208H58V210H57ZM85 211V210H84ZM93 211V210H92ZM131 211V210H130ZM147 211V210H146ZM149 211V210H148ZM162 211V212H163ZM204 211V210H203ZM209 211V210H208ZM226 211V210H225ZM247 211V210H246ZM249 211V210H248ZM254 211V210H253ZM258 211V210H257ZM39 212H41L40 211V209H39ZM45 212V213H46ZM83 212V211H82ZM89 212V211H88ZM126 212V211H125ZM129 212V211H128ZM137 212V211H136ZM145 212V211H144ZM186 212H187V210H186ZM190 212H192V211H190ZM198 212H201V210H199ZM212 212V211H211ZM223 212V211H222ZM230 212V211H229ZM259 212V211H258ZM17 213H19L18 211H17ZM25 213V212H24ZM24 213L22 214V215H24ZM51 213V212H50ZM60 213V212H59ZM58 213V214H59ZM86 213V212H85ZM93 213V212H92ZM91 213V214H92ZM134 213V212H133ZM138 213V212H137ZM152 213V212H151ZM161 213V212H160ZM169 213H168V215H169ZM184 213V212H183ZM188 213H189V210H188ZM203 213H205V211L203 212ZM242 213H243V211H242ZM255 213V212H254ZM20 214H21V211H20ZM27 214H29V212L27 213ZM57 214V213H56ZM55 214V215H56ZM142 214V213H141ZM140 214V215H141ZM159 214V213H158ZM178 214H179V209H178ZM185 215H186V213H184ZM191 214V213H190ZM193 214V213H192ZM202 214V213H201ZM241 213L239 212V215H240ZM249 214V213H248ZM5 215V214H4ZM30 215V214H29ZM33 214L31 213V216L30 217H35V215L34 216H32ZM42 215L44 216L45 214L44 213H42L41 214V217H42ZM60 215V217H61V214H59ZM59 215H58V217H59ZM84 215V214H83ZM90 215V214H89ZM124 215V214H123ZM139 215V216H140ZM154 215H156V214H154ZM163 215V214H162ZM218 215V214H217ZM222 215V214H221ZM224 216L226 215V214H223ZM235 215V214H234ZM233 215V216H234ZM236 215H237V211H236ZM245 215H247L246 213H245ZM251 215V214H250ZM255 215H258V214H255ZM38 216V215H37ZM126 216V215H125ZM129 216V215H128ZM163 216H165V215H163ZM173 216V215H172ZM176 216V215H175ZM184 216V215H183ZM189 216V215H188ZM199 216V215H198ZM197 216V217H198ZM201 216H204V214L203 215H201ZM214 216V215H213ZM216 216V215H215ZM233 216H232V218H233ZM259 216V215H258ZM263 216V215H262ZM18 217V216H17ZM26 217L27 218H30V217H28L27 215H26ZM26 217H24V219L26 218ZM40 217V216H39ZM45 217H46V215L44 216V218L43 219H45ZM51 217H52V219H55V216H54V218H53V216H52V214H51ZM51 217L49 218V217H47L48 219H49V221L51 222ZM56 217H57V215H56ZM59 217V218H60ZM93 217V216H92ZM95 217V216H94ZM153 217V216H152ZM151 217V218H152ZM159 217H161V216H159ZM166 217V216H165ZM164 217V218H165ZM171 217V216H170ZM180 217V216H179ZM178 217V218H179ZM192 217V216H191ZM218 217V216H217ZM219 217H220V214H219ZM218 217V218H219ZM222 217V216H221ZM226 217V216H225ZM243 217V216H242ZM252 217V216H251ZM250 217V218H251ZM45 219L44 221L41 219V221H42V223L43 222H45V221H47L45 224H43V225H47V223L49 222L48 221V219ZM59 218H57V221L58 222H60L59 221ZM158 218V217H157ZM167 218H169V217H167ZM174 218V217H173ZM202 218V217H201ZM235 219H237L236 217H234ZM255 218V217H254ZM19 219V218H18ZM17 219V220H18ZM34 219V218H33ZM38 219L40 220V218H37V217H35V223H37V221H38ZM85 219V220H84ZM92 219V218H91ZM135 219V218H134ZM141 219V218H140ZM154 219H156L155 217H154ZM161 219V218H160ZM160 219H158V221L160 220ZM163 219V218H162ZM177 219V218H176ZM198 219V218H197ZM196 219V220H197ZM210 219H213V218H210ZM224 219V218H223ZM226 219H228V218H226ZM239 219V218H238ZM243 219V218H242ZM27 222H28V220L27 219H25ZM136 220V219H135ZM151 220V219H150ZM164 220V219H163ZM166 220V219H165ZM179 220V219H178ZM183 220V219H182ZM187 220V219H186ZM219 220V219H218ZM221 220V219H220ZM225 220V219H224ZM248 220H249V218H248ZM264 220V219H263ZM25 221V222H26ZM29 221H31V219L29 220ZM34 221V220H33ZM92 221V220H91ZM138 221V220H137ZM144 221V220H143ZM149 220H147V222H148ZM155 221V220H154ZM161 221V220H160ZM188 221H191V220H188ZM200 221V220H199ZM201 221H203V220H201ZM205 221H206V219H205ZM214 221H215V218H214ZM239 221H240V219H239ZM245 221H246V219H245ZM251 221V220H250ZM23 222V221H22ZM27 222H26V224H27ZM32 222V221H31ZM49 222V223H50ZM54 222V224H55V226H54V224H53V227H51L52 226V224L50 225V228L48 227V226H43V228L45 227L46 229L47 228H49V229H47L48 231L50 230V229H53L54 227L57 229L56 230V232L54 233V235L56 236V235H60L59 234V232H58V230H60L59 228H57L58 227V225L59 226H63V224H61V222H60V224L59 223H57L56 222V220H53L52 221V223ZM56 222V223H55ZM145 222V221H144ZM185 222V221H184ZM192 222V221H191ZM190 222V223H191ZM207 222V221H206ZM228 222H229V220H228ZM228 222H226V223H228ZM231 222V221H230ZM230 222H229V224H230ZM235 222H237V221H235ZM241 222V221H240ZM244 222V221H243ZM247 222V221H246ZM253 222V221H252ZM18 223V222H17ZM34 223V224H35ZM42 223H40V224H42ZM93 223V222H92ZM92 223L90 224V225H92ZM135 223V222H134ZM151 223V222H150ZM201 223V222H200ZM234 223V222H233ZM242 223V222H241ZM251 223V222H250ZM263 223V222H262ZM33 224V225H34ZM56 224H57V226H56ZM66 224V223H65ZM132 224V223H131ZM139 224V223H138ZM211 224L213 225V223H212V221H211ZM220 224V223H219ZM21 225V224H20ZM30 225H31V223H30ZM36 225V224H35ZM94 225H95V222H94ZM123 225V224H122ZM144 225V224H143ZM150 225V224H149ZM167 225V224H166ZM180 225V224H179ZM184 224H182V226H183ZM193 224H191L190 226H192ZM196 225H197V222H196ZM200 225V224H199ZM201 225H203V224H201ZM211 225V226H212ZM217 225V224H216ZM237 225V224H236ZM235 225V226H236ZM240 225V224H239ZM243 225V224H242ZM246 225V224H245ZM248 225V224H247ZM256 225V224H255ZM258 225V224H257ZM259 225H261L260 223H259ZM26 226H28V225H26ZM37 226V225H36ZM36 226H35V229H36ZM67 226V225H66ZM93 226V225H92ZM95 227V229L96 228H100V227ZM154 226L157 228V230H158V232H156L157 234H151L152 233V230H148L147 231V237L146 238H144L145 240L144 241H148V242H151L152 240H156L157 241V243L159 242L160 243V245L162 246V248L163 247H167V246H169L170 244L169 243H167L168 241V239H166V240H164V241H167V242H163L161 239H160V234L162 233V226H158L157 224H154ZM189 226V225H188ZM206 226H207V224H206ZM209 226V225H208ZM214 226V225H213ZM262 226H263V224H262ZM32 227V226H31ZM39 227H41V226H39ZM73 227V226H72ZM78 227V226H77ZM77 227H75V230L77 231ZM85 227V226H84ZM104 227V228H105ZM175 226L172 224V225H170V226H168V230H167V232H168V238H169V240H170V243H176V242H179V241H182V238L184 237V238H187V239H190V238H192L191 237V235H192V233H191V231L189 232V230H185V232H181V234L179 235V229H180V227H179V231L177 230V231H175V228H174ZM204 227V226H203ZM231 227V226H230ZM253 227V226H252ZM29 228V227H28ZM55 228H54V230H55ZM63 228V227H62ZM80 228V227H79ZM122 228H123V226H122ZM121 228V229H122ZM128 228V226L126 227V229ZM130 228H132V226L131 227H129V229ZM148 228V227H147ZM146 228V229H147ZM181 228H183V227H181ZM184 228H185V225H184ZM196 228L198 229V227L196 226ZM215 228H218L217 226L215 227ZM243 228H244V226H243ZM242 228V229H243ZM31 229H33V228H30V230ZM70 230H71V228H69ZM94 229V228H93ZM114 230H115V228H113ZM117 229V228H116ZM133 229V228H132ZM145 229V230H146ZM166 229H167V227H166ZM213 229H214V227H213ZM240 229V228H239ZM247 229V228H246ZM245 229V231L247 232V230ZM253 229V228H252ZM263 229V228H262ZM42 230V229H41ZM44 230V229H43ZM79 230V229H78ZM87 230V229H86ZM89 230V229H88ZM106 230H109V229H106ZM196 230V229H195ZM212 230V229H211ZM210 230V231H211ZM217 230V229H216ZM235 230V229H234ZM244 230V229H243ZM251 230V229H250ZM62 230H60V232H61ZM65 231H67V230H65ZM65 231H63V232H65ZM71 231H74V228H73V230H71ZM91 231V230H90ZM99 231H101V230H99ZM110 231H112V230H110ZM118 231H120V230H118ZM134 230H132V232H133ZM220 231V230H219ZM233 231V230H232ZM239 231V230H238ZM256 231V230H255ZM259 231V230H258ZM262 231V230H261ZM31 232V231H30ZM38 232H40V231H38ZM45 232V231H44ZM52 231H50L49 232V234L51 233ZM62 232V233H63ZM69 231H67V233H68ZM78 232V231H77ZM79 232H80V234H81V231L79 230ZM78 232V233H79ZM114 232V231H113ZM142 232V231H141ZM196 232V231H195ZM241 232H242V230H241ZM245 232V233H246ZM249 232V231H248ZM35 233H36V231H35ZM42 233V235L44 234L43 232H41ZM53 233V232H52ZM51 233V234H52ZM58 233V234H57ZM66 233V232H65ZM73 233V232H72ZM84 233V232H83ZM92 233V232H91ZM96 233V232H95ZM104 233V232H103ZM215 233V232H214ZM218 233V232H217ZM236 233V232H235ZM244 233V232H243ZM31 234V233H30ZM33 234V233H32ZM47 234V233H46ZM48 234V236H52V235H49ZM71 233H69L68 235H70ZM75 234V232L73 233V237H76V235H74ZM77 234V233H76ZM79 234V235H80ZM113 234V233H112ZM121 234V233H120ZM119 234V235H120ZM165 234V233H164ZM219 234V233H218ZM223 234V233H222ZM239 234V233H238ZM263 234V233H262ZM4 235V234H3ZM7 235V234H6ZM63 235L65 236V238L63 237ZM63 235H61L64 239H66V241L68 240L67 238H66V235L63 233ZM99 235V234H98ZM103 235V234H102ZM109 235V234H108ZM114 235V234H113ZM113 235H111V236H113ZM117 235V234H116ZM118 235V236H119ZM128 235H130V234H128ZM132 235V234H131ZM130 235V236H131ZM197 235H198V233H197ZM209 235V234H208ZM214 235V234H213ZM226 235H228V234H226ZM233 235V234H232ZM234 235H237V234H234ZM243 235V234H242ZM245 235V234H244ZM264 235V234H263ZM38 236V235H37ZM39 236H41L40 234H39ZM43 236H45V234L43 235ZM54 236V237H55ZM60 236V237H61ZM71 236V235H70ZM83 235L81 234V236L80 237H82ZM95 236V235H94ZM97 236V235H96ZM117 236V237H118ZM124 236L125 235H123V238H124ZM129 236V237H130ZM180 236V238H178ZM246 236V235H245ZM248 236V235H247ZM253 236V235H252ZM42 237V236H41ZM57 237V236H56ZM61 237V238H62ZM68 238H69V236H67ZM105 237V236H104ZM122 237V236H121ZM121 237H120V239H121ZM126 237V236H125ZM166 237V238H167ZM194 237H195V235H194ZM206 237V236H205ZM209 237V236H208ZM211 237V236H210ZM215 237V236H214ZM223 237H225L224 235H223ZM236 237V236H235ZM44 238H47L46 240H48V237H44ZM51 238V237H50ZM97 238V237H96ZM110 238V237H109ZM121 239V240H124V239ZM128 238V237H127ZM139 238V237H138ZM207 238V237H206ZM233 238V237H232ZM257 238V237H256ZM262 238H263V236H262ZM3 239H4V236H3ZM30 239V238H29ZM57 239H59V238H57ZM71 239V238H70ZM78 239V238H77ZM89 239V238H88ZM98 239H99V237H98ZM104 239V238H103ZM103 239H102V241H103ZM119 239V240H120ZM126 239V238H125ZM129 239V238H128ZM186 239V240H187ZM195 239V238H194ZM204 239V238H203ZM226 239H228V238H226ZM237 239V238H236ZM248 239V238H247ZM2 240V239H1ZM38 240V239H37ZM51 240H52V238H51ZM51 240L49 239V241L51 242ZM72 240V239H71ZM74 240V239H73ZM72 240V241H73ZM79 240V239H78ZM84 240V239H83ZM105 240V239H104ZM112 240V239H111ZM116 240V239H115ZM142 240V239H141ZM160 240L162 241V243L160 242ZM199 240V239H198ZM233 240V239H232ZM240 240H242L241 238H240ZM262 240V239H261ZM53 241V240H52ZM69 242H70V240H68ZM82 241V240H81ZM80 241V242H81ZM85 241H87V239L85 240ZM93 241V240H92ZM101 241V242H102ZM189 241V240H188ZM200 241V240H199ZM198 241V242H199ZM226 241V240H225ZM230 241V240H229ZM32 242V241H31ZM40 242V241H39ZM57 242V241H56ZM62 242V241H61ZM63 242H65V241H63ZM74 242V241H73ZM89 242V241H88ZM94 242V241H93ZM99 242V241H98ZM111 241H109V243H110ZM113 242V241H112ZM116 241H114L113 243H115ZM126 242V241H125ZM137 242H138V240H137ZM153 242V241H152ZM151 242V243H152ZM155 242V241H154ZM153 242V243H154ZM198 242H196V244L198 243ZM224 242V241H223ZM240 242V241H239ZM243 242H244V240H243ZM19 243H21V242H19ZM34 243V242H33ZM47 243V242H46ZM52 243V242H51ZM51 243H50V245H51ZM68 243V242H67ZM76 243H77V241H76ZM76 243L74 244V245H76ZM107 243V242H106ZM117 243V242H116ZM135 243V242H134ZM146 243V242H145ZM152 243V244H153ZM183 243H184V241H183ZM203 243H205V242H203ZM206 243H208V242H206ZM233 243H235V242H233ZM264 243V242H263ZM10 244V243H9ZM23 244V243H22ZM40 244V243H39ZM42 245H43V243H41ZM66 244V243H65ZM72 244V243H71ZM71 244L69 243V245L71 246ZM85 244V243H84ZM95 244H98V243H95ZM101 244H103V243H101ZM133 244V243H132ZM189 244H192V243H189ZM196 244L194 243L193 245H195L196 246ZM258 244V243H257ZM261 244V243H260ZM52 245H54V244H52ZM51 245V246H52ZM93 245H94V243H93ZM113 245V244H112ZM139 245V244H138ZM155 245V244H154ZM176 245H179V244H176ZM181 245V244H180ZM193 245H191V246H193ZM207 245V244H206ZM240 245V244H239ZM256 245V244H255ZM13 246V245H12ZM39 246V245H38ZM55 246V245H54ZM66 246V245H65ZM77 246V245H76ZM83 246V245H82ZM96 246V245H95ZM121 246V245H120ZM141 246V245H140ZM186 245H184V248H186L185 247ZM187 246H188V244H187ZM190 246V245H189ZM197 246H199V245H197ZM211 246V245H210ZM219 246V245H218ZM237 246V245H236ZM17 247H18V245H17ZM56 247V246H55ZM63 247V246H62ZM66 247H68V246H66ZM72 247V246H71ZM70 247V248H71ZM113 247V246H112ZM116 247H117V245H116ZM128 247V246H127ZM132 247H133V245H132ZM139 247V246H138ZM137 247V248H138ZM158 247V246H157ZM204 247H205V245H204ZM216 247V246H215ZM47 248V247H46ZM69 248V249H70ZM84 248V247H83ZM85 248H86V246H85ZM98 248V247H97ZM108 248V247H107ZM106 248V249H107ZM129 248V247H128ZM142 248V247H141ZM150 248V247H149ZM161 248V249H162ZM177 248V247H176ZM180 248H182L183 249V247H180ZM188 248V247H187ZM195 247L193 246V249H194ZM197 248V247H196ZM201 248V247H200ZM10 249V248H9ZM15 249V248H14ZM20 249V248H19ZM59 249V248H58ZM65 249H68V248H65ZM90 250H91V248H89ZM117 249V248H116ZM136 249V248H135ZM138 249H140V248H138ZM145 249V248H144ZM164 249V248H163ZM191 249H192V247H191ZM198 249V248H197ZM240 249V248H239ZM246 249V248H245ZM245 249H244V251H245ZM259 249V248H258ZM52 250H55V249H52ZM51 250V251H52ZM72 250V249H71ZM118 250H119V248H118ZM131 250V249H130ZM137 250V249H136ZM166 250H167V248H166ZM171 250V249H170ZM176 250V249H175ZM205 250H207V248L205 249ZM217 250H218V248H217ZM220 250V249H219ZM224 250V249H223ZM234 250H235V248H234ZM238 250V249H237ZM8 251V250H7ZM18 251V250H17ZM67 251V250H66ZM70 251V250H69ZM114 251V250H113ZM165 251V250H164ZM168 251V250H167ZM167 251H165V252H167ZM183 251V250H182ZM195 251V250H194ZM198 251V250H197ZM202 251V250H201ZM212 251V250H211ZM230 251V250H229ZM44 252H46V251H44ZM56 252V251H55ZM58 252V251H57ZM68 252V251H67ZM66 252V253H67ZM71 252V251H70ZM69 252V253H70ZM74 252H75V249H74ZM86 252V251H85ZM87 252H90V251H87ZM100 252V251H99ZM109 252V251H108ZM116 252H117V250H116ZM131 252V251H130ZM164 252V253H165ZM180 252V251H179ZM192 252V251H191ZM196 252V251H195ZM203 252V251H202ZM220 252V251H219ZM223 252V251H222ZM242 252V251H241ZM48 253V252H47ZM50 253V252H49ZM60 253V252H59ZM83 253V252H82ZM106 253H107V251H106ZM123 253V252H122ZM138 253V252H137ZM136 253V254H137ZM143 253V252H142ZM160 253V252H159ZM175 253H178V252H175ZM198 253V252H197ZM212 253V252H211ZM225 253V252H224ZM234 253V252H233ZM232 253V254H233ZM238 253H239V251H238ZM248 252H246V254H247ZM255 253V252H254ZM15 254V253H14ZM17 254H18V252H17ZM20 254V253H19ZM23 254H24V252H23ZM52 254V256H53V253H51ZM84 254V253H83ZM109 254V253H108ZM124 254V253H123ZM127 254V253H126ZM131 254V253H130ZM167 254V253H166ZM172 254V253H171ZM199 254V253H198ZM219 254V253H218ZM229 254V253H228ZM243 254V253H242ZM21 255V254H20ZM62 255V254H61ZM96 255V254H95ZM102 255V254H101ZM104 255V254H103ZM111 255V254H110ZM122 255V254H121ZM138 255V254H137ZM168 255V254H167ZM177 255V254H176ZM193 255H195V254H193ZM217 255V254H216ZM221 255V254H220ZM253 255V254H252ZM22 256V255H21ZM25 256V255H24ZM44 256V255H43ZM67 256V255H66ZM89 256H90V253H89ZM166 256V255H165ZM165 256H164V258H165ZM197 256H199V255H197ZM218 256V255H217ZM28 257H30V256H28ZM50 257V256H49ZM68 257V256H67ZM86 257V256H85ZM84 257V258H85ZM98 257V256H97ZM110 257V256H109ZM113 257V256H112ZM122 257V256H121ZM126 257H128V256H126ZM140 257V256H139ZM184 257V256H183ZM182 257V258H183ZM191 257V256H190ZM203 257V256H202ZM207 257V256H206ZM239 257V256H238ZM20 258V257H19ZM50 258H52V257H50ZM54 258V257H53ZM69 258H71V257H69ZM82 258V257H81ZM94 258V257H93ZM102 258V257H101ZM131 257H129V259H130ZM135 258V257H134ZM180 258V257H179ZM185 258V257H184ZM31 259H33V258H31ZM30 259V260H31ZM40 259V258H39ZM45 259H47L46 257H45ZM67 259V258H66ZM114 259V258H113ZM116 259H118V258H116ZM127 259V258H126ZM132 259V258H131ZM160 259H162V258H160ZM205 260H206V258H204ZM211 259V258H210ZM223 259V258H222ZM225 259V258H224ZM231 259V258H230ZM11 260V259H10ZM13 260V259H12ZM16 260V259H15ZM26 260H28V259H26ZM62 260V259H61ZM64 260V259H63ZM79 260V259H78ZM81 260V259H80ZM105 260V259H104ZM111 260V259H110ZM133 260V259H132ZM135 260V259H134ZM133 260V261H134ZM144 260V259H143ZM185 260V259H184ZM191 260V259H190ZM189 260V261H190ZM202 260V259H201ZM219 260V259H218ZM247 260V259H246ZM47 261V260H46ZM59 261V260H58ZM69 261H71V260H69ZM84 261V260H83ZM204 261V260H203ZM10 261H8V255H7V252H6V250H4V249H1L0 248V264H10L9 263ZM21 262V261H20ZM24 262H25V260H24ZM36 262H37V260H36ZM39 262V261H38ZM43 262V261H42ZM41 262V263H42ZM68 263L69 264V262L68 261H65V263ZM104 262V261H103ZM173 262H174V260H173ZM238 262H239V260H238ZM49 263V262H48ZM56 263H57V261H56ZM62 263V262H61ZM77 263V262H76ZM79 263V262H78ZM82 264H83V262H81ZM91 263V262H90ZM109 263V262H108ZM113 263V262H112ZM120 263V262H119ZM124 263V262H123ZM190 263V262H189ZM192 263V262H191ZM190 263V264H191ZM195 263V262H194ZM221 263V262H220ZM226 263V262H225ZM236 263V262H235ZM244 263V262H243ZM15 264V263H14ZM23 264V263H22ZM49 264H51V262L49 263ZM71 264H74V261L71 263ZM104 264H105V262H104ZM134 264V263H133ZM136 264V263H135ZM137 264H138V262H137ZM140 264H144V263H140ZM145 264H147V263H145ZM187 264V263H186ZM197 264V263H196ZM238 264H242V263H238Z\"/></svg>", "mask_w": 264, "mask_h": 264}]
</instances>
